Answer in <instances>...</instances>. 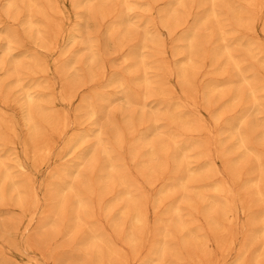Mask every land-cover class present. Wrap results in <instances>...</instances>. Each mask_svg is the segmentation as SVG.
<instances>
[{"label": "rangeland", "instance_id": "obj_1", "mask_svg": "<svg viewBox=\"0 0 264 264\" xmlns=\"http://www.w3.org/2000/svg\"><path fill=\"white\" fill-rule=\"evenodd\" d=\"M3 1V2H2ZM54 0H52V2H53ZM70 1L71 0H55V3L57 4V6L55 7L56 8V12H60L62 15H60V13H59V16H58V14H54V12L52 11V13L54 14V15H57V16H54L51 12H49L48 13V11H47V13H48V15L47 16H49L48 18H47V16L45 15V17H40V19H39V15H37V17H35V19H37L38 21L40 20V22H38V21H36V23H37V25L39 24L40 26H41V24H43V26H44V24H45V26L47 25V23H43V18H44V20H46V22H47V19H48V21L49 22H51V19L50 18H52L53 20L52 21H54V22H52V23H48V25L50 26H48L49 27V29H51L50 31H47L48 29V27L46 26V28L45 29H43L42 27H40V26H37L38 27V29H40V31H41V29H43V31H41L42 32V34H43V32H44V30H46L47 32H50V36H49V34H46V31H45V34H44V41H45V36L47 35V38H48V36H49V38L51 37V34L53 35L52 36V38L54 37V39L52 40H50V39H48L47 40V38H46V43H48V41L50 40V42H52L51 44L50 43H48V44H50L49 46V48H50V50H49V48L47 49L46 48V46H42L41 44H38L39 42H37L38 41V39H37V44L35 43V41L33 40L34 38H35V36L32 34V33H30V32H28V30L26 31L25 30V25L23 26L22 25V21H23V18L25 17V12H23V8H21L22 9V13H20V14H23L24 15V17L22 16V15H20L19 13H18V15H14L15 17H17L18 16V18H15V19H17V20H12L11 18V16H10V14L9 13H7V10H8V7H6L7 8V10L5 11L4 10V8H5V4H7L8 3V1L6 2V0H0V24L2 25H0V27L2 28V27H4V29H5V27H6V29L5 30H7V29H11V30H7L9 33H7L6 31H4V29L2 30L1 28H0V34H2L1 32H4L3 34H2V36H5V38H6V33L9 35V34H11V36H10V41L11 40H13V41H11L13 44H15V43H21V40H22V44L24 45V46H22L21 44L18 46L19 47V49H18V47L17 46H15L16 47V49H18L19 51H20V53L22 52V51H24V53L22 52L21 54L19 53V51L18 50H15L14 49V46H13V44L11 45V44H9L10 45V48H13V50L15 51L14 53H15V55H14V53H13V50L11 51V49H10V51L9 50H5V48H4V44H6V39H1L0 38V45H2V46H0L1 48L3 47V49H1L0 48V52H2V53H0V54H2L1 56H3V53H6V51H7V54H12V55H7L6 54V56H7V58H8V56H9V58H8V60L6 59V56L4 57L3 56V58H5L8 62H6V60H4L3 61V58H1L2 59V63H4V64H2V65H6V66H8V65H11V63H13L14 64V66H13V64H12V66L14 67V69H16L15 71H14V69H13V71L14 72H18V76L19 77H23V79H25L26 81H27V79L26 78H28V81H29V77H30V75H29V73L30 72H32L33 73V71H30V70H32V65L33 64H35V65H37L38 66V64L41 66H39L37 69H36V73L34 72L33 74H35V75H31V77L33 76H35L34 77V79H33V77H32V79L34 80H32L31 81V77H30V81L28 82L27 81V83H28V85H29V87H31V92H33L34 94H37V93H40L41 94V96L43 95V94H45V95H43L44 97H46L48 94L50 95V94H53V95H48L49 97H47L46 98V100L48 101H45V98H43V100L45 101V102H47V106H48V104H49V106H48V113L49 114H51L50 113V110L52 109V111L54 112V110L53 109H55V111H56V113H59L58 115H55L53 112V114L56 116V118L57 117H59V115H60V117H59V121H61V119H63V120H65V117L64 116H66V120L65 121H67V122H65V124L66 125H68L69 126V129L68 128H66V130H64L63 129V134L61 133V134H59L58 132L59 131H56L55 129V131H56V134H53V133H55L54 132V130H53V128H50L49 130H48V128H49V126H47L46 125V127L47 128H45L44 130H45V132H44V130H43V133H44V135L47 137V136H49V134L51 135H53V136H51V138H52V141L49 139V138H47V139H49V140H44V141H46V142H48V141H50V143L51 144H48L49 145V147H50V149L49 150H51V151H47V156H46V154H45V156H46V158H44V155L42 156V158H40V160H43V159H45V160H43L42 161V163L40 162V160H39V162H40V164H42L41 166H39L38 164V159H39V157L38 156H40L38 153H37V155H36V153H35V150H34V153L35 154H32V156H31V151L34 149V147L32 146V145H35V142L36 141H32V135L30 134V131H29V127H28V124H26V120H25V118H24V120H25V122H23L24 120H22L21 118H23L24 116V113L22 114V112H23V106L22 105H25V104H22V102H21V104L18 102L20 99H21V97L19 96V95H21L19 92H18V94H17V91H19L18 90V86H17V88L15 87V88H13L14 87V85H13V87L12 86H10V84L9 83H11V81L14 79H12V78H9L8 77V75L6 76V73L8 72L7 70H8V67H9V70H10V68H12L11 66H8L7 67V69L5 70L4 68H3V66H1V68L2 69H0V98L1 97H3V95L5 94V96L3 97V98H1V99H4V100H0V104L2 105H0V132H3V134H1L0 133V137H2L3 136V138L4 139H8V140H10V144L8 145L7 144V142H8V140H7V142H6V140H5V142H2V140H4V139H1L0 138V140H1V144L2 145H4V147L3 146H0V153L2 152V155H5V152H6V148H7V152H6V156L4 157V156H2L1 154V157L2 158H0V160H1V162L3 163H1L0 162V166L2 165L3 167H10L11 166V169H9L8 170V172H10V173H12V174H10L9 173V178H10V181L11 182H13V180L12 179H14V180H16L17 179V177H15L16 176V174H19L20 175V177H22V179L20 180V184H22L19 188H18V186L19 185H17V187H16V184H18L19 183V180L17 179V181H15V182H17L15 185H14V187H16V188H13V187H11V186H13V185H10L11 184V182H9L8 181V183H10V184H8V185H10L9 187H8V185H6L7 184V181H6V183H5V185H4V192H3V194H2V196H0V223H2L0 226V264H69V260H72V261H70V262H74V258H73V256L75 257V255L77 256L76 258H78V259H76L75 258V261L77 260L78 261V263H77V261L76 262H74L73 264H80V263H84L85 261H86V263L88 262V261H90L89 260V258H91V254H89V250H85V249H80V247L79 248H77L78 246H75V244L77 245V243H75V242H77L78 241V239H79V235L77 234L78 233V231H83V232H86V231H84V230H86L87 229V226L89 227L90 225V221L92 220H94L93 222H92V224H94V223H96L94 226L95 227H98L99 226V229L98 230H100V228L101 229H103V231L106 233V234H109L108 236L111 238V240L113 241V247L114 248H116V249H114L115 251H119V252H122L123 253V257H124V260L125 261H122V263L123 264H129V263H131L132 262V259H134L133 257L135 256V255H137L138 257H141V256H146L147 255V253L149 252V250H150V247H152V244L155 242V241H159V239H161V233H162V224H161V220H164V219H169V218H172V217H174L173 215H169L170 214V212H171V208L172 207H170V206H174V202H177L178 203V205H179V207L181 206V215H183L182 216V219H183V217H184V220H183V222L185 223V221H186V225L190 228L191 227V229H193L194 230V232H198L196 235H198V237H194V239L196 238L197 240L199 239V243L196 241V239H195V242H194V240H193V238H192V240H191V247H189V249H187V248H185L184 246H182V242H181V234L182 233H178L177 232V230L175 229V228H173L172 230L173 231H175V233L173 232L172 234L174 235V236H172L170 239H169V245H171V246H173V247H175L176 249H179V252H182V251H184V252H182V253H178V254H181L182 255V257H183V259L181 260L180 259V261H175L176 262V264H203V260H205V263L204 264H206V260L207 261H210V264H229V263H231L232 264V261H233V258L235 257V255H237L238 253H237V251H238V248L240 247H243V246H245L244 244H246V246L248 245L249 246V242H250V238L248 237V235H250V234H247V232L246 231H248V233H252V230L256 227V224H255V226H254V224H253V220L251 219L252 218V216H254L260 209H261V207H262V205H261V207L260 206H258L259 204H256V201H254V200H256V194H255V189L257 188V186H259V188L263 191V193H264V178H262V182H257V186L255 187L254 186V182H250V180H251V178L252 177H254L253 179H255V177L257 178V176H258V173L256 172V171H258V170H256L255 169V163H254V155H252V153H254L253 151L258 147L259 149H260V151L259 152H261V151H264V148L262 147V148H260V145L259 144H261L262 142H264V128H262L261 126L264 124H262V122L261 121H263L264 119V115L262 116V115H260V113L261 114H263V111L264 110H262V108L264 109V104H261L262 106H260V111L258 110V112H256V114H258L259 112V115L260 116H262V118L259 116V115H256L257 117H254L255 115V113L252 111V109H250V113H248V109H249V106H247L246 105V107H248V108H246L244 105L245 104H247L246 103V95L248 94V93H250V90H249V92L247 93L246 91H248V89H245L244 87V85L246 84L245 82V84L244 83H242V84H244V85H242L241 86V82L239 81V82H236V79H233V81H235V84H234V82H233V84H231V85H233V87L235 86L236 87V89H238L240 86L241 87H243V89H241V93L240 94H242V90H244V94H246L244 97H243V95L244 94H242L241 95V99H242V97L245 99H242V103H243V106H241L242 104H238V105H235V106H229V104L227 103L228 102V99H225L226 97H228V96H225V95H223V96H225L222 100H220V96H219V90L220 89H216L217 91L215 92H212L211 94H209V92H207V89H208V86L211 84V82H212V78L214 79L215 78V75L216 76H218L220 73L221 74H225L226 73V75L228 76V74L230 75V73H228V71L230 72H232L233 73V69H232V67H230L231 65H226V66H228V71H227V69H226V66L225 65H223V63L221 64V62H219L220 61V59H221V57L218 55V58H219V60H218V58H216L215 57V55H216V53H214V46H213V44H215V43H217V41L218 40H216V38L215 39H212V36H213V34H215L216 35V31H214L213 29H217V27L216 26H212V27H210L211 25L210 24H212L210 21H211V19H210V21L209 20H207V21H209L210 22V24H209V22H207V21H205L206 23H207V25H206V23L204 22V24H201V25H198V24H196L197 23V20L195 21V19L196 18H199L200 17V14H201V11L202 10H200V11H198V10H196V8L198 7L199 8V6L197 5L198 3H199V5H201L200 4V1L199 0H197L198 1V3H197V1L196 0H186V2H183V1H185V0H180L181 2H183V6H184V8H182V6L181 5H179V4H177L179 1L177 0V2H175V0H173L174 2H175V4L173 3V1L172 0H142L143 1V3H145V6L142 4V2H141V0H139V2H138V0H137V2H136V0H133L132 2H136V3H132L131 2V0H130V2L133 4L132 6H134L133 8H132V12H131V14L132 13H134V11H136L137 10V12H140V10H138L139 9V7L140 8H142L143 6L145 7V9H147L148 8V11L146 10H143V8H142V13L144 14V18H143V15L141 16V15H136L135 13V15L134 14H132V18H131V20L130 21H132V22H134V23H136L134 20H133V18L134 17H136V18H134L135 20H137V19H139V16H140V19L139 20H137V23L138 22H142L143 23V19H144V23L143 24H133V23H131V30L129 31V34L128 35H130L129 36V39H131V38H133L134 36L137 38H133V40L132 41H130V43H129V41L127 42V43H123V50L120 48L119 49V47H116V44H117V41L116 40H118V39H115V37L113 36L111 39H113V40H115V42L113 41V40H111L112 42L110 43V38H109V36H107L108 34H107V31H108V28H106V27H109V25H108V23L110 22L111 23V21H112V18H110V16L109 15H111V17L112 16H114L115 14H109V15H107V17L105 18L106 20H104V18H102L101 16H96V17H93V18H90L91 20V22L90 21H86L85 22V19H86V16H85V10H83V8L86 6L85 5V3L87 4V1H88V4L89 5H92V6H97V5H100L102 2H104L103 0H94V2L91 0V2H89V0H87V1H85V3H83V2H81L82 0H80V2H77V4H79L80 6H84V7H82V9L81 8H77L78 7V5H74V4H76V3H72V1H71V3H70ZM96 1V2H95ZM107 1V0H106ZM109 1H111V3H112V1L113 0H109ZM109 1H108V3L105 5V3H104V5H105V7L106 8H108V9H110L111 10V7L114 9L115 8V11L113 10V13L114 12H117V9L119 10V7H120V5H119V7L118 8H116L117 7V5L119 4V3H117V4H115V7H113V6H111V4L109 3ZM118 0H116V2H117ZM120 1V0H119ZM118 1V2H119ZM122 1V0H121ZM129 1V0H128ZM149 1V2H148ZM188 1L190 2L189 4H188ZM224 1V0H223ZM222 0H221V2H223ZM232 2H229L228 0L226 1L225 0V5L224 4H222L220 7H222L223 8V5H224V7H225V11H226V13H228L227 14V16L225 17V14L223 13L220 17H219V14H221V12H225L224 10L223 11H221V12H219L218 10H220V8L217 10V12L219 13H217V18H220L218 21H220V23H222V24H224L225 25V23L224 22H226V24H227V27H229V26H231L232 27V25H234L235 26V24H234V21H236L235 19H237V18H235V17H233V16H231L232 15V13H230V11H228V9L226 8V2L228 3H231V5H235V4H232L233 2L234 3H236V2H238L239 0H231ZM236 1V2H235ZM252 1H254L255 3H259L260 4V9H259V4L257 5V4H255L254 2H253V4H251L250 2H252ZM2 2V3H1ZM92 2H93V4H92ZM115 2V0L113 1V5H114V3H116ZM151 2V3H150ZM155 4H154V3ZM171 2H172V4H171ZM181 2H180V4H181ZM217 2H220L219 0L218 1H215V3H217ZM239 2H241V1H239ZM238 2V3H239ZM244 3H245V0L243 1ZM54 3V2H53ZM192 3V4H191ZM194 3H197L196 5H194L193 7H189V5H193ZM236 3V7H238V5L240 6V4H241V11H244V8L242 9V7H246L245 5L247 4H251V5H253L254 6V4L255 5H257V6H255V7H257L258 8V10L259 11H257V8H253V7H251L250 8V4L247 6V7H249V10H248V8L246 7L245 9L246 10H248V11H246L247 12V15L248 16H250V17H246V18H249V19H251V23L249 24V29H248V27L246 28L245 26H241V30L238 28V26L236 25V27H234L233 26V28H231V27H229V29L231 28V30L233 29V30H235L236 29V31H237V29L239 30V31H237V33H235L233 30V32L234 33H231L230 34V32L231 31H229V32H227V33H229L228 35L229 36H231L232 34V36H231V38L230 37H228L227 36V38L228 39H231L230 40V43H231V41H232V46H231V49L233 48H235L236 49V47L239 45L240 47H242L241 46V44H243V42H244V44H246V45H248V46H244V44H243V47L242 48H246V49H240V47H237V49L239 48L240 49V51H241V55L243 54V55H245V54H249L246 58H248L247 60H248V62H250V64L247 62V60H245V59H243L244 58V56H239L240 55V53L238 54V52H240L239 50H238V52H237V54H238V56H237V58H241V59H243V60H245L246 61V63H245V65H247V64H249V65H247V66H245V65H243V67H246V68H248L249 69V71H248V73H250V74H248L247 76L249 77L248 79V82H247V84L249 85H247L248 86V88L250 87V84L251 85H253V84H255V86H260L259 84H263L262 83V81H263V77H262V74H263V76H264V67L260 64L261 62H263V60H264V31H263V24H264V0H260V1H257V0H250V1H248V3H245V5L244 4H242V3ZM71 4H72V6H71ZM82 4V5H81ZM103 4V3H102ZM111 6L110 8L109 7H107V6H109V5ZM121 4V3H120ZM135 4H136V6H137V4H138V9H136V6H135ZM164 6H163V5ZM166 4V5H165ZM170 4H171V6H173L174 7V5L177 7V6H179L183 11H181L180 10V8L179 9H177L178 11L176 12L175 11V13L176 14H179L180 15V13L179 12H181L182 14V17L184 16V15H186V19H185V25H184V23H183V25H181V26H177V28H176V26L175 25H172V27L175 29H173L172 27V29L173 30H170L171 28H169L171 25L169 24L168 25V23L166 24L165 22L163 23V22H161V24L163 23V26L166 24L167 25V28H166V26H165V29H163V26L162 25H160V24H158V23H160V21H161V19H163V21L165 20V17L168 19V17H167V15L169 14V13H171L170 12V10L172 9V7L170 6ZM238 4V5H237ZM62 5V6H61ZM103 5V6H104ZM169 5V6H168ZM188 5V7L190 8H188V7H186ZM6 6H8V5H6ZM75 6V7H74ZM79 6V7H80ZM142 6V7H141ZM203 6V5H202ZM202 6L200 7V8H202ZM205 7H207L206 5H204ZM204 6H203V9L205 10V8H204ZM4 7V8H3ZM104 7V8H105ZM167 7H170V8H167ZM215 7H216V9H217V7H219V3L218 4H216L215 5ZM262 7V8H261ZM5 8V9H6ZM54 8V9H55ZM74 8H77V10L76 9H74ZM105 8V9H106ZM136 10H135V9ZM158 8V9H157ZM160 8V9H159ZM166 8V11H167V9H168V11L167 12H169L168 14H167V12H165L167 15H165V14H161V11L163 12V10ZM178 8V7H177ZM221 8V9H222ZM53 9V10H54ZM170 9V10H169ZM173 9H176V8H173ZM239 9V8H238ZM79 10H81V11H79ZM107 10V9H106ZM112 10H111V12H112ZM160 10V11H159ZM185 10H187L188 12L186 13V14H184L183 12L185 11ZM3 11H5L6 13H7V16H8V14H9V16L8 17H6V14H5V16H4V14L2 15V12ZM21 11V10H20ZM19 11V12H20ZM82 11H84V12H82ZM151 11V13H149ZM244 11V12H245ZM252 12L253 11V15L254 16H252L251 14H250V12ZM257 11V12H256ZM75 12V13H74ZM136 12V13H137ZM148 12V13H147ZM200 12V13H199ZM203 12L204 11H202V14H203ZM245 12V13H246ZM248 12H249V14H248ZM260 12V13H259ZM47 13H45V14H47ZM79 13H83V17L85 18V19H81V17H82V15H79L78 16V14ZM141 13V12H140ZM164 13V12H163ZM231 15H230V14ZM245 13H243V14H245ZM148 14V15H147ZM156 14V15H155ZM163 15L164 17H162L161 15ZM187 14H188V16H187ZM196 14V15H195ZM197 14H198V16L199 17H197ZM259 14V15H258ZM19 15H20V17H19ZM76 15H77V20H79V19H81L80 21H77V20H74V19H76L75 17H76ZM228 15L231 17H228ZM246 15V14H245ZM244 15V16H245ZM246 15V16H247ZM109 16V17H108ZM134 16V17H133ZM148 16V17H147ZM160 16L162 17L161 19H160ZM195 16H196V18H195ZM224 17L223 19L225 20V21H223L222 20V18L221 17ZM252 16V17H251ZM11 17V18H10ZM56 17V18H55ZM80 17V18H79ZM82 17V18H83ZM99 17H101L100 18V20L102 19V23L100 24V20H99ZM105 17V16H104ZM138 17V18H137ZM159 17V18H158ZM189 17V18H188ZM234 19H233V18ZM5 18H6V20H5ZM47 18V19H46ZM79 18V19H78ZM142 18V19H141ZM149 19L150 20V18L152 19V20H150L154 25H151L152 23H150V22H148L147 20H145V19ZM158 18V19H157ZM242 18L244 19V17H243V15H242ZM242 18H240V19H242ZM245 18V19H246ZM252 18H253V20H252ZM19 19H20V21H19ZM21 19H22V21H21ZM34 19V20H35ZM166 19V22H168V20ZM227 19H230V20H234L233 22H232V24L230 23V24H228L229 22H231V21H229V22H227L226 20ZM244 19V20H245ZM11 20L14 22H12V24H11ZM84 20V21H83ZM111 20V21H110ZM160 20V21H159ZM214 20V19H213ZM213 20H212V22H213ZM238 21H239V19H237ZM1 21H2V23H1ZM17 21V22H16ZM72 21H75L74 22V24H73V22ZM145 21H147V22H145ZM192 21L194 22L193 24L194 25H196V27L193 25V24H191L192 23ZM222 21V22H221ZM238 21H236L237 23H244V21L242 22L241 20L238 22ZM16 22V23H15ZM20 22H21V25H20ZM45 22V21H44ZM77 22V23H76ZM82 23L83 25L82 26H80L79 25V23ZM89 22V23H88ZM196 22V23H195ZM235 22V23H236ZM56 24L58 27L60 26V31H58L59 30V28H57V26L55 27L56 28V30L58 31V32H60V35H58L59 33L58 32H56V30H55V32L56 33H54L53 34V29H52V27H51V25L50 24ZM61 23V24H60ZM86 23V24H85ZM147 23H150V24H147ZM214 23H215V25H216V21L215 22H213V24L212 25H214ZM5 24H7L8 26H9V28H8V26L7 25H5ZM75 24H78V26H80V27H76V25ZM156 24V25H155ZM87 27V29H88V31H85V29H84V27L85 26ZM134 25H136L137 26V28L135 29V31L136 32H134L133 30V26ZM140 25H142V26H140ZM143 25H144V27L146 28L148 25V27L150 28V29H152L153 31H157V34H159V35H157V34H155L156 32H152V30H150V29H147V31H149V33H150V35H149V33L148 32H146V31H144V30H146V29H144V30H142L143 28ZM146 25V26H145ZM150 25H151V27H155L154 29L153 28H151L150 27ZM190 26V28L191 27H193V28H196L197 30H199V32L200 33H198V31H196L195 30V33H196V35H195V40H194V42H195V44H194V47L193 48H195V49H192V51L193 50H197L198 51V55H200L201 53H203V56H199V57H195L196 55H197V51H196V55H195V52L193 51L192 53L194 54L193 56H192V58H193V62L195 63V65H194V70H193V73L192 74H195V72L194 71H196V76L194 75V79L191 77V71L189 72V68L191 67L190 66V62L189 61H186V57H185V55H187V54H185V53H187V52H185V48L188 46L187 45V43H184L183 41H182V45H183V43H184V47L180 44V42L181 41H179L178 39H176V37L178 38L179 36H180V33L182 32L181 30H185V28L187 27V26ZM192 25V26H191ZM254 25V26H253ZM261 25H262V28H261ZM21 26V27H20ZM52 26H54V25H52ZM71 26H73V27H71ZM84 26V27H83ZM93 26H94V28H93ZM105 26V27H104ZM169 26V27H168ZM207 26H209V27H207ZM239 26V27H240ZM15 30H13V32H12V28ZM14 27H16V28H14ZM20 27V28H19ZM24 27V28H23ZM74 27H76V28H80V30H82L81 32H77L80 36L81 35H86V34H88V37H87V35H86V37H87V39L89 40H86V37L84 38V36H82V38H84L86 41L85 42H88V44H89V46H90V51H89V53L90 54H94L95 56H94V58H95V60H96V64H95V62H94V60L92 61V62H90L91 63V65H89V61H90V59L88 60V61H86V59H88L89 57H90V55L87 57V53H85V54H83V55H86V57H84L83 56V58H82V56H81V54L85 51V52H87L86 50V48H85V50H84V48H82V46H84L85 44V47L88 45L87 43H84V39H83V42L81 41V45L82 46H80V44H79V46L80 47H78L79 49L81 48V52H80V50H77L78 48H74L75 47V45H76V43H78L79 41H78V38H80L79 37V35L77 36L76 35V33H75V30L76 31H79L78 29H75V30H73L72 31V29L74 28ZM82 27V28H81ZM123 26H121L120 28H121V34H119V35H121L122 36V32L125 30L124 29V27L122 28ZM135 27V26H134ZM162 27V28H161ZM216 27V28H215ZM246 29H244V28ZM120 28H119V30H120ZM205 28H206V30H205ZM209 28V29H208ZM254 28V29H253ZM20 29L22 30V32L20 31ZM86 29V30H87ZM94 29V30H93ZM99 29H100V31H99ZM106 29V34L104 33V30ZM133 29V30H132ZM138 29V30H137ZM167 29H169L170 30V33L171 32H173V35H171L170 33H168V31L169 30H167ZM225 29L227 30L228 28H226V26H225ZM25 30V31H24ZM71 30V31H70ZM95 30H98L97 31V33L95 32ZM183 30V31H184ZM88 32V33H86L85 34V32ZM103 31V32H102ZM144 31L145 33H148L147 35H149V36H146L145 35V37L147 38V40L148 41H146V38H145V46H150V44L152 43V42H154V40H156V42H154L152 45H156L157 44V41L159 40V38H158V36L160 37V41H159V43H158V46L160 47V50H159V48L157 49L156 48V46H150L149 48H151L152 50H153V47H154V49H155V51L153 50V52H155V56H152V57H155V59L153 58L152 59V61L153 62H155L156 61V65L153 63V62H151V57H150V49L147 47H144V51H146L147 49H148V51H146V53L143 51V53L144 54H147V55H144L143 57H144V61L146 62V64H147V67H146V69L148 70V72H149V70H151L150 72H149V77L152 75V77H162V80L160 81V83L162 82V86H164L163 84H165L166 83V85L164 86L165 87V89L163 88V89H161V85H160V83L157 85L155 82H158V81H153V79H152V84H153V82H154V85L156 86H151V89H155L156 90V88L157 89H161L160 91H162L161 93L163 94V96H162V94H161V96H159V93H158V91H156L158 94H156L157 96L155 97L156 99V102H154V101H152L153 100V95L155 94V90H152L153 92V95L151 94H149L150 96H149V99H151L152 98V100H148L149 102H147V100L145 99V102L146 103H144L145 104V106H144V104L141 102V101H138L137 99H133V97H132V102H131V104L132 105H127L128 106V108L126 107V109H125V107L124 106H126L125 105V102H126V100L124 99V94H122V93H124L127 89H130L131 88V86L130 85H132V86H134V88H132L131 90H129V91H131L129 94H130V96L133 94V93H138V92H141V91H138L137 92V90L138 89H140L141 87H139L137 84L139 83V76H138V72L136 73H134V72H131L133 75H134V77L136 78H134L133 77V75L132 74H129V73H127V69H125L126 68V66H125V64H123V62H125V63H127V61H125V54L124 53H126V55H128V51H129V48L131 47V45L134 43H137V42H139V41H141V38L144 36V32H143V35H142V32ZM176 31V32H175ZM15 32H18V33H15ZM26 32H28V33H26ZM71 32V33H70ZM73 32H74V34L75 35H70V34H73ZM83 32V33H82ZM101 32H102V34H101ZM116 32V31H115ZM115 32H114V35H115ZM215 32V33H214ZM239 32H240V35H239ZM244 32H248L247 34H248V36L246 37L245 36V34L246 33H244ZM12 33H14V34H12ZM30 33V34H29ZM58 33V34H57ZM70 33V34H69ZM80 33H82V34H80ZM98 33L100 34V35H103V36H105L104 38H103V36H101V38H98V37H100V35L98 36ZM117 34L116 35H118V32H116ZM133 34V36H132V34ZM138 33V34H137ZM22 34V35H21ZM28 34V35H27ZM55 34H57V35H55ZM97 34V35H96ZM113 34V33H112ZM140 34H141V36H140ZM154 34V35H153ZM198 34H199V36H198ZM202 34H209L208 36L209 37H206L207 38V40H209V41H211V40H213L212 41V46H211V43L209 42L208 44H210V46L211 47H213V49H211L210 50V46L208 45V47H207V42H206V44H203L204 42H205V40L204 39H206L204 36V39L202 38V40L204 41H201V40H199V39H201V36L200 35H202ZM240 36V38H242L241 39V41H242V43H241V41L239 42V43H237V41L239 40V38H238V36ZM14 37H16L15 39H13V36ZM23 35L24 36H26V37H23ZM31 35V39H30V36ZM32 35H33V38H32ZM115 35V36H116ZM214 35V36H215ZM237 37H236V36ZM242 35H244L245 37H242ZM43 36V35H42ZM69 36H74V37H72L73 38V41H72V39L70 38V40H69ZM92 36L94 37L93 39H92ZM137 36H140V37H137ZM153 36L154 37H156V39L154 38L153 39ZM205 36H207V35H205ZM233 36H235L234 38H233V40H232V37ZM118 36H116V38H117ZM131 37V38H130ZM174 37V38H173ZM196 37H199L198 39H196ZM216 37V36H215ZM251 37V41H252V39H254L255 40V38H257L256 40L257 41H259V44L258 45H260V42H261V46H259V49H257L256 50V47H257V45H255V43H254V41H252V42H250L249 41V39L248 38H250ZM4 38V37H3ZM25 38V39H24ZM56 38V39H55ZM74 38H75V40H74ZM77 38V39H76ZM106 38H108L109 39V41H107L108 42V44H106L107 42H106ZM144 38V37H143ZM149 38V39H148ZM151 38L153 39V41L151 40ZM163 38V39H162ZM238 38V39H237ZM245 38H247L248 40H246ZM17 39V41H15ZM28 39H29V41H28ZM96 39L98 40V41H96ZM104 39V41H102ZM138 39H140L139 41H137ZM211 39V40H210ZM236 39V40H235ZM246 41V43H245V41ZM2 40H4V42L2 41ZM19 40V41H18ZM80 40V39H79ZM135 40V41H134ZM149 40H151V41H149ZM176 40H178V41H176ZM215 40H216V42H215ZM32 41H34V43L32 42ZM74 41H78V42H75V44L73 43ZM100 41H102V42H100ZM123 41V40H122ZM142 41H144L143 39H142ZM256 41V44L258 43ZM11 42H9V43H11ZM31 44H30V43ZM73 44H72V43ZM99 42V43H98ZM103 42H104V44H103ZM148 42V43H147ZM151 42V43H150ZM165 42V43H164ZM215 42V43H214ZM234 42H236L237 43V46H236V44L234 45V46H236V47H234L233 46V44H234ZM3 43V44H2ZM46 43H45V45H46ZM54 43H55V45H54ZM70 43V44H69ZM83 43V44H82ZM100 43H102V44H100ZM113 43V44H112ZM116 43V44H115ZM156 43V44H155ZM178 43H179V45H181V47L179 48L180 50H182L183 49V51L185 52V53H183V52H180L179 50H178ZM251 45H250V44ZM48 44H47V46H48ZM66 44V45H65ZM91 44V45H90ZM111 44H112V46H113V50L111 49L112 48V46H111ZM127 44V45H126ZM161 44V45H160ZM219 44V41H218V43L217 44H215V46L216 45H218ZM263 44V45H262ZM16 45H18V44H16ZM40 45V46H39ZM103 45H110V48L108 49V47L109 46H105L106 47V49L104 48V46ZM220 45V44H219ZM250 45V46H249ZM21 46H22V48H21ZM38 46L39 47H41L40 49L42 50H40L39 48H38ZM66 46V47H65ZM114 46L116 47V50L114 49ZM157 46V47H158ZM176 46H177V49H176ZM198 46H200L201 48H199ZM206 46V47H205ZM255 46V47H254ZM36 47V48H35ZM43 47H45L44 49L46 50V51H44L42 48ZM253 47L255 48V50H256V54H259V53H257L258 51L260 52V55L259 56H262L263 55V59H261V58H258L259 56L258 55H255V54H252L251 52H253L252 50H253ZM263 47V48H262ZM20 48H21V50H20ZM65 48V49H64ZM87 48H88V46H87ZM258 48V47H257ZM260 48H261V50H260ZM189 48H187V50H188ZM200 49H201V51H200ZM232 49V51H234ZM236 49V50H237ZM248 49V50H247ZM250 49V50H249ZM1 50H4V51H1ZM53 50V51H52ZM61 50V51H60ZM84 50V51H83ZM92 50V51H91ZM98 50V51H97ZM116 52H115V51ZM157 50V51H156ZM191 50V49H190ZM236 50H235V52H232L233 54H234V56H236L235 55V53H236ZM242 50H244V51H242ZM246 50V51H245ZM254 50V51H255ZM9 51V52H8ZM18 51V52H17ZM25 51H26V54H25ZM28 51V52H27ZM64 51V52H63ZM75 51H77L78 52V54H79V56H75V57H77V58H79L80 57V59H82V60H84V61H82L81 60V64H83V65H81L80 64V61H79V66H80V68L81 69H79V66H76L77 68H75V67H73V66H75V65H72V64H74V61H75V63H76V61L77 60H75V59H73L71 56H74L75 55V53H77V52H75ZM99 51H101V52H99ZM177 51H178V55L177 54H175V53H177ZM204 51V52H203ZM208 51V53H210L209 55L211 56V54L212 53H214V54H212V56L210 57V59L208 58V56L206 55V57L209 59V60H211V61H208V62H211V63H213V64H215L214 62L216 61V65L218 64V67L221 65L223 68H221V70H219V71H223V69L226 71V72H224L223 71V73L222 72H219V74L218 73H216V74H214V72H216V71H218L217 69H219V68H215V67H217V66H215L214 68L215 69H213L212 70V64L209 66L208 65V62L206 61V60H208L207 58L205 59V54H207L206 52ZM213 51V52H212ZM248 51V52H247ZM251 51V52H250ZM12 52V53H11ZM35 52V53H34ZM75 52V53H74ZM80 52V53H79ZM98 52V53H97ZM161 52V53H160ZM180 52V53H179ZM243 52V53H242ZM16 53H17V55H16ZM28 53V54H27ZM32 53V54H31ZM100 53H103L104 55H102L101 54V56H100V58L98 59V57H99V55L98 54H100ZM152 53V52H151ZM245 53V54H244ZM254 53V52H253ZM262 53V54H261ZM35 54V56L36 57H38V58H40V59H38V58H34L35 56H33ZM61 54V55H60ZM69 54H70V59H72L73 60V62H72V60L71 61H67L66 59H69L67 56H69ZM71 54H74V55H71ZM77 54V55H78ZM108 54V55H107ZM157 54H159V56H157ZM181 56H180V55ZM14 55V56H13ZM21 55V56H20ZM43 55V56H42ZM60 55V56H59ZM123 55V56H122ZM153 55V54H152ZM164 55H166V56H164ZM177 55V56H176ZM202 55V54H201ZM214 55V56H213ZM251 55V56H250ZM257 58V59H254L255 57ZM55 56H56V59H55ZM64 56V57H63ZM184 56V57H183ZM252 57V58H250V57ZM14 58V60H16V58H18V60H19V58H20V61H18V60H16V61H14L12 58ZM23 59H22V58ZM103 57V58H102ZM105 57V58H104ZM123 57V60L121 59ZM156 57H157V59H156ZM161 57V58H160ZM179 57V58H178ZM183 57V58H182ZM203 58V61H202V58ZM213 57H215V58H213ZM254 57V58H253ZM28 58H30V59H28ZM65 58V59H64ZM84 58H86V59H84ZM110 58V59H109ZM119 58V59H118ZM182 58V59H181ZM184 58H185V61H183L184 60ZM214 59V61H213V59ZM13 60V62H12V60ZM27 59H28V61H29V63L27 62V64L26 65H28V64H30V69H28L29 67H25L26 69H28V70H26L25 68H24V61H27ZM31 59H33V60H31ZM42 60V62L41 63H39L40 61H38V60ZM55 59V60H54ZM103 59V60H102ZM168 61H167V60ZM171 59V60H170ZM174 59V60H173ZM181 59V60H180ZM215 59H217L218 60V63H217V60H215ZM260 59V60H259ZM37 60V61H36ZM65 60H66V64L65 63H63V62H65ZM99 60H102V64H101V71L99 70V62L101 63V61H99ZM108 60H109V62H108ZM158 60V61H157ZM254 60H258V62H255ZM1 61V60H0ZM23 61V62H22ZM34 63H33V62ZM55 61V62H54ZM156 67L155 69H153L152 68V66H151V63ZM163 61V62H162ZM174 61V62H173ZM181 61H183V62H180ZM204 61H205V63H204ZM221 61L222 62H224V60H222L221 59ZM242 61V60H241ZM245 61H242L241 63H243L244 64V62ZM252 61V62H251ZM19 62H20V64H19ZM21 62H22V64H21ZM31 62H32V65H31ZM72 62V63H71ZM82 62H84V63H82ZM94 62V63H93ZM113 62V63H112ZM116 62V63H115ZM198 62H199V64H202V66H203V68H202V66L201 65H198V66H201V67H199V70H198V67H197V65H196V63L198 64ZM254 62L257 64H255V66H254ZM7 63V64H6ZM9 63V64H8ZM36 63H38V64H36ZM64 65H63V64ZM87 63H88V65L90 66H88L87 65ZM109 63V64H108ZM117 63H118V65H117ZM122 63V64H121ZM157 63H158V68H157ZM177 63H179L178 65H179V67H181V68H184L185 70H183V69H177V68H175V67H178V65H177ZM204 63V64H203ZM253 63V64H252ZM18 64L20 65V67L18 66ZM42 64V65H41ZM77 64H78V62H77ZM87 65V67H86V65ZM95 64V66L93 67V65ZM145 64V65H146ZM182 64V65H181ZM22 65V66H21ZM34 65V66H35ZM67 65V66H66ZM70 65H72L71 67H70ZM112 65V66H111ZM127 65V64H126ZM159 65H163L162 67H164L165 66V68H163V70H162V72L160 71L161 69H162V67L161 66H159ZM181 65V66H180ZM209 66V68H206V67H208ZM15 66H17V67H15ZM64 66V67H63ZM65 66H66V68H65ZM98 66V70L101 72L100 74H99V71L96 69V67ZM119 66V67H118ZM214 66V65H213ZM21 67H22V72L20 71V69H21ZM43 67H44V69H43ZM72 69L71 71L70 70H68V71H70V74H72L73 75V72L72 71H74V73H75V70L76 69H79V71H78V74H80V73H82L80 70H83L84 68L86 69L85 71H87V72H85V73H88L87 74V76L89 77H91V71L93 70L94 71V74H93V77H92V79H93V81H92V79L90 78V83H88L87 81H86V79H88L86 76V78L83 76V77H81L80 78V76H82L83 74H85L84 73V71H83V73L82 74H80V75H78V74H76V75H70L69 74V72H67V70L66 69ZM82 67H84V68H82ZM91 67H93L92 68V70L90 69L89 71L87 70L88 68H91ZM107 67V68H106ZM125 67V68H124ZM225 67V68H224ZM231 68V70H229L230 68ZM254 67H256V69L254 68ZM258 67V68H257ZM17 68H19V69H17ZM40 68H42L41 70H42V72H41V74L42 75H40L38 72V70L40 69ZM56 68H58V69H56ZM74 68H75V70H74ZM94 68H95V70H96V72H98V74L97 73H95V70H94ZM124 68V69H123ZM139 68V67H138ZM161 68V69H160ZM210 68H211V71H210ZM252 68V69H251ZM261 70H260V69ZM23 69H25V70H23ZM35 69V68H34ZM55 69V70H54ZM60 69V70H59ZM118 69V70H117ZM141 69V68H140ZM156 69H158V70H156ZM176 69H177V71H176ZM209 70V71H207V70ZM253 69H254V71H253ZM4 70V71H3ZM18 70V71H17ZM40 70V71H41ZM45 70V71H44ZM56 70H58V71H56ZM66 70V71H65ZM103 70H104V72H103ZM110 70H112V71H110ZM137 70H139V69H137ZM186 70H188L187 72H189V84L188 85H186V83L183 81V79H182V77L180 78V80L178 79V77H180V74H179V72H181V71H186ZM215 70V71H214ZM250 70H252V72L250 71ZM258 70H259V72H258ZM263 70V71H262ZM3 71V72H2ZM7 71V72H6ZM11 71V70H10ZM26 71H28V72H26ZM30 71V72H29ZM35 71V70H34ZM63 71V72H62ZM157 71H160L161 72V76H159L160 74H158L159 72H157ZM203 71L205 72V73H203ZM6 72V73H5ZM44 72H45V75H43L44 74ZM58 72V73H57ZM115 75H113L112 73ZM118 72V73H117ZM120 72H122V75L123 76H121L120 74ZM129 72H130V70H129ZM177 72V73H176ZM208 72V73H207ZM210 72V73H209ZM254 72V73H253ZM262 72V73H261ZM5 73V74H4ZM25 75V77L24 76H22L23 74ZM28 73V74H27ZM31 73V74H32ZM55 73V74H54ZM76 73H77V70H76ZM90 73V74H89ZM117 73V74H116ZM150 73H151V75H150ZM175 73H176V75H175ZM231 73V74H232ZM247 73V72H246ZM251 73H253V74H251ZM4 74V75H3ZM10 74H12V76H10ZM10 74H9V76L10 77H15V76H13L14 74H13V72L11 73L10 72ZM22 74V75H21ZM40 76H39V75ZM59 74V75H58ZM66 74V75H65ZM102 74H103V76H102ZM179 74V75H178ZM257 74L259 75V77L257 78V79H259V80H255V78L257 77ZM16 75V74H15ZM86 75V74H85ZM99 75V76H98ZM101 75V76H100ZM112 76V77H109V76ZM119 75V76H118ZM128 75V76H127ZM3 76H5V77H3ZM45 76V77H44ZM57 76H58V79H57ZM62 76V77H61ZM74 76H79L78 77V80H80V83H78L77 82V79L74 77ZM119 77V78H117V77ZM131 76H132V78H131ZM178 76V77H177ZM193 76V75H192ZM221 76V75H220ZM220 76H219V79H220ZM260 76H261V78H260ZM8 77V78H7ZM44 79H43V78ZM60 77V78H59ZM152 77H150V79L152 78ZM229 77H232V76H229ZM4 78H7V81H9V83L6 81V79L4 80ZM42 78V79H41ZM47 78V79H46ZM80 78V79H79ZM108 78H110V81H109V79ZM119 79V81H120V79H121V81H120V84L121 85H118V83L116 84L114 81H113V79ZM136 80V84H132L131 82H132V80L133 81H135L134 79ZM157 78V79H158ZM191 78H192V80H191ZM204 78V79H203ZM210 78V79H209ZM221 78H222V80H224V81H228V79L227 78H225L224 77V75L223 76H221ZM234 78V77H233ZM251 78H252V80H251ZM8 79H10V80H8ZM12 79V80H11ZM38 79V80H37ZM101 79H103V80H101ZM106 79V80H105ZM132 79V80H131ZM138 79V80H137ZM217 80H218V82H222V80H219L218 79V77L216 78ZM216 79H214V81L216 82L217 80ZM36 80L37 81H40V83H39V85L40 86H38V87H40L38 90L40 91V89H41V87H42V92H44V93H42L41 91L40 92H38V90L37 91H35L36 90V88H37V86H35L36 85ZM42 80V81H41ZM156 80V79H155ZM160 80V79H159ZM202 80V81H201ZM206 80V81H205ZM6 81V82H5ZM26 81H24V82H26ZM82 81H83V83H82ZM107 81H109V83L110 84H108V85H106L108 82ZM112 81V82H111ZM237 81H238V79H237ZM257 81V82H256ZM93 82H94V84H93ZM124 82H128L127 84H125ZM150 82V83H151ZM208 83V84H205V83ZM261 82V83H260ZM264 82V81H263ZM4 83L5 84H9V86H10V88H8L7 86H5L4 85ZM30 83H32L33 85H31ZM212 83H214V82H212ZM229 83V82H228ZM237 83H238V85H239V83H240V86H238L237 85ZM250 83V84H249ZM259 83V84H258ZM2 84V85H1ZM12 84V83H11ZM47 85V86H49L50 88H49V90H48V94H47V90H45L47 87H45V86H43V85ZM60 84V85H59ZM70 84V85H69ZM72 84V85H71ZM85 84H86V86H85ZM92 84V85H91ZM96 84V85H95ZM113 84H115L114 86H118V89H116V91H115V88H114V86L113 87H111ZM122 84L124 85V87H126L125 89L123 88L122 89ZM205 84V85H204ZM63 85V86H62ZM65 85H67V86H65ZM106 85V86H105ZM110 85V86H109ZM127 85V86H126ZM150 85V84H149ZM160 85V86H159ZM208 85V86H207ZM231 85H229V86H231ZM85 88V89H83V87ZM108 86V87H107ZM135 86H138L139 88L138 89H136V87ZM157 86H159V87H157ZM188 86V87H187ZM205 86V87H204ZM33 87V88H32ZM36 87V88H35ZM43 87H45V89L43 88ZM79 87V88H78ZM110 87V88H109ZM129 87V88H128ZM196 89H195V88ZM227 87V86H226ZM226 87L225 88H223L222 90L224 91V90H226ZM235 87H234V89H232V91L233 90H236L235 89ZM240 87V88H241ZM7 88V89H6ZM112 88V90H110ZM117 88V87H116ZM231 88H232V86H231ZM239 88V89H240ZM6 89V90H5ZM35 89V90H34ZM48 89V88H47ZM51 89V90H50ZM65 91H67L66 93L67 94H69L70 95V97H71V99H70V97H68V95L67 94H65V93H63L64 92V90ZM107 89V90H106ZM121 89V90H120ZM134 89V90H133ZM136 89V90H135ZM149 89V88H148ZM168 89V90H167ZM205 89V90H204ZM228 89L231 91V89H230V87H228ZM239 89L237 90V91H239ZM7 90H9V92L7 91ZM17 90V91H16ZM72 90H74V91H72ZM102 90L104 91V92H106V94L108 93V95H105V96H108V97H106L107 99H109V101L113 98V100H115L113 103H112V101L113 100H111V102H109L108 100V103L109 104H111L112 103V105H108L107 103H105V105L103 106V103L104 102H102V105H101V103H100V100H102V96H103V98H105L104 97V94L105 93H103L102 92ZM114 90V92H113V94H112V92L111 91H113ZM122 90H123V92H122ZM181 90V91H180ZM206 91L208 94H203V91ZM3 91V92H2ZM11 91V92H10ZM49 91H51V92H49ZM72 91V92H71ZM93 91V92H92ZM95 91H100V92H102V93H94ZM120 91H121V93H120ZM151 91V90H150ZM164 91H166L165 92V94L167 95V96H165V94H164ZM259 93L257 92L256 94H258V95H256V96H258V98L259 99H261L262 98V101L260 102V103H263V94H264V92L262 91V90H260V88H259ZM262 92V94H261V92ZM6 92H8V94L6 95ZM15 92V95L13 94ZM37 92V93H36ZM56 92V93H55ZM118 92H119V94H121V96L120 95H115V94H118ZM127 93H128V90L126 91ZM125 92V93H126ZM205 92V93H206ZM225 92H228V90L227 91H225ZM223 93V92H221V93H223V94H226V93ZM246 92V93H245ZM4 93V94H3ZM62 93H63V95H62ZM87 93V94H86ZM92 93V94H91ZM96 95H99V97L96 95H94V94ZM148 93H149V91H148ZM151 93V92H150ZM195 93V94H194ZM10 94V95H9ZM47 94V95H46ZM140 94V93H139ZM228 94V93H227ZM226 94V95H227ZM261 94V95H260ZM17 95V96H16ZM67 95V96H66ZM75 95V96H74ZM94 95V96H93ZM111 95H114L113 97H110ZM134 95V94H133ZM132 95V96H133ZM203 95V96H202ZM204 95H205V97H204ZM207 95H210V98L209 97H207ZM249 95V94H248ZM247 95V96H248ZM7 96H8V98H7ZM10 96H14V97H10ZM18 96L20 97V99L18 98ZM42 96V97H43ZM51 96H53V99H52V97ZM64 96H66V98L68 97L69 98V104L65 101V100H67L66 98L65 99H63V97ZM73 96V97H72ZM92 96L93 97H97V98H94V104L92 103V102H89V104L90 103H92V105H94V109L95 110H97V111H99L101 108H102V106L103 107H106V108H108V110H109V108H110V110L112 111H110L109 110V112H111V115H110V117L111 118H107V117H109V115L107 114L108 112H107V109L106 108H102L101 110L102 111H104V110H106L105 111V113L104 112H101V114H106V117H104V115H101L102 117H100V115H99V112L97 113V111H95V114H94V116L93 115H88L87 114V116H86V111H83L84 109H86V107H87V110L89 109L88 107L90 106L89 104V106L88 105H86L87 103H88V100H90V101H93V98H92ZM116 96V97H115ZM123 96V97H122ZM139 96V95H138ZM184 96V97H183ZM222 95H221V97H223ZM6 97V98H5ZM90 97V98H89ZM121 97V98H120ZM147 98H148V94H147V96H146ZM157 97H159V99H160V102H161V99H163L162 101H163V104H165L166 102V104L168 105V107L167 108H169V109H172V107H173V109L177 106V105H175V107L174 106H171V105H174L175 103L177 104L178 103V105H180V107L179 106H177L176 108H178V110H176L175 109V112H177V113H182V114H180L181 116H182V118H183V116H184V122L185 123H187V122H189V123H187L186 125H185V123H184V125L187 127V125H189L187 128V130H186V128H185V130H184V125L182 126V124L181 123H179V122H175V123H170L169 122V124H167L168 123V120L167 119H164L163 118V121L165 120L166 121V123H164V125H165V129H164V131H165V133L163 134H161L158 138H154V137H152L151 138V141H153L154 139H155V142H160V144L161 143H163V142H165V145L167 144L168 145V143H169V137L168 136H166V133L169 131H171V129L173 128H176V132H178V134L180 133V130H184L183 131V134H181L182 133V131H181V136L183 135V136H186V137H188L189 138V141H197V142H195V143H197V145H200V143L202 144L203 142H206V141H208V143H210L209 145L210 146H212V147H210L209 149H207L206 150V148L208 147L207 146V143H203V144H206V148H205V151H204V148H203V150H200V149H202L201 148V145H200V148H199V150H197V147H199V146H197V147H195L194 149H196V150H193V149H191L192 151H193V153H194V155H192L191 154V150L189 149L188 150V152H187V155H189V154H191L190 156H188L187 158V162H188V160H189V164H190V162L192 161L193 163L195 162V163H197V161H198V165H199V167H197V165L195 166L192 162V164H190V165H194V169H196L197 170V172H196V174L198 173L199 174V172L200 171H198V169L197 168H199V170L201 169V168H203L201 171H204L203 173L202 172H200L201 173V175L203 174H205L204 175V179L203 178H200V180L202 179L203 180V182L204 183H206V185L202 182V180H201V185L199 184V182H198V179H199V177H200V174H199V177L197 176L196 178H195V180L194 181H192L190 184H189V186L187 187V189L188 190H186L185 192H184V194H183V191L182 190H179V189H175V190H170V193H169V191H166L165 192V194H166V197H163V199H159V194L161 193L160 192V190H163V186L165 185V184H170L172 181L171 180H173L172 179V177H175L176 175L175 174H178V173H176L175 171L176 170H174V169H176L175 167H174V162H173V160H172V157H170L171 155H170V153L171 152H168L169 151V149H168V151L166 150V151H164L163 153H164V157H165V159L163 158V157H160L161 159H162V161H164V162H162L163 164H164V168L162 167V169H160V171L158 172V174H157V172L154 174V175H152L151 176V174L147 171H145V172H143V170H141L140 169V171H138V169L139 168H142L141 167V165H140V163L137 161V160H139L138 159V154H136V153H142V152H140L142 149L144 150L147 146L146 145H143V147H142V145H141V142H139L140 140V138H142V136L144 135V130H143V128H145V124H147L146 122H145V120L144 119H149V117L151 116V115H148L147 116V118H144V116H146V114H148V110H149V112H151V108H152V110L154 109V108H156V110H153V111H158L157 113L160 115V113L162 114V117H165V114H164V112L166 113V106L165 105H163V107L165 108V110H162V102L160 103L159 102V100H157ZM186 97V98H185ZM206 97H207V99H206ZM249 97V96H248ZM23 98V97H22ZM92 98V99H91ZM111 98V99H110ZM115 98H120V99H122V100H124V101H122V100H120L119 99V101H120V103L122 102V105L119 103V101H116V99ZM164 98H165V100H164ZM189 98V99H188ZM212 98V99H211ZM95 99H97L99 102L98 103H100V104H98V103H96V104H98V105H100L101 106V108L99 109V107H98V105H96L95 104V101L97 102V100H95ZM169 99V100H168ZM195 99V100H194ZM204 99H205V101H204ZM224 99H225V101H224ZM6 100H8L7 102H6ZM11 100V103L9 102ZM49 100H50V102L51 103H49ZM106 100V99H105ZM118 100V99H117ZM176 100H177V102H176ZM209 100H210V102H209ZM243 100L245 101V102H243ZM248 100V99H247ZM22 101V100H21ZM53 101V102H52ZM64 101V102H63ZM103 101H104V99H103ZM106 101V102H107ZM135 101V102H134ZM136 101L137 102H140V104L142 103V105L144 106V107H142L141 109H139L140 108V106H142V105H140V104H138V103H136ZM166 101V102H165ZM208 101V102H207ZM260 101V100H259ZM3 102V103H2ZM6 102V103H5ZM13 102H15V103H13ZM17 102V103H16ZM24 102V101H23ZM84 102V103H83ZM116 102V103H115ZM150 102H151V104H150ZM152 102H154V104L152 105ZM158 102H159V104H161V105H159L158 104ZM165 102V103H164ZM175 102V103H174ZM180 102V103H179ZM221 102H222V105L224 106H221L220 104H221ZM11 104V106H10V104ZM13 103V104H12ZM18 103L22 106H20V105H18ZM53 103V104H52ZM123 103H124V106H123ZM136 103V104H135ZM149 103V104H148ZM172 103H174V104H172ZM226 103H227V105H228V110H230V108L232 107V109H234L233 111H229V112H225V105H226ZM241 103V102H240ZM245 103V104H244ZM7 104V105H6ZM17 104V105H16ZM77 104V105H76ZM106 104L108 105V106H106ZM127 104H128V102H127ZM139 106H138V105ZM220 106H219V105ZM4 105V106H3ZM84 105V106H83ZM91 105V106H92ZM95 105H96V107H95ZM137 105V107H131V106H136ZM146 105H149L150 106V108L149 107H146ZM20 106V107H19ZM54 107V108H51V107ZM73 106V107H72ZM123 106V107H122ZM217 106H219V109H220V111L218 110V107ZM82 107V108H81ZM98 107V108H97ZM117 107L118 108H120V109H117ZM124 108V111H127V109H128V111H130L129 109H130V107H131V109H134V111H135V113H137V114H135L134 113V111L133 110H131L130 112H127V114L128 113H130L131 115H128L129 116V119L131 120V118L132 119H136V117H137V115H138V112H139V110H142V111H140L141 112V114L143 115H141L140 114V112H139V114H140V116H142V117H137V119L135 120V124L136 125H134V124H132V122H130L129 121V119L126 117V116H124L125 114H126V112H125V114H124V112H123V110H122V108ZM139 107V108H138ZM160 107V108H159ZM162 107V108H161ZM204 107V108H203ZM220 107H223V109L222 108H220ZM242 107H243V109H245L247 112H245V110H243V112L242 111H239V109L240 110H242ZM245 107V108H244ZM262 107V108H261ZM24 108H26V105H25V107ZM58 108V109H57ZM97 108V109H96ZM144 108H146V109H144ZM163 108V109H164ZM203 108V109H202ZM207 108V109H206ZM208 108H209V110H208ZM212 108V109H211ZM19 109V110H18ZM104 109V110H103ZM117 109V110H116ZM148 109V110H147ZM226 109H227V107H226ZM115 110V111H114ZM146 110V111H145ZM237 110V111H236ZM118 111V112H117ZM144 111L145 112H147V113H144ZM152 111V112H153ZM163 111V112H162ZM181 111V112H180ZM205 111V112H204ZM221 112V111H223L222 113H220V118L218 117V115H219V112ZM79 112V113H78ZM90 111H87V113H89ZM107 112V113H106ZM115 112V113H114ZM120 112H121V115H122V112H123V115L121 116L120 115ZM143 112V113H142ZM155 112V113H156ZM187 112V113H186ZM207 112V113H206ZM209 112V113H208ZM218 112V113H217ZM253 112V113H252ZM6 115H5V114ZM96 113H97V117H95L96 116ZM156 113V114H157ZM236 113H238V115L236 114ZM241 113H248V115L250 114L251 116H252V119H253V117L254 118H256L257 119V121L259 122L260 121V123H257V121H256V123L258 124V126H257V129H255L256 128V125H250L249 124V126H250V128H248L247 129V127H249V126H245L246 128H244L246 131H248L247 133H249V129L251 130V129H253L254 128V131H255V133L256 132H258V134L256 133L255 135H257L256 137H257V140H254V141H257V143H255L254 141H252L253 139H255L256 137H255V135L253 134V136L255 137V138H252L251 136L249 137V139H247L248 141H247V143H246V145L248 144L249 145V142H253V143H255L254 145H253V143H252V145L253 146H255L256 144L258 145V146H255L256 148L255 149H253L252 151H251V149L252 148H254L253 146H251L250 147V145H249V147H250V150L246 153V155H248V156H246V155H243V154H241V153H239L240 151H238V150H240L238 147H237V149L236 148H234V151L235 152H232V150H233V147L237 144V139H234L235 138V134L233 133V130H232V133L234 134H232L231 133V135H233L232 137H231V135H229V132L230 131H227V130H229V129H227L230 125H228V124H231V123H233L234 124V126L233 127H235V125H236V121H237V116L239 117V116H241L242 114ZM53 114H51L52 116H53ZM83 114H85V115H83ZM117 114V115H116ZM134 116H133V115ZM149 114H151V113H149ZM214 114V115H213ZM217 114V115H216ZM235 114V115H234ZM5 115V116H4ZM50 115V116H51ZM61 115L63 116V118L61 117ZM114 115V116H113ZM154 115V113L152 114V116ZM193 115V116H192ZM249 115V117H251ZM11 116H12V118H11ZM54 116V117H55ZM86 116V118H89V122L87 121L88 119H84V117ZM132 116V117H131ZM136 116V117H135ZM161 116V115H160ZM2 117V118H1ZM6 117V118H5ZM10 117V118H9ZM21 117V118H20ZM54 117H52L53 118V120H55L54 119ZM95 118V120H94V118ZM113 117H115L114 119H113ZM125 117L128 119H126L127 121H129V122H127V124H126V120H125ZM223 117V118H222ZM230 117H231V119H233V120H235V122H232L231 121V119H230ZM77 118V119H76ZM90 118H93V120H94V123L97 125V123H98V121L100 122V125L98 124V126L100 127V129L98 130V129H96V128H99L98 126H96V125H94L93 124V122H92V120L90 119ZM101 118V119H100ZM106 118H107V121H112V122H110V123H113V124H116L115 125V128H113L114 127V125L113 124H111V125H109L110 123L108 122V124H107V121H106ZM118 118V119H117ZM121 118H123V120L121 119ZM222 118V119H221ZM258 118H259V120H258ZM5 119V120H4ZM109 119H111V120H109ZM120 119V120H119ZM187 119H189L188 121H187ZM217 119V120H216ZM225 119H226V121H227V123H226V125H225ZM262 119V120H261ZM7 120H9V121H11L10 123H9V121L8 122H5V121H7ZM80 121V122H78V121ZM101 120V121H100ZM119 120V121H118ZM137 120L139 121L140 120V122H137ZM142 120V121H141ZM144 120V121H143ZM211 120V121H210ZM4 122V123H7L6 125H8V127H10V124H11V128L10 129H13V130H10L6 125H5V127H3V125L1 126V122ZM56 122L58 121V119H56L55 120ZM76 121V122H75ZM87 121V122H86ZM97 121V122H96ZM116 121V122H115ZM122 121V122H121ZM133 121V123H134V120H132ZM162 120H161V122H163ZM164 121V122H165ZM192 121V122H191ZM202 121V122H201ZM222 121H225V122H222ZM231 121V122H230ZM75 122V123H74ZM92 122V123H91ZM103 122H106V124L105 123H103ZM137 122V123H136ZM142 122H144V123H142ZM191 122V123H190ZM198 123V125H199V123H201L202 124V128L200 129L199 128V126L196 124V126H198V128L197 129H200V130H197L196 129V127L195 126H193V124L192 123ZM217 122H218V124H217ZM228 122H230V123H228ZM68 123V124H67ZM79 125H78V124ZM101 123H103V124H101ZM117 123H118V125H119V127H122V126H124V129L122 128V132H123V130L125 131V134H124V136L123 135H121V136H123L125 139H123V140H125V141H123V143H122V137H121V139H119V137L117 138L118 140H116V137L117 136H120L119 134H122V132H120L119 134H118V125H117ZM124 123V124H123ZM128 123L129 124H131L130 126L128 125ZM212 123V124H211ZM222 123V124H221ZM76 124V125H75ZM121 124V125H120ZM123 124V125H122ZM143 124V125H142ZM172 124H173V126H172ZM180 126H182V127H180ZM190 124L192 125V129H190L191 128V126H190ZM200 124V125H201ZM211 124V125H210ZM223 124H224V128L225 129H227V130H225V131H223L222 130V126H223ZM233 124H231V125H233ZM27 125V126H26ZM88 125H90V126H94V127H92L93 128V130H91L92 128L90 127V126H88ZM103 125V126H102ZM128 125V126H127ZM132 125H134V128H132L133 126ZM145 125V126H144ZM167 125H171L172 126V128H170L169 126V130L168 129H166L167 127ZM195 125V124H194ZM259 125H261L260 127L263 129V131H261V130H259L258 131V128H259ZM67 126V127H68ZM106 126H108L107 128H106ZM109 126H110V128H109ZM117 126V127H116ZM128 127V128H125V127ZM139 126H141V127H139ZM142 126H144L143 128H142ZM205 126V127H204ZM228 126V127H227ZM237 126H238V124H237ZM236 126V127H237ZM254 126V127H253ZM7 127V128H6ZM28 128V130L26 129V128ZM88 127H90V128H88ZM96 127V128H95ZM101 127H103V128H101ZM113 129H112V128ZM129 127L131 128V130L129 129ZM181 128V129H179V128ZM190 127V128H189ZM201 127V126H200ZM204 127V128H203ZM243 125L241 126V132L243 133V135H247V133H244L245 131H244V129H243ZM264 127V126H263ZM59 128V127H58ZM88 128V129H87ZM105 128H106V131H105ZM109 128V129H108ZM117 128V131H115V129ZM140 128H142V129H140ZM178 128V129H177ZM193 128H195L194 130H193ZM223 128V129H224ZM5 129H9V131H7V130H5ZM52 129V130H51ZM103 131H102V130ZM110 129H112V130H114L116 133H113V132H111V130ZM121 128H119V130H120ZM128 129V130H127ZM172 129V130H173ZM204 129V130H203ZM206 129V130H205ZM221 129V130H220ZM5 130V131H4ZM25 130H27V132L25 131ZM85 130H86V134L84 133L85 132ZM89 130V131H88ZM95 130V131H94ZM166 130H168L167 132H166ZM179 130V131H178ZM188 130H189V132H188ZM191 130L193 131V132H191ZM217 130V131H216ZM93 131V132H92ZM98 132V133H100V135L98 134V133H96V135L94 134L95 132ZM134 131V132H133ZM174 131V130H173ZM173 131H171L172 133H176V132H173ZM203 131V132H202ZM220 131H222L223 133L222 134H225V135H220L221 134V132ZM228 132V135L231 137V139H233V140H229L228 139V137H226V136H228L227 135V132ZM254 131L252 130V131H250V133L251 132H253L254 133ZM7 132H8V134H7ZM9 132H10V134L11 135H14V136H10V134H9ZM12 132V133H11ZM14 132V133H13ZM103 132H105V133H103ZM107 132V133H106ZM138 132H140V133H138ZM170 132V133H171ZM219 132V133H218ZM225 132V133H224ZM261 134H260V133ZM5 133V134H4ZM28 133V134H27ZM45 133H47V134H45ZM49 133V134H48ZM58 133V134H57ZM78 133V135L79 136H77L76 137V135L75 134H77ZM90 135L89 136V138H88V134ZM101 133H102V135H101ZM112 133H113V135H117L116 137H113L112 136ZM124 133V132H123ZM131 134V135H129V134ZM132 133H133V135H132ZM139 135H138V134ZM170 133H167V134H170ZM188 133V134H187ZM201 133V134H200ZM98 134V135H97ZM106 135V136H104L105 138L104 139H106L104 142L106 143H104L102 140H100L101 139V137L103 136V135ZM4 135H6V137L4 136ZM23 135V136H22ZM26 135H28V136H26ZM60 135V136H59ZM81 135H87V136H84L85 137V140H88L89 141V139H92L91 140V142H92V147H90V150H91V148L92 149H97V148H99V149H97V151H98V154L95 152L96 150H94V152L96 153V154H94L92 151L90 152V154H88L89 155V158H87L88 157V155L87 154H85L86 152H85V150H87V152H89L90 150H89V146L90 145H86L88 142L87 141H83L84 139H83V137L81 136ZM167 138L168 137V141H166V139H165V141H163V137L164 136ZM176 135H177V133H176ZM198 135V136H197ZM214 135V136H213ZM220 135V136H219ZM245 135V136H246ZM249 135H252V134H249ZM248 135V136H249ZM259 135V136H258ZM260 135H261V137L263 138L262 140L263 141H261L260 142V140H261V138H259L260 137ZM42 136V135H41ZM45 136H42V138H45ZM57 136V137H56ZM65 136V137H64ZM66 136H67V138H66ZM97 136V137H96ZM131 136H132V138H133V144H134V139H136V141H137V143H136V145L134 146V147H136V146H138L137 147V149H141V150H138L137 152L136 151H132V150H134V149H132L133 147V144L132 145H126V143H129V141H130V139L132 140V138H131ZM178 136H180V135H178ZM177 136V137H178ZM180 136V137H181ZM182 136V140L184 139V137ZM224 136H225V138H224ZM248 136L246 137V138H248ZM50 137V136H49ZM72 137H74V138H72ZM137 137V138H136ZM185 137V140H188V138H186ZM198 137V138H197ZM212 137V138H211ZM222 137L224 138V140H222ZM41 138V137H40ZM66 138V139H65ZM71 138L74 140V139H78V140H76V141H74V142H70L72 145H70V144H68L69 143V141L71 140ZM79 138H82L83 140L81 141V142H83V143H78V141H80V139ZM97 138V139H96ZM99 138V139H98ZM194 138V139H193ZM196 138H197V140H196ZM210 138V139H209ZM228 140H227V139ZM237 138V137H236ZM260 140H259V139ZM28 139V140H27ZM29 139H30V142L31 143H29ZM46 139V138H45ZM58 139H59V141H58ZM68 139V140H67ZM116 140L115 142H114V140ZM181 139V138H180ZM204 139V140H203ZM205 139H207V140H205ZM214 139V140H213ZM218 139H220V140H218ZM252 139V140H251ZM12 140V141H11ZM27 140V141H26ZM33 140H35V138H33ZM36 140H38V138L36 139ZM42 139H39L38 140V142H36L37 144L36 145H40L41 144V142L43 141ZM97 140V141H96ZM108 140H110V141H112V143H109L108 142ZM161 140L163 141V142H161ZM178 140H179V137H178ZM212 140V141H211ZM235 140V141H234ZM251 140V141H250ZM63 141H65V143H63ZM100 141V142H99ZM135 141V142H136ZM180 141V140H179ZM198 141H200V143H198ZM228 141V142H227ZM259 141V142H258ZM85 142V143H84ZM100 144H99V143ZM106 145H104L103 143ZM167 142V143H166ZM236 142V143H235ZM9 143V142H8ZM32 143H34V144H32ZM49 143V142H48ZM90 143V142H89ZM97 143V145H99V147L97 146V148H96V144ZM117 143V144H116ZM138 143H140V144H138ZM154 143V142H153ZM212 143L214 144V145H212ZM229 143H232V145H233V143L235 144L233 147H232V150L230 149L231 148V146L229 145ZM259 143V144H258ZM5 144L8 146H5ZM26 144H28V145H26ZM62 144H64V145H66V146H62ZM76 144V145H75ZM77 144H79V145H81L83 148H85V150L82 148V147H79V145L77 146ZM86 145L87 146V148L84 146V145ZM203 144H202V146H203ZM225 144V145H224ZM229 146H228V145ZM31 145V146H30ZM51 145V146H50ZM54 145V146H53ZM68 145H70L69 146V148H68ZM74 145L75 146H77V148L78 149H76V147H74ZM95 145V146H94ZM108 145H111V148H112V152H111V155H112V157H113V159L115 160V162H117V163H119L118 164V166L117 167H119V165L121 164L122 166V168L123 169H121L120 167V169H121V171H120V169L119 168H117L116 167V169L114 170V171H118V169H119V173H121V174H124V175H126V177H128V178H130V179H132V183H136V185L137 186H139V188H138V192H139V194H138V192L136 193H134V188L132 189V187H131V189L129 188V190H132L131 192L132 193H134L136 196H137V198H138V195H140L141 194V202L139 201L138 202V204L140 205V208H141V206H142V210L141 211H143L142 213H143V215L144 216H146V219H145V217H144V219L146 220L143 224V226L145 227H143L144 229H142L143 231H142V233H141V240H140V242L139 243H137L134 247H136V248H134V250H133V247H132V249L130 248L131 246H129L127 243H126V241H125V229H126V231H127V229H128V231L130 230L129 228H128V226H130V228H133V226H132V223L130 222L131 220L127 217V218H122L123 220H125L126 222H124L123 223V221H122V219H119V221L121 222L122 221V223H120L119 225H118V220H117V222H115V224H117L118 226H115L114 227V225L115 224H113L112 222H111V220L109 219L110 218V216L109 215H107V213L105 212L106 211V206H109V203H112L111 205H113V202L111 201V196L113 197L114 195L113 194H115V193H119L120 191H124L123 189V187L121 186L120 187V185L118 186V185H116V179L114 180V178H113V186H111L112 188H113V191H112V188L110 187V191L108 190L109 189V187H108V189H100V187H98L97 185L94 187V184H93V182L94 183H96L98 180H99V176L101 175L100 174V172H99V170L98 169H101L102 170V165L104 164V160H105V158H103L102 157V159H104L103 161H101L102 159H100V156L103 154V147L105 148H107L108 147ZM113 145V146H112ZM115 145V146H114ZM161 145H164V144H161ZM163 146L164 148H166L167 146ZM222 145H224V147L222 146ZM247 145V146H248ZM263 144H261V146H262ZM9 146L11 147L10 149H9ZM27 146V147H26ZM62 146V147H61ZM101 146H103V147H101ZM120 146V147H119ZM142 148H141V147ZM203 146V147H204ZM236 146H239V145H236ZM235 146V147H236ZM29 147V149H27ZM33 147V148H32ZM59 147V148H58ZM64 147V148H63ZM65 147L67 148V151H66V149H65ZM71 147V148H70ZM72 147H73V149H72ZM95 147V148H94ZM132 147V148H131ZM227 147H229L228 148V150L230 151H228L227 150V152H229L228 154H225L223 151H225L226 152V149H227ZM75 148V149H74ZM82 148V149H81ZM110 150H111V148L110 147H108ZM148 148V147H147ZM224 148H226V149H224ZM2 149H3V151H2ZM5 149V150H4ZM13 151H12V150ZM23 149V150H22ZM32 149V150H31ZM69 149H71L72 150V152H71V150H69ZM79 149H81V150H79ZM127 149V150H126ZM8 150H10L9 152H11L12 151V153H13V156H12V153H9L8 152ZM31 150V151H30ZM84 152H83V151ZM89 150V151H88ZM129 150V151H128ZM142 150V151H143ZM209 150V152L211 151L212 152V154H209L207 157H209V158H207V159H210V156H211V159L207 162L206 161V158H205V160L202 162V163H200L199 164V161L201 160H203L204 158L203 157H205L209 152H206V151H208ZM257 151H258V149H256ZM5 151V152H4ZM75 151H79V152H75ZM81 151V152H80ZM116 151H118V154H116ZM146 151V154H147V149L145 150ZM190 151V152H189ZM199 151H200V154H198L199 153ZM236 151H238L237 153H238V155H237V153H236ZM4 152V153H3ZM16 152V153H15ZM60 152H62V153H60ZM68 152H70L69 154H67ZM83 152V153H82ZM210 152V153H211ZM219 152V153H218ZM226 152V153H227ZM231 152H232V154H231ZM46 153V152H45ZM81 153V156L79 155ZM93 153V154H92ZM131 153V154H130ZM162 153V154H163ZM189 153V154H188ZM203 153H205V156H204V154ZM213 153H215L214 155H213ZM236 153V154H235ZM255 153H256V151H255ZM258 153V152H257ZM263 153L264 152H261L260 154L261 155H263ZM8 154H10L9 156H8ZM92 154V155H91ZM143 154H145V152L144 153H142V154H140L141 156H139L140 158H142V155ZM162 154H161V156H162ZM202 154V156L203 157H201L200 155ZM225 154V155H224ZM244 158H246V157H248L247 159H244L243 161L242 160H236V157L234 158V159H232L231 157L233 156L234 157V155L235 156H237V158L240 156V155ZM33 155H34V157H36L35 159H37V161H36V163H35V160H33ZM74 155V156H73ZM79 155V156H78ZM82 155H85L86 156V159L88 160V159H90V156H91V158L93 157V155L95 156V157H97L98 159L96 160V158H95V160H93V159H91V162L90 163H85V162H87V160L85 159V156H83L82 157ZM98 155V156H97ZM127 155V156H126ZM129 155V156H128ZM136 155V156H135ZM198 155V156H197ZM77 158H76V157ZM102 156H104V154L102 155ZM135 156V157H134ZM145 158H146V156L145 155H143ZM191 156H193V160L192 159H190L191 158ZM201 157L202 159H198V157ZM239 157V159L240 158H242V157ZM80 157H82V158H84L85 159V161L84 160H82L81 158H80V160H78ZM118 157L119 158H121V159H118ZM134 157V158H133ZM190 157V158H189ZM195 157H197L196 159H197V161H194V158ZM226 157V158H225ZM249 157H252V158H250L251 160H252V163L253 164H250V159H249ZM262 157H264V156H262ZM14 158V159H13ZM49 158V159H48ZM128 158H129V160H128ZM228 158V159H227ZM242 158V159H243ZM5 159V160H4ZM74 159H75V162H74ZM143 159V158H142ZM160 159V160H161ZM164 159V160H163ZM170 159V161H169V163H168V160ZM195 159V160H196ZM213 159V161H214V163H213V161H212V165H214L215 167H217L221 172H222V176H220V175H217V176H214V173H212V171H214V167H212V166H210L211 164H210V161ZM230 159H232V160H230ZM249 159V160H248ZM12 160H15V163H14V161H12ZM33 160V161H32ZM79 162H77V161ZM82 160V161H81ZM117 160V161H116ZM121 160V161H120ZM172 160V161H171ZM191 160V161H190ZM218 160V161H217ZM219 160H220V162H219ZM228 160V161H227ZM237 163V166H236V163L234 164V161ZM32 161V162H31ZM45 161V162H44ZM47 161V162H46ZM81 161V162H80ZM84 161V164H82V162ZM89 161V160H88ZM95 161V162H94ZM140 161V160H139ZM185 161V162H186ZM200 161V162H201ZM241 161V162H240ZM247 161H249V162H247ZM5 162V163H4ZM20 163V164H22L23 165V167H24V172H21V171H19V170H17V167H16V164L17 163ZM44 162V163H43ZM60 162V163H59ZM64 162V163H63ZM74 162V163H73ZM102 163L103 162V164L101 165H99V167L97 166L99 163ZM124 162V163H123ZM170 162H173V166H172V164L170 163ZM207 162V163H206ZM248 164H247V163ZM15 164V166H13L12 164ZM62 163V164H61ZM117 163H115V164H117ZM168 163V164H167ZM204 163H205V165H204ZM222 163H223V165H222ZM229 163V164H228ZM242 163H246V166H245V164H243L242 165ZM9 164V166H4V165H8ZM11 164V165H10ZM77 164V165H76ZM78 164H79V166H78ZM86 164H87V167L88 166H90L88 169H87V171H86ZM93 164V165H92ZM238 164H239V166H238ZM72 165V166H71ZM74 165H75V167H74ZM106 165V164H105ZM104 165V166H105ZM166 165V166H165ZM200 165H201V167H200ZM202 165L204 166V167H206V168H208V169H205L204 167H202ZM207 165H208V167H207ZM1 166V167H2ZM70 166H71V169H70ZM77 166H78V168H79V174L81 173V174H83V175H79L78 173H76V168H77ZM97 166V167H96ZM163 166V165H162ZM225 166V167H224ZM228 166V167H227ZM38 167V168H37ZM84 167H86V168H84ZM93 167H95V168H93ZM102 167V168H101ZM196 167V168H195ZM211 167V168H210ZM16 168V169H15ZM37 168V169H36ZM55 168V169H54ZM66 168V169H65ZM78 168H77V170H78ZM125 168V169H124ZM134 168V169H133ZM211 169V171L209 172L208 170H210ZM226 168H227V170H226ZM3 169V168H2ZM2 169H0V170H2ZM72 169H75V170H73L72 171ZM143 169V168H142ZM170 169V170H169ZM222 169V170H221ZM67 170H69L70 172H72V173H70L69 171H67ZM100 170V171H101ZM125 170V171H124ZM256 170V171H255ZM19 173H18V172ZM50 171V172H49ZM80 171H82V172H80ZM98 171V172H97ZM102 171H104V170H102ZM101 171V172H102ZM113 171V172H114ZM117 171L116 172H114L113 173V175L112 176H116V177H118V175H116V173H117ZM122 171H123V173H122ZM128 171V172H127ZM135 171V172H134ZM171 173H170V172ZM206 171V172H205ZM255 171V172H254ZM53 172V173H52ZM55 172V173H54ZM70 174H69V173ZM84 172L86 173L85 175H84ZM96 172H97V174H99V175H96ZM168 172V173H167ZM178 172V171H177ZM21 173V174H20ZM25 173V174H24ZM73 173H75V174H73ZM126 173V174H125ZM146 173L148 174L147 176H146ZM253 173H256L255 175H253ZM15 174V175H14ZM22 174H24L25 175V178L23 177L24 175H22ZM62 174V175H64V176H62V178L60 179V175ZM76 174H78V175H76ZM103 174H104V172H103ZM115 174V175H114ZM197 174V175H198ZM227 174H228V177H227ZM241 174V175H240ZM14 175V176H13ZM66 175V176H65ZM72 177H71V176ZM87 175V176H86ZM136 175V176H135ZM161 175V176H160ZM174 175V176H173ZM203 175L201 176V177H203ZM207 175V176H206ZM231 175V176H230ZM57 176H59V178H57ZM69 176H70V178H73V176L75 177L76 176V181H75V179L73 178L72 180L73 181H70V182H68V183H70V184H72L73 182H74V184L76 185V186H72L71 187V189L73 188H77V187H79L78 189H77V191H79V193L81 194L82 193V191L84 190L83 189V187L81 188L80 186H82L83 185V183L86 181V183H84V185L83 186H85L84 188H85V190H84V192H83V195H88L89 194V192H90V196H91V194H92V192L94 193V191H96V193L95 194H93L90 198L92 199V203H89V202H87L86 200H85V198H86V196H85V198L84 197H82V198H84V200L86 201V203H88L89 204V206H90V204H92L93 206V208H89L90 210H88V213H89V222H88V219L87 220H85V218L83 219L84 221V223L85 224H83L84 226L86 225V227L84 228V230L83 229H81L82 228V226L83 225H81V228L77 231V233L75 232L74 233V231H72V230H66V229H68V227H67V225H65V224H67L66 223V221L64 222V221H57L58 222V224H57V222L54 224V226H57V228H55L54 226H52L53 228H51V227H49V225L47 226V225H45L44 224V226H43V222H42V225H41V222L40 221H42L43 219H44V217L43 216H45V215H49L48 213H50V216L53 214V211L55 212V208L54 207H57L56 205H57V202H59L60 201V193L62 194V192H64L65 194V196L64 197H68L67 199H69V201L66 199V198H62L63 199V201H67L66 202V205H64V208L66 209V206H67V208H69V206H70V208H72V206L73 207H75V206H77L76 204H77V202L76 201H74V203H70V197H69V195L70 196H72L73 197V195L75 194V193H77V191H75V189H74V191H71V189H70V192H68V194H67V192H65L66 191V189L64 188V190L62 191V190H60L58 187H57V183H55L54 181H56L57 179H59V181L60 180H62L63 178V180H66V178L65 177H68L69 178ZM84 176H86V178L84 177ZM149 176H151L150 178V182H147V180L146 179H143V178H147V177H149ZM163 176H166V177H163ZM170 176V177H169ZM218 176H220V177H218ZM243 176V177H242ZM250 176H251V178H250ZM27 177H28V180H29V178H30V183L28 182L27 183ZM81 177H83V178H85V181L83 180V178H81ZM92 177V178H91ZM161 177V178H160ZM207 177H209V178H211L210 180H207ZM213 177V178H212ZM215 177H217V178H215ZM225 177V179L223 180V178ZM240 177H241V179H240ZM263 177H264V175H263ZM18 178H19V176H18ZM206 178V179H205ZM229 178V179H228ZM231 178H233V179H231ZM77 179H81V180H79V182L80 183H82L80 186H78V184H80L79 182H78V180ZM94 179H96V180H94ZM149 179V178H148ZM220 179H222L221 180V184H219V183H217V181L219 180L220 181ZM49 180V181H48ZM84 182H83V181ZM89 180H91L90 182H89ZM165 180V181H164ZM205 180V181H204ZM217 180V181H216ZM226 180H228V181H226ZM232 180V181H231ZM234 180V181H233ZM241 180V181H240ZM53 182V184L55 185V188H58V189H56V192L58 193H56L55 194V191H54V189H53V193L51 192V188H52V186L54 187V185H52L51 186V188H50V185H51V183ZM58 180H57V182H59ZM67 181H69V179H67ZM67 181H65V182H67ZM115 181V182H114ZM137 181V182H136ZM209 181V182H208ZM213 182V181H216V183L214 182V187H215V184H218V185H220L218 188L219 189H221L220 191H218L219 192V197L220 196H222L223 195V193H224V195H226V198H224L223 196L221 197V200L219 199H217V197L215 198V196H216V194L218 193L217 191H216V189L214 188V192L216 193V194H213L212 196H214L213 198L215 199V200H213V198H211L212 199V201H215L216 202V204L217 203H221L222 202V204H224L223 202H227V204L225 203L224 205H225V207L222 205V204H220V205H222L221 207L219 206V204L218 205H216L219 209H222L223 208V210H225V209H227V211L228 212H222V211H217V209H216V206H215V208L214 207H212L213 208V210L211 209V208H209L210 207V204H209V202H211L210 200V195L212 194V192H213V189H211L212 187H213V183H211V182ZM223 181H224V186L222 185L223 184ZM45 182H47V183H45ZM51 182V183H50ZM77 182V183H76ZM208 182V183H207ZM88 183V184H87ZM212 184V186H210L211 184ZM230 183V184H229ZM73 184V185H74ZM91 184V185H90ZM111 184V185H112ZM229 184V186H226V185H228ZM239 184V185H238ZM48 185V186H47ZM86 185H88L87 186V190H89V191H87L88 192V194H87V192H86ZM160 185H161V187H160ZM204 185L206 186V189H204L203 187H204ZM208 185L211 187V188H209L208 187ZM23 186V189L21 188ZM24 186L26 187V188H24ZM29 188H28V187ZM91 186H92V188H91ZM110 186V185H109ZM152 186V187H151ZM201 186H203V187H200ZM7 187L8 188H12V190H10V192L12 191V193L14 192L15 193V190H16V195L15 194H12V193H10L11 195H8V193H9V191H8V189H7ZM33 187V188H32ZM46 187V188H45ZM135 187V188H136ZM224 187V188H223ZM230 187H231V190H230ZM21 188V189H20ZM28 188V189H27ZM89 188V189H88ZM91 188V189H90ZM93 188L95 189V190H93ZM114 188L116 189V191L114 190ZM123 188V189H122ZM208 188V189H207ZM229 188V189H228ZM17 189H18V191H21L22 193H20L19 194V192L17 193ZM51 189V190H50ZM198 189V190H197ZM200 189V190H199ZM212 190V191H210V190ZM23 190V191H22ZM26 190H28V191H26ZM33 190V192H34V194H36V199H34L33 197H31L30 196V192ZM82 190V191H81ZM118 190V191H117ZM137 190V189H136ZM142 190V191H141ZM191 190L192 191H194L195 192V194H193L194 192H191ZM202 190V191H201ZM206 192H205V191ZM223 190V191H222ZM226 190H228V191H230V192H228V191H226ZM8 191V192H7ZM48 191V192H47ZM104 191V192H103ZM156 191V192H155ZM173 191H175V192H173ZM204 191V192H203ZM209 191V192H208ZM221 191H222V193H221ZM232 191V192H231ZM28 192V193H27ZM33 192H31L32 194H33ZM51 192V193H50ZM111 194H109V193ZM113 192V193H112ZM115 192V193H114ZM158 192H159V194H158ZM199 192V193H198ZM208 192V193H207ZM229 194H231L230 195V197H228L227 195H228V193ZM74 193V194H73ZM78 193V194H79ZM104 193V194H103ZM144 193V194H143ZM152 193H154V194H152ZM193 194L192 196H191V194ZM203 193H207V195L209 194V193H211V194H209L208 196H209V200H206V198L208 197H206V194L205 195H202ZM221 193V194H220ZM26 195L27 197L28 196H30L31 198H33V200H30V198H27L26 196H24L23 197V195ZM31 194V195H32ZM48 194V195H47ZM50 194V195H49ZM102 194V195H101ZM138 194V195H137ZM146 194V195H145ZM199 194V195H198ZM200 194L202 195V196H204L203 198L202 197H198V196H200ZM55 195H57V197L55 196ZM58 195H59V198L60 199H58ZM98 195V196H97ZM118 195V194H117ZM133 195V194H132ZM135 195H134V197H135ZM143 195H145V196H143ZM169 195V196H168ZM184 195L187 197V199H188V201L187 200H185L184 198H186V197H184ZM246 195V196H245ZM9 197L10 199H11V201H10V199L9 198H7L6 200H5V198L4 197ZM47 196V197H46ZM75 196V195H74ZM80 196H82V194L80 195ZM87 196V197H88ZM107 196V197H106ZM109 196V197H108ZM115 196H116V194H115ZM147 196V197H146ZM152 196V197H151ZM183 196V199H181L180 197H182ZM189 196V197H188ZM195 196H196V198H195ZM211 196V197H212ZM241 196H244V197H241ZM71 197V199L73 200V199H75V197H73L72 198ZM97 197V198H96ZM102 197V198H101ZM105 197V198H104ZM193 197V198H192ZM228 197V198H227ZM232 197V198H231ZM236 199H235V198ZM20 198H22L21 199V202H20ZM23 198H25L26 200H24ZM53 198V199H52ZM58 199V201H52L53 203H54V207H53V203L51 204L49 201H51V200H54V199ZM95 198H96V200L97 201H95ZM107 198H109L108 200H107ZM126 198V197H125ZM124 198V199H125ZM139 198V199H140ZM192 200H191V199ZM202 198V199H201ZM224 200H223V199ZM242 198H247V200H249V201H251V202H249V201H247L246 200V202H244L245 200L244 199H242ZM3 199V200H2ZM51 199V200H50ZM55 199V200H56ZM86 199H89V198H86ZM123 199V200H124ZM127 199V198H126ZM148 199V200H147ZM202 201L201 203H205V205L207 206L208 205V207L207 208H209V209H211L212 211H208V209L205 207V205L203 204V211H202V209H200V207L202 206L201 205V203L199 204V202H200V200ZM204 199V200H203ZM208 199V198H207ZM216 199L218 200V201H216ZM227 199V200H226ZM243 200L242 202H240V200ZM13 200V201H12ZM14 200H16V203L14 202ZM24 200V201H23ZM48 200V201H47ZM102 200V201H101ZM122 200V201H123ZM198 200V201H197ZM226 200V201H225ZM230 200H232V203L235 205L234 206V208H233V206L231 207L232 208V210L234 209V211H232L231 210V208H229V206H230V204L232 205V203H231V201ZM26 201V203L24 204V202ZM27 201H28V203L30 202V201H36V203L34 204L33 202V204L35 205V208H33L32 206H34L33 204H31V203H29V205H27ZM88 201H90V199L88 200ZM101 201V202H100ZM119 202V203H122L123 204V202ZM169 201H171V202H169ZM197 201V202H196ZM204 201H206V202H204ZM228 201H230V203L228 202ZM20 202V203H19ZM72 202V201H71ZM75 202H76V204H75ZM150 202V203H149ZM161 202V203H160ZM196 202V203H195ZM250 203L249 205L251 206V208L249 209V207L250 206H248V210H247V206H246V203ZM11 203V204H10ZM14 203V204H13ZM23 203V204H22ZM56 203V204H55ZM65 203V202H64ZM69 205H68V204ZM149 203V204H148ZM168 203V204H167ZM172 203V204H171ZM177 203H175V204H177ZM197 203L199 204V209L196 207V211H195V209L193 210V208L195 207V206H197ZM208 203V204H207ZM228 203H229V206L226 208V206L228 205ZM241 203H243L244 204V206H246V208L244 209V213L242 214L241 213V211L243 210H241L240 211V209H241ZM247 203V204H248ZM253 203V204H252ZM255 203V204H254ZM19 204H21V206L19 205ZM50 204H51V206H50ZM72 206H71V205ZM115 204H116V206H115ZM242 204V205H243ZM46 205V206H45ZM117 205H118V202L116 201V202H114V206H115V208H114V210L112 211V212H114V213H111L112 215H114V214H116V212H118V210L119 209H117V208H119V207H117ZM120 205V204H119ZM129 205H132V203L130 204L129 203ZM163 205H165L164 207H163ZM177 205V206H178ZM6 206V207H5ZM19 208H18V207ZM23 206V207H22ZM26 206H27V208H26ZM30 206L32 207V208H30ZM88 206V205H87ZM104 206V207H103ZM122 206V205H121ZM244 206H243V208H244ZM10 207V208H9ZM98 207V208H97ZM130 207V206H129ZM3 208V209H2ZM15 208V209H14ZM76 208V207H75ZM75 208H73L70 212H69V210H64L63 212H65V211H67V212H65L66 214V216H67V213H72V212H74L75 210ZM97 208V209H96ZM101 210H100V209ZM130 208H132V206L130 207ZM169 208H170V210H169ZM183 208V209H182ZM202 208V207H201ZM46 209V210H45ZM55 209V210H54ZM94 209V210H93ZM117 209V210H116ZM204 209H207V211H206V213H204L205 211H204ZM259 209V210H258ZM24 210V212H22ZM50 210H52L51 212H49ZM74 210V211H73ZM92 210V211H91ZM162 210V211H161ZM168 210V211H167ZM197 210L199 211H202V213L201 212H197ZM258 210V211H257ZM33 211H35V214H34V217L32 218V220H31V218H30V216H31V213L33 212ZM155 211V212H154ZM160 211V212H159ZM219 212V213H223L221 216L222 217H220V215H219V213H217V212ZM246 211V212H245ZM4 212V213H3ZM26 212V213H25ZM45 212H48L47 214L45 213ZM169 212V213H168ZM192 212V213H191ZM232 212V213H231ZM52 213V214H51ZM90 213H93V214H91L90 215ZM104 213V214H103ZM105 213H106V215H107V217L105 216ZM155 213H157V214H155ZM168 213V214H167ZM212 213H214V214H212ZM227 213V214H226ZM246 213V214H245ZM7 214V215H6ZM9 214H10V216H9ZM102 214V215H101ZM172 214V213H171ZM192 214H194V216L192 215ZM205 214H207V216H209V218H208V220H211L212 218H213V216L214 215H217L218 217H216L217 219H218V222L220 223H218L219 224V226H218V224H216V226L214 225V227L211 225H209V223H212L213 221V219L211 220L212 222H208V220H207V216L205 215ZM228 215L227 217H225V215ZM229 214H230V216L231 217H229ZM39 215V216H38ZM92 215H93V217H92ZM98 215H99V217H98ZM167 215H169V216H167ZM213 215V216H212ZM223 215H224V217H223ZM248 217H247V216ZM94 216H95V218H94ZM169 217V218H167V217ZM191 216L192 217H194V218H191ZM102 217V218H101ZM105 217V218H104ZM222 219L223 218V220H220V218ZM229 217V218H228ZM94 218V219H93ZM160 218V219H159ZM10 219V220H9ZM28 219H29V222H28ZM38 219V220H37ZM41 219V220H40ZM192 219V220H191ZM194 219H195V221H194ZM230 219V220H229ZM12 220H13V222H12ZM106 220V221H105ZM110 220V221H109ZM130 220V221H129ZM232 220V221H231ZM235 220V221H234ZM44 221V220H43ZM96 221V222H95ZM104 221V222H103ZM130 223H129V222ZM10 222V223H9ZM109 222V223H108ZM153 222V223H152ZM194 222H196V224L198 225H195V226H197L196 228L198 229V227H199V230L200 231H202L201 233H199L200 231L198 230V231H196L197 229H195V226L194 225H192V223L193 224H195ZM4 223V224H3ZM6 223H8V224H6ZM12 223V224H11ZM36 223V224H35ZM89 223V224H88ZM104 223H106V224H104ZM127 225H126V224ZM160 223V224H159ZM18 224V225H17ZM38 224V225H37ZM61 224V225H60ZM64 224V225H63ZM146 224V225H145ZM3 225H5L6 227H4ZM10 225H12L13 227H14V229H13V231H11L12 230V228L13 227H9ZM98 225V226H97ZM101 225L103 226V227H101ZM109 225V226H108ZM113 225V226H112ZM148 225V226H147ZM238 225V226H237ZM240 225H241V227H240ZM2 226H3V228H2ZM45 226H47V227H45ZM66 226V227H65ZM158 226V227H157ZM253 226V227H252ZM7 227H9L8 229H7ZM27 227V228H26ZM110 227V228H109ZM126 227V228H125ZM152 227V228H151ZM207 227V228H206ZM226 227H227V229L228 230H226ZM46 230H45V229ZM62 229V231H61V229ZM125 228V229H124ZM142 228V227H141ZM154 228V229H153ZM201 228V229H200ZM247 228V229H246ZM2 229H4L5 230V232L2 230ZM44 229V230H43ZM113 229V230H112ZM149 229H150V231H149ZM252 229V230H251ZM67 232V233H69V234H64V232L65 231ZM109 230V231H108ZM151 230H152V232H151ZM204 230L206 231V232H204ZM222 230H224V232L222 231ZM226 230V231H225ZM239 230V231H238ZM26 231V232H25ZM35 231V232H34ZM50 231V232H49ZM75 234V235H73L72 234V232ZM114 231V232H113ZM146 231V232H145ZM211 231V232H210ZM229 231V232H228ZM244 233H243V232ZM2 232V233H1ZM15 232V233H14ZM24 232V233H23ZM43 232V233H42ZM60 232V233H59ZM62 232V233H61ZM65 232V233H66ZM79 232V233H80ZM124 232V233H123ZM150 232V233H149ZM160 232V233H159ZM208 232V233H207ZM223 232V233H222ZM227 232H228V234H227ZM34 233V234H33ZM48 233V234H47ZM55 233V234H54ZM57 233V234H56ZM110 233H112V234H110ZM153 233H155V234H153ZM247 235H246V234ZM38 234V235H37ZM45 234H46V236H45ZM59 234V235H58ZM71 234H72V240H70V236H71ZM77 234V235H76ZM148 234V235H147ZM153 234V235H152ZM200 234H202V235H204V234H207L206 235V240H205V238H204V236H200ZM37 235V236H36ZM57 235V236H56ZM69 235V236H68ZM80 235H81V237L83 236V234L82 233H80ZM113 235V236H112ZM145 235V236H144ZM151 235H152V237L154 238H151ZM211 235V236H210ZM33 236H36L38 239L40 238V242H38V241H36V237H33ZM61 236H62V238H61ZM74 236L76 237V238H74ZM203 239L204 238V240L202 241V242H204V243H202L201 244V241H200V237ZM231 236V237H230ZM245 236H247V238L245 237ZM50 237V238H49ZM53 237H55V238H53ZM64 237V238H63ZM66 237V238H65ZM115 239H113V238ZM117 237V238H116ZM208 237H209V239H208ZM42 238H43V240H42ZM68 238H69V240L70 241H75L76 239H77V241H75V242H69V240H68ZM215 238H216V241H215ZM231 238V239H230ZM249 238V239H248ZM50 239V240H49ZM153 239V240H152ZM210 240V241H208V240ZM247 239V240H246ZM42 240V241H41ZM61 242H60V241ZM224 242H223V241ZM225 240H226V242H225ZM235 240V241H234ZM242 240V241H241ZM248 240H249V242H248ZM33 241V242H32ZM44 241V242H43ZM67 241H68V243H67ZM117 241V242H116ZM206 241H207V243H206ZM47 242V243H46ZM153 242V243H152ZM232 242V243H231ZM29 243V244H28ZM57 243H58V245H57ZM65 243V244H64ZM71 243V244H70ZM116 243H118V244H116ZM197 243V244H196ZM215 243H217L216 245H218V247L215 245ZM223 243H225V244H223ZM34 244L36 245V247H34ZM42 244V245H41ZM47 244V245H46ZM62 244V245H61ZM254 244H258V243H253V244H251L250 245V249L245 253L246 255H244L243 256V259H245L247 262L246 263H250V264H252V260H253V258L252 257H254V255H255V253L257 252L255 249L258 247V245L256 246V245H254ZM64 245V246H63ZM74 245V246H73ZM139 245V246H138ZM199 245V249H198V246ZM201 245V246H200ZM222 245V246H221ZM227 245H229L228 246V248H226L227 249V252L225 251L226 249L223 247V246H227ZM242 245V246H241ZM43 246V247H42ZM58 246V247H57ZM66 246V247H65ZM119 246V247H118ZM138 246V247H137ZM221 246V247H220ZM253 246V247H252ZM13 247V248H12ZM34 247V248H33ZM39 247V248H38ZM63 247V248H62ZM75 247H76V249H78V251L77 250H74L73 251V249H75ZM185 249H184V248ZM201 247H203V248H201ZM222 247H223V251H222ZM255 247V248H254ZM28 248H33L32 250L31 249H29V251H28ZM49 248V249H48ZM181 248H183V249H181ZM206 249V252H207V254H206V252H204V250H202V249ZM1 249H2V252H1ZM45 249H47V250H45ZM58 249H60V250H58ZM70 249H71V251H70ZM127 249V250H126ZM200 250L201 251V253H202V255H200L201 253H200V251L198 252V254L200 255V256H197V252H196V254H195V252H194V250ZM252 249H253V251H252ZM35 250H39V251H35ZM45 250V251H44ZM80 250H82V251H80ZM123 250V251H122ZM148 250V251H147ZM47 251V252H46ZM51 251V252H50ZM77 251V252H76ZM85 252V255L83 256V254L81 255V252ZM134 251H135V253H134ZM178 251V250H177ZM225 251V252H224ZM43 252H45V253H43ZM56 254H55V253ZM66 252V253H65ZM70 254H72V255H69V253ZM137 252V253H136ZM187 252V253H186ZM223 252V253H222ZM250 252H251V254H250ZM253 252V253H252ZM19 253V254H18ZM52 253V254H51ZM64 253V254H63ZM68 253V254H67ZM74 253H77V254H74ZM125 253V254H124ZM146 253V254H145ZM184 253V254H183ZM211 253V254H210ZM237 253V254H236ZM47 256H46V255ZM59 254V255H58ZM68 255V257H69V259H68V261H66L67 260V258H63V256H66L67 257V255ZM140 256H139V255ZM230 254V255H229ZM235 254V255H234ZM247 254H249L248 256H247ZM44 255V256H43ZM82 257H81V256ZM126 255V256H125ZM181 255H180V257H181ZM207 255H212L211 257L214 259H209L208 260V258L209 257H207ZM251 255V256H250ZM49 256V257H48ZM70 256H71V259H70ZM132 256V257H131ZM197 256V257H196ZM204 256H206V258L204 257ZM234 256V257H233ZM7 257V258H6ZM51 257V258H50ZM60 257V258H59ZM79 257H81V259L79 258ZM126 257V258H125ZM187 257H189V258H187ZM205 259H204V258ZM210 257V258H211ZM245 257V258H244ZM34 260H33V259ZM56 258V259H55ZM85 258V259H84ZM132 258V259H131ZM4 259V260H3ZM45 259V260H44ZM61 259L63 260V261H61ZM82 259L84 260V262L82 261ZM131 259V260H130ZM32 260V261H31ZM55 260V261H54ZM65 260V261H64ZM129 260V261H128ZM217 260V261H216ZM236 259H234V261H235ZM7 261V262H6ZM9 261V262H8ZM50 261H52V262H50ZM79 261H81L80 263H79ZM131 261V262H130ZM195 261H197L196 263H194ZM211 261H213V262H211ZM216 261V262H215ZM11 262V263H10ZM16 262V263H15ZM43 262V263H42ZM60 262V263H59ZM61 262H64V263H61ZM127 262V263H126ZM263 263H264V260L262 261ZM209 263V262H208ZM245 263V261H244V264H246ZM88 264H90V263H88ZM234 264V263H233Z\"/></svg>", "mask_w": 264, "mask_h": 264}, {"label": "bare ground", "instance_id": "obj_2", "mask_svg": "<svg viewBox=\"0 0 264 264\" xmlns=\"http://www.w3.org/2000/svg\"><path fill=\"white\" fill-rule=\"evenodd\" d=\"M7 1H8V3L5 4V8L8 7V10H7V8H6V9H5L4 7H3V8H4L5 11L7 10V13L10 14V16L12 17V18H11V17H10V18H11L12 20H17V19H15V18H18V16H17V17H15V16L18 15V13H19V14L22 13V9H21V8H23V12H25V14H24L25 17H24L23 14H20V15H22V16L24 17V18H23V21H22V19H21V21L23 22L22 25H23V26L25 25V30L27 29L28 32H30V33H32V34L34 33V34H33L34 36L36 35L35 38L33 39V40L35 41L36 44H37V42H39V41L41 40L40 42H41L43 45H42L40 42H39L38 44H41L42 46H46V48H47V47L49 48V47H50L49 45L52 43V42H50V40H51V39L53 40L54 37L52 38L53 35L51 34V37L49 38V36H50V32H47V31H50L51 29H49L50 26L48 25V23H52V22H54V21H52L53 19L50 18V19H51V22H49L50 20L48 21V19H47L49 16H47V15H48L49 12L52 13V11L54 12V14H58V16H59V13H60V12L58 13V12L55 11V10H56L55 7L57 6V4L55 3V0L53 1L54 3L52 2V0H6V2H7ZM71 1H72V3H76V4H74L75 6L78 5L77 8H81V9H82V7H84V6L86 5V6L83 8V10H85V16H86V19L83 17V13H82V14H81V13L78 14V16H79V15H82L83 18L81 17V19H85V22H86V21H90V20H91L90 18H93V17H96V16H101L102 18H104V20H106L105 18L107 17V15H109L110 13H111L112 15L116 13V14H115L114 16H112V17H111V15H109L110 18H112V21L110 20L111 23H110V22L108 23V25L110 24L109 27H106V28H108V31H107V34H108V35H107L106 32H105L106 29L104 30V33H105L107 36H109V38H110V37L112 38V37L114 36L115 39H118V40H116V41H117V44L115 43V44H116V47H119V49L121 48L122 50H123V48L125 47V46L123 47V43H124L125 41H126L125 43H127L129 40L132 41L133 38L135 37V36H134L133 38L130 37L131 39H129V36H130V35H128V34H129V31H130L131 28H132V27H131V23L136 24V23H137V20L140 19V16H139V19H137V20H135L134 18H136V17L133 16V17H134L133 20L136 22V23H134V22L130 21L131 18H132V14L135 13V14L137 15V14L139 13L138 15H141V16L143 15V18H144V14L142 13V11H143V10H145V11L147 10V11H148V8L145 9V7H144V6H145V3H143L142 0H141V2H142V4L144 5V6H143L144 8H143L142 6H141V7L143 8V10H142V8H140V7H139V9H138V8H137V7H138V4H137V6H136V4H135L136 9L140 10L141 13H140V12H137V10L134 8L136 11H134V13H132V14H131V12H132V8L134 7V6H132V5H133L132 3H136L137 0H136V2H132L133 0H131L132 3L130 2V0H129V1H128V0H122V1H121V0H120V1L118 0L119 2H118V1L116 2V0H115L116 3H114V5H113V1H114V0L112 1V3H111V1H109V0H107V1H106V0H103V1H104V2H102L103 4L101 3L100 5H97V6H96V5H95V6L89 5L90 3L88 4V1H87V0H85V1H87V4L85 3L84 0L81 1V2L84 1V2H83V3H85L84 6H80L79 4H77V2H80V0H71ZM71 1H70V3H71ZM92 1L94 2V0H92ZM108 1H109V3L111 4V6H113V7H115V4L119 3V4L117 5V7H116V8H118L119 5H120L119 10L117 9V12H114V13H113V10L115 11V8L113 9L109 4H108L109 6H107V7H109V8L111 7V10L113 9L112 12H111L110 9L106 8L105 5L108 3ZM156 1H157V0H156ZM161 1H162V0H161ZM168 1H169V0H168ZM172 1H173V0H172ZM178 1H179V2H178L177 4L181 5L182 8H184V6H183V2H186V0L183 1V2H181L180 0H178ZM189 1H190V0H189ZM189 1H188V4L190 3ZM192 1H193V0H192ZM196 1H197V0H196ZM199 1H200V0H199ZM215 1H218V0H201V1H200V4H201V5H199L198 1H197L198 4H197V3H194L192 6L189 5V7H193L194 5L197 4V5L199 6V8L197 7L196 10H198V11L202 10V11H204L203 14H202V11H201L200 17H199L198 14H197V17H199V18H196V16H195V18H196L195 21L198 19V20H197V23L195 22L196 24H198V25L204 24L205 21H207V20L210 21V19H211L210 22H211L212 24H213V22L216 21V25H215V23H214V25H212V24H210L209 21H207V22H209V24L211 25L210 27H212V26H213V27H214V26L217 27V29H213L214 31H216V35L213 34L212 39H215V38H216V40H218V41H219V44H220V45L218 44V45L215 46V44L218 43V41H217V43H215V42H216V40H215V42H214L215 44H213V46H214V53H216V55H215L214 53H212V54H214L215 57L217 56L216 58H218V55H219V56L221 57V59L224 60V62H222L221 59H220L219 62H221V64L223 63V65H225V66H226V65H228V66L231 65L230 67H232V69H233V73H232L231 71L229 72V71H228V66H226V69H227L228 73H230V75L228 74V76L226 75V73H225V74L223 73V71L226 72L224 69H223V71H219V70H221V68H223L221 65L219 66L220 68L218 67V64H219V63H218V60H219L220 57L218 58V60L215 59V60H217V63H218L217 65H216V61L214 62L215 64H213V63H211V62H208V61H211V60H209V59H210V57L212 56V54H211V56H210V55H209L210 53H208V51H207V52H206L207 54H205L204 57H205V59H206V58H207L206 55L208 56L209 59L207 58L208 60H206V61L208 62V65H209V64H210V65L212 64V67H211L212 70L215 69V68H219V69H217L218 71L214 72V74H216V73L219 74V72H222V73H223V74L220 73L218 76H216V75H217V74H216L214 79H216L217 77H218V79H219V76H220V75H221V76L224 75V77L228 79V81L226 82V81H224L225 79L222 80V78H221V76H220V79H219V80H222V82H221V81L218 82L217 79H216L217 81L215 82L214 79L212 78V82H214V83L211 82L210 85H209L207 82L205 83V84H208V85H209V86L207 85V86H208L207 92H209V94H211L212 92H214V91L216 92L218 89H220V90H219V93H218L219 96H220V97H219L220 100H222L225 96H228V97H226L225 99H228V102H227V103L229 104V106H230V105H231V106H235V105H238V104H239V105L242 104L241 106H243L242 99H244V98L246 97L248 100L246 99V103H247V104L244 103V104H245L244 106H245V107H246V105L249 106L248 113H250V109H252V111L255 113V114H254V115H255L254 117H257L256 115H259V113L261 112L259 108H260V106H262L261 104H264V100H263V103H260V102L262 101V98L259 99V98H258L259 95L256 94V93H257V92L259 93V91H258L259 88H260V90H262V91L264 92V82H263V81H264V76H263V74H262V77H263V81H262V83H263V84H259V83H258L260 86H255V84L251 85V84L249 83V84H250V87L248 88L249 85L247 84V82H248V80H249L248 78L250 77L248 74H250V73H248L249 69L246 68V67H243V65H245V63H246L245 60L248 59V58H246V57H247L249 54L247 55V54L244 53L245 55H243V54L241 55V51H240V49L243 47L244 42H243V44H241L242 47H240L239 45L237 46V43H239V42L241 41V39H242V38H240V36H241V35H240V32H239V35H240V36H238V35L236 34V35L238 36L239 40L237 41V43L234 42V44H233V46L236 44V46H237V47H240V49H239V48L237 49V47L234 46V47H236V49H237V50H236V49L234 48V49L236 50V53H235L236 56H234V54L232 53V52H235V50L232 48V49L234 50V51H232V49H231V46H232L231 43H232V41H231V43H230V40H231V39H228L227 36L231 38V36H232L233 34H232L231 36H229V35H228L229 33H227V32L231 31V32H230V34H231V33H234V32L237 33V31H239V30H238V29H237V31H236V29L233 30V29H234V28H233L234 25H232V27L229 26V27L233 28V29H232V30L234 31V32H233V31L231 30V28L229 29V27H227L226 22H224V23H225V25H224V24H222V23H223L222 21H221L222 23H220V21H218L220 18H217V17H218V16H217V13H218L217 10L220 8V10H218V11L221 12V11H223V10L225 9V7H224V5H225V4H224V3H225V0H224V1L222 0L223 2H221V0H219L220 2H217V3H215ZM226 1H227V0H226ZM228 1H229V2H232L231 0H228ZM239 1H241V2H239ZM239 1H238L239 3H242V4L245 5V3H248V1H250V0H245V3L243 2L244 0H239ZM257 1H260V0H257ZM2 2H3V1H2ZM2 2H1V3H2ZM89 2H91V0H89ZM93 2H92V4H93ZM95 2H96V1H95ZM138 2H139V0H138ZM138 2H137V3H138ZM148 2H149V1H148ZM175 2H177V0H175ZM175 2L173 1L174 4H175ZM180 2H181V4H180ZM229 2H228V3L226 2V8L228 9V11H230V13H232V15H231L230 13H229V14H230L231 16H233V17L239 19V21H240V20H241V21L243 20L244 23H240L237 19H235L236 21L239 22V23H237L236 21L233 20L234 18L232 17V18H233L232 20H230V19H227V20H226L227 22L231 21V22H229L228 24H230V23L232 24V22L234 21V24H235L234 27H236V25H237V26H238V25L240 26V25L242 24L241 26H245L246 28L248 27V29H249V28H250V27H249V24L251 23V19L246 18V17H250V16L247 15V12H246V11L249 10V7H247V6H248L250 3L253 4L254 1L250 2L248 5H247V4L245 5V6L248 8V10L245 9L246 7H242V9L244 8V11L246 10V11H245L246 13H245L244 11H241V10H240V9H241V4H240V6H239V5H238V4H239L238 2L235 1L236 3H238V4H237L238 7H236V3L233 2L232 4H235V5L233 6V5H231V3H229ZM104 3H105V5H104ZM120 3H121V4H120ZM150 3H151V2H150ZM153 3H154V2H153ZM218 3H219V7H217V9H216L215 5L218 4ZM221 3L224 4V5H223V8L220 7V6L222 5ZM254 3H255V2H254ZM154 4H155V3H154ZM171 4H172V2H171ZM171 4H170V6H171ZM191 4H192V3H191ZM251 4H250V8H251V7H253V8H257V7H258L257 5H258L259 3H255V4H257V5L254 4V6L251 5ZM6 5H8V6H6ZM55 5H56V6H55ZM81 5H82V4H81ZM103 5H104V6H103ZM162 5H163V4H162ZM165 5H166V4H165ZM202 5H203V6H204V5L207 6V7L204 6L205 10L203 9V6H202ZM61 6H62V5H61ZM71 6H72V4H71ZM75 6H74V7H75ZM79 6H80V7H79ZM163 6H164V5H163ZM168 6H169V5H168ZM201 6H202V8H200ZM255 6H257V7H255ZM104 7H105L107 10H106ZM171 7H172V9H171L170 7H167V8H170V9H171V10L169 9L171 13L167 12L168 9H167V11H166V8L163 10L164 13L161 11V14H165V15H167V14L169 13V14L167 15L168 19L165 17V20L163 21V19H161V18L164 17V16L160 14L162 17L160 16L161 21L159 20L160 23H158V24H160V25L163 26V23L165 22L166 24L168 23V25H169V24L171 25L170 27L168 26L169 28H171L172 25H175L176 28H177V26H181V25H183V23L185 22V19H186V15H184V16L182 17L183 14H182L181 12H179L180 15L175 13V11L177 12V11H178L177 9L180 8L179 6H177L178 8H177L175 5H174V7H173V6H171ZM186 7H188V5H187ZM189 7H188V8H189ZM194 7H195V6H194ZM54 8H55V9H54ZM77 8H74V9L77 10ZM173 8H176V9H173ZM221 8H222V9H221ZM238 8H239V9H238ZM261 8H262V7H261ZM53 9H54V10H53ZM157 9H158V8H157ZM159 9H160V8H159ZM184 9H185V8H184ZM189 9H190V8H189ZM199 9H200V10H199ZM259 9H260V4H259ZM20 10H21V11H20ZM180 10L183 11L181 8H180ZM263 10H264V9H263ZM5 11L2 12V15L4 14V16H5V14H6V17H8L9 14H8V16H7V13H6ZM19 11H20V12H19ZM47 11H48V13H47ZM79 11H81V10H79ZM159 11H160V10H159ZM224 11H225V10H224ZM257 11H259L258 8H257ZM257 11H256V12H257ZM82 12H84V11H82ZM136 12H137V13H136ZM165 12H167V14H166ZM185 12L187 13L188 11L185 10L183 13L186 14ZM249 12H250V11H249ZM249 12H248V14H249ZM0 13H1V12H0ZM45 13H47V14H45ZM74 13H75V12H74ZM147 13H148V12H147ZM149 13H151V11H150ZM199 13H200V12H199ZM223 13L225 14V17H226L227 14H228V13H226V11H225V12H221V14L218 13V14H219V17H220ZM243 13H245L247 16H246L245 14H243ZM252 13H253V11L250 12V14H251L252 16H254ZM259 13H260V12H259ZM49 14H50V13H49ZM52 14H53V13H52ZM54 14H53V15H54ZM135 14H134V15H135ZM181 14H182V15H181ZM14 15H15V16H14ZM20 15H19V17H20ZM35 15H36V16H35ZM37 15H39V19H40V17H42V16H43V17H45V15L47 16V18H46V19H47V22H46V20H44V18H43V23H47L46 26H47V27L49 26V27L47 28V29H48L47 31L44 30L43 34H42L41 31H43V29H45L46 26H45V24H44V26H43V24H41V26H40V25H39L40 23L37 25L36 21H38V20L35 19V17H37ZM60 15H62V14L60 13ZM147 15H148V14H147ZM155 15H156V14H155ZM195 15H196V14H195ZM242 15H243L244 19L246 18L245 20L242 18ZM244 15H245V16H244ZM258 15H259V14H258ZM34 16H35V17H34ZM54 16H57V15H54ZM104 16H105V17H104ZM109 16H108V17H109ZM187 16H188V14H187ZM252 16H251V17H252ZM14 17H15V18H14ZM101 17H99V20H100ZM147 17H148V16H147ZM228 17H230V16L228 15ZM55 18H56V17H55ZM75 18H76V19H74V20H77V15H76ZM79 18H80V17H79ZM79 18H78V19H79ZM137 18H138V17H137ZM158 18H159V17H158ZM158 18H157V19H158ZM188 18H189V17H188ZM221 18H222L223 21H225V20L223 19V18H224L223 16H222ZM230 18H231V17H230ZM240 18H242V19H240ZM34 19H35V20H34ZM41 19H42V18H41ZM41 19H40V20H41ZM81 19H79V20H77V21H80ZM141 19H142V18H141ZM166 19L168 20V22H166ZM213 19H214V20H213ZM0 20H1V19H0ZM5 20H6V18H5ZM12 20H11V24H12V22H13ZM40 20H39L38 22H40ZM145 20H147L148 22L152 23V22L150 21V20H152L151 18H150V20L147 19V18H146ZM212 20H213V22H212ZM220 20H221V19H220ZM252 20H253V18H252ZM254 20H255V19H254ZM254 20H253V21H254ZM19 21H20V19H19ZM44 21H45V22H44ZM83 21H84V20H83ZM101 21H102V19L100 20V24L103 22V21H102V22H101ZM147 21H145V22H147ZM243 21H242V22H243ZM16 22H17V21H16ZM16 22H15V23H16ZM72 22H73V24H74L75 21H72ZM90 22H91V21H90ZM161 22H163V23L161 24ZM235 22H236V23H235ZM263 22H264V21H263ZM1 23H2V21H1ZM13 23H14V22H13ZM76 23H77V22H76ZM82 23H83V22H82ZM82 23L80 22L79 25L82 26V25H83ZM86 23H87V22H86ZM86 23H85V24H86ZM88 23H89V22H88ZM140 23L143 24V23H144V19H143V23H142V22H138L137 24H140ZM150 23H147V24H150ZM185 23H186V22H185ZM185 23H184V25H185ZM193 23H194V22L192 21L191 24H193ZM205 23H206V22H205ZM56 24H57V23H56ZM56 24H55V23H54V24H50L51 27H52V29H53V31H54L53 34L61 30V29H60V26L58 27ZM60 24H61V23H60ZM166 24L163 26V29H165V26H166V28H167V25H166ZM0 25H1V24H0ZM2 25H3V24H2ZM2 25H1V26H2ZM5 25H7V24H5ZM20 25H21V22H20ZM52 25H54V26H52ZM55 25L57 26V28H59V30L57 29L58 31L56 30V28H55L56 26H55ZM75 25H76V27H80V26H78V24H75ZM151 25H154V24L152 23ZM151 25H150V27H151ZM155 25H156V24H155ZM193 25H194V24H193ZM206 25H207V23H206ZM3 26H4V25H3ZM7 26H8V25H7ZM9 26H10V25H9ZM9 26H8V28H9ZM37 26H40V27H42L43 29H41V31H40V29H38ZM84 26H85V25H84ZM84 26H83V27H84ZM86 26H87V25H86ZM86 26L84 27V29H85V28L87 29ZM121 26H123L124 29H125V30L122 32V33H123L122 36L119 35V34H121V31H122L121 28H120ZM132 26H133V25H132ZM134 26H135V27H134ZM134 26H133V29H134V28L136 29L137 26H136V25H134ZM140 26H142V25H140ZM145 26H146V25H145ZM148 26H149V25H148ZM148 26L145 28L144 25H143V27H142L143 29H142V30L146 29V30H144V31H146V32L149 33V31L152 30V29H150ZM186 26H187V25H186ZM191 26H192V25H191ZM194 26L196 27V25H194ZM225 26H226V28H228L227 30L225 29ZM239 26H238V28L241 30V26H240V27H239ZM253 26H254V25H253ZM263 26H264V24H263ZM20 27H21V26H20ZM20 27H19V28H20ZM44 27H45V28H44ZM71 27H73V26H71ZM76 27H74V28L72 29V31L75 30V29H78V28H76ZM104 27H105V26H104ZM123 27H122V28H123ZM207 27H209V26H207ZM210 27H209V28H210ZM216 27H215V28H216ZM0 28H1V27H0ZM11 28H12V27H11ZM14 28H16V27H14ZM23 28H24V27H23ZM81 28H82V27H81ZM93 28H94V26H93ZM119 28H120V30H119ZM151 28H153V27H151ZM154 28H155V27H154ZM154 28H153V29H154ZM161 28H162V27H161ZM172 28H173V27H172ZM172 28H171L170 30H173V29H174V28H173V29H172ZM209 28H208V29H209ZM243 28H244V27H243ZM261 28H262V25H261ZM263 28H264V27H263ZM1 29L3 30L4 27H2ZM5 29H6V27H5ZM5 29H4V31H6L7 33L10 32V31L8 32L7 30H11L10 28L7 29V30H5ZM54 29L56 30V32H55ZM86 29H85V31H88V29H87V30H86ZM133 29H132V30H133ZM135 29L133 30L134 32H136ZM147 29H150V30L147 31ZM244 29H245V28H244ZM253 29H254V28H253ZM13 30H14V29L12 28V32H13ZM25 30H24V31H25ZM27 30H26V31H27ZM78 30H79V31H76V30H75L76 35H77L79 32L82 31V30H80V28H79ZM93 30H94V29H93ZM137 30H138V29H137ZM167 30H169V29H167ZM170 30L168 31V33H170ZM174 30H175V29H174ZM183 30H184V29H183ZM183 30H181L182 32L180 33V36H179L178 38L176 37V39H178L179 41H181V42H180L181 45H182V41H183V42L185 41L184 43H187L188 46L185 48V49H186L185 52H187V51H188V52L185 53V52L183 51V49L180 50L179 48L181 47V45H179V43H178L177 46H178V50H179L180 52H183V53L187 54V55H185V57H186V61H189V62L191 63V64H190L191 67H190L188 70H189V72L191 71V77L194 79V75L196 76V74H197L199 71H198L197 73H196V71H194L195 74H192V73H193V70H194V65H195V63L193 62V58H192V56H193L194 54H193L192 52L194 51V52H195V55H196V51H197V50H196V51H195V50L192 51V49H195V48H193V47H194V44H195V42H196V41L194 42V40H195V35H196V33H197V32L195 33V30L198 31V33H200V32H199V30H197L196 28H193V27L190 28V26H187V27L185 28V30H184V31H183ZM205 30H206V28H205ZM245 30H246V29H245ZM14 31H15V30H14ZM20 31L22 32L21 29H20ZM45 31H46V34H49L48 38H47V35H46L45 37L47 38V40L50 39V40L48 41V43H50V44L46 43V42H47V41H46V38H45V41H44V34H45ZM70 31H71V30H70ZM85 31H84V32H85ZM97 31H98V30H95L96 33H97ZM99 31H100V29H99ZM99 31H98V32H99ZM115 31L118 32V35H116L117 33H116ZM144 31H143V32H144ZM263 31H264V29H263ZM28 32H26V33H28ZM77 32H78V33H77ZM102 32H103V31H102ZM102 32H101V34H102ZM114 32H115V35L118 36L117 38H116V36L114 35ZM141 32H142V31H141ZM143 32H142V35H143ZM152 32H153V33L156 32L155 34H157V31H153V30H152ZM175 32H176V31H175ZM1 33L3 34L4 32H1ZM7 33H6V38H7V39L5 38V36H2V34H0V36L2 37V38H1V37H0V38H1V39H6V40H5V41H6V44L3 45L4 48H5V50H9V51H10V49H11V51H12L13 48H10V45H9V44L12 45L13 43H12L11 41H13V40L10 41V39H11V38H10L11 34L8 35ZM10 33H11V32H10ZM15 33H18V32H15ZM30 33H29V34H30ZM58 33H59V34H58ZM58 33H57V34L60 35V32H58ZM70 33H71V32H70ZM70 33H69V34H70ZM82 33H83V32H82ZM82 33H80V34H82ZM86 33H88V32H85V34H86ZM112 33H113V34H112ZM144 33H145V32H144ZM148 33H145V34H144V36H143L144 38L142 37V38H141V41H139L140 39H138L137 41H139V42H137V43H135V44L133 43V44L131 45V47L129 48V51H128V55H126V53H124L125 56H126V57H125V61H127V63L123 62V64H125V66H126V68H125V67H124V68L127 69L126 71H127V73H129V74H132L131 72H134V73H135V72H136V73L138 72L137 74H138V76H139V77H138V78H139V83H138L137 85H138L139 87H141L140 89H138L139 87H138V86H135L136 89H138L137 92H138V91H141V92L133 93L134 95L132 94L133 96H132V95L130 96L129 93H130L131 91H129V90H131L132 88H134V86L130 85V84L127 82V83L131 86L130 89H127V88L124 87V85L122 84V89H123V88H124V89L126 88V89L128 90V93L126 92L127 90L125 91L126 93H125V92L122 93V94H124L123 96H124V99L126 100V102H125V105H126V106H124V103H123V106L125 107V109H126V107L128 108L127 105H129V106L132 105V104H131V102H132V97H133V99H137L138 101H141V102L144 104V103H146V102H145V99L147 100V102H149L148 100H152V98L149 99V96H150L151 94L153 95V93L155 92V94L153 95L154 98H153V100H152V101H154V100L156 99L155 97L157 96L156 94H158V93L160 92V93H159V96H161V94H162L163 92L160 91V90L163 89V88L165 89L164 86L166 85V83L163 84L164 86L161 85L162 82L160 83V81L162 80V77H159V78L157 77L158 79H157L156 77L154 78V77H152L151 73H150V75H151L150 77H152V78L150 79V77L148 76V75H149V72H150L151 70H149V72H148V70L146 69L147 64H146V62L144 61V57H145L144 55H147V54H144L143 51L145 50L144 47H146V48L148 47V48H149L154 42H156V40H154V42H152L154 38L156 39V37L153 36V39L151 38L152 41L149 40V41L152 42V43L150 42V43H151L150 46H148V45L145 46V45H146V44H145V38H146L145 35H146V36H149L150 33H149V35H147ZM171 33H172V34H171ZM171 33H170V34L173 35V32H171ZM214 33H215V32H214ZM244 33H246L245 36L247 37V36H248V34H247L248 32H244ZM4 34H5V33H4ZM4 34H3V35H4ZM12 34H14V33H12ZM57 34H55V35H57ZM131 34H132V33H131ZM133 34H134V33H133ZM133 34H132V36H133ZM137 34H138V33H137ZM21 35H22V34H21ZM27 35H28V34H27ZM33 35H32V38H33ZM42 35H43V36H42ZM70 35H75V34H74V32H73V34H70ZM78 35H79V34H78ZM78 35H77V36H78ZM86 35H87V37H88V34H86ZM86 35H84V34L81 35V36L79 35V37H80V38H78V41H79V42H78V41H74V42H73L74 44H75V42H78V43H76V45H75V47H74L75 49L78 48V47H80V46H82L80 43H81V41L83 42V39L86 37ZM96 35H97V34H96ZM99 35H100V34L98 33V36H99ZM103 35H104V34H103ZM103 35H100V37H98V38H101V36H103ZM153 35H154V34H153ZM157 35H159V34H157ZM205 35H207V36H205ZM205 35H204V34L200 35V36H201V39H199V40L203 41L202 38L204 39V37L206 38V37H209V36H210L209 34H205ZM208 35H209V36H208ZM214 35H215L216 37H215ZM236 35H235V36H236ZM12 36H13V35H12ZM82 36H84V38H82ZM140 36H141V34H140ZM140 36H137V37H140ZM198 36H199V34H198ZM203 36H204V37H203ZM235 36L232 37V40H233V38H234ZM237 36H236V37H237ZM245 36L242 35V37H245ZM3 37H4V38H3ZM16 37H17V36H16ZM16 37L13 36V39H15ZM23 37H26V36L23 35ZM29 37H30V39H31V35H30ZM72 37H74V36H72ZM72 37L69 36V40H70V38H71L72 41H73V38H72ZM87 37H86V40L89 39V38L87 39ZM104 37H105V36H103V38H104ZM149 37H150V36H149ZM17 38H18V37H17ZM38 38H39L40 40H39ZM93 38H94V37L92 36V39H93ZM111 38H110V43L112 42L111 40H113V39H111ZM135 38H136V37H135ZM135 38H134V39H135ZM158 38H159V40L157 41V44L155 43L157 46H158V43H159V41H160V37H159V36H158ZM173 38H174V37H173ZM198 38H199V37H196V39H198ZM238 38H237V39H238ZM18 39H19V38H18ZM24 39H25V38H24ZM37 39H38V41H37ZM55 39H56V38H55ZM76 39H77V38H76ZM79 39H80V40H79ZM136 39H137V38H136ZM142 39H143L144 41H142ZM148 39H149V38H148ZM162 39H163V38H162ZM245 39H246V40L249 39L250 42L254 41L255 45H257V47H258V48L256 47V50L259 49V46H261V42H260V45H258V44H259V41L256 40L257 38H255V40L252 39V41H251V37L248 38V39H247V38H245ZM31 40H32V39H31ZM74 40H75V38H74ZM86 40L84 39V43H87V44H88V42H85ZM122 40H123V41H122ZM127 40H128V41H127ZM178 40H176V41H178ZM204 40H205V42L203 41V42H204L203 44H206V42H207V47H208V45L210 46V44H208V43L210 42V43H211V46H212V41H213V40L210 39L211 41H209V40H207V38L204 39ZM235 40H236V39H235ZM243 40H244V39H243ZM2 41L4 42V40H2ZM15 41H17V39H16ZM18 41H19V40H18ZM28 41H29V39H28ZM34 41H32V42L34 43ZM36 41H37V42H36ZM70 41H71V40H70ZM88 41H89V40H88ZM96 41H98V40L96 39ZM102 41H104V39H103ZM102 41H100V42H102ZM107 41H109L108 38H106V42H107ZM113 41L115 42V40H113ZM130 41H129V43H130ZM134 41H135V40H134ZM146 41H148L147 38H146ZM244 41H245V40H244ZM256 41L258 42L257 44H256ZM9 42H11V43H9ZM13 42H14V41H13ZM29 43H30V42H29ZM35 43H34V44H35ZM45 43H46V45H45ZM71 43H72V42H71ZM73 43H72V44H73ZM98 43H99V42H98ZM147 43H148V42H147ZM164 43H165V42H164ZM184 43H183V45H184ZM241 43H242V41H241ZM245 43H246V41H245ZM2 44H3V43H2ZM16 44H18V45H16ZM20 44H21L22 46H24V45H23L24 43L22 44V40H21V43H20ZM20 44H19L18 42L15 43V44H13L14 49H15V50H18V49H19L18 46H19ZM30 44H31V43H30ZM47 44H48V46H47ZM69 44H70V43H69ZM79 44H80V46H79ZM82 44H83V43H82ZM100 44H102V43H100ZM103 44H104V42H103ZM106 44H108V42H107ZM112 44H113V43H112ZM112 44H111V46H112ZM127 44H128V43H127ZM127 44H126V45H127ZM130 44H131V43H130ZM239 44H240V43H239ZM249 44H250V43H249ZM54 45H55V43H54ZM65 45H66V44H65ZM85 45H86V44H85ZM85 45L82 46V48H84V50H85V48H86V49H87V50H86L87 52H85V51L83 50L84 52L82 53V52H81V51H82L81 48H80V49L78 48L77 50H80V52L82 53V54H81L82 58H83V56L86 57V55H83V54H85V53H87V57L90 55V57H89L88 59H86L87 57L84 58V59H86V61H88V60L90 59V61H89V65H91L90 62H92L93 60H94V62H95V64H96V60H95V58H94L95 55L89 53V51H90V49H89V48H90L89 44L87 45L88 48H87V46L85 47ZM90 45H91V44H90ZM156 45H152V46H156ZM160 45H161V44H160ZM183 45H182V46H183ZM245 45H246V44H244V46H245ZM250 45H251V44H250ZM250 45H249V46H250ZM262 45H263V44H262ZM0 46H2V45H0ZM15 46H17L18 49H16ZM22 46H21V48H22ZM39 46H40V45H39ZM39 46H38V48L40 49L42 46H41V47H39ZM103 46H104L105 49H106L107 46H109L108 49L110 48V45H103ZM105 46H106V47H105ZM157 46H156V48H157V49L159 48V50H160V47H159V46L157 47ZM177 46H176V49H177ZM179 46H180V47H179ZM211 46H210V47H211ZM246 46H248V45H246ZM246 46H245V47H246ZM65 47H66V46H65ZM116 47L114 46V49H115V50H116ZM183 47H184V46H183ZM198 47L201 48L200 46H198ZM205 47H206V46H205ZM254 47H255V46H254ZM254 47H253V50H252L254 53L251 52V51H250V52H251L252 54H255V55H258V56H259V55H260V52L258 51L257 53H259V54H256V53H255L256 50H255ZM0 48H1V47H0ZM21 48H20V50H21ZM35 48H36V47H35ZM44 48H45V47L42 48L44 51H46V50L48 49V48H47V49L45 48V49H46V50H45ZM151 48H152V47H151ZM151 48H149V49H150V57H151L150 59H151V62H153L152 59H153V58L155 59V57H152V56H155V52H153V50L155 51L156 48L154 49V47H153V50H152ZM181 48H182V47H181ZM187 48H189V49L187 50ZM262 48H263V47H262ZM1 49H3V47H2ZM22 49H23V48H22ZM64 49H65V48H64ZM111 49L113 50V46H112ZM190 49H191V50H190ZM211 49H213V47H211L210 50H211ZM242 49H246V48H242ZM263 49H264V48H263ZM263 49H262V50H263ZM40 50H41V49H40ZM49 50H50V48H49ZM88 50H89V51H88ZM115 50H114V51H115ZM238 50H239L240 52H238ZM247 50H248V49H247ZM249 50H250V49H249ZM254 50H255V51H254ZM260 50H261V48H260ZM262 50H261V51H262ZM1 51H4V50H1ZM9 51H8V52H9ZM18 51H19V50H18ZM18 51H17V52H18ZM41 51H42V50H41ZM47 51H48V50H47ZM52 51H53V50H52ZM60 51H61V50H60ZM91 51H92V50H91ZM97 51H98V50H97ZM146 51H148V49H147ZM146 51H144V52L146 53ZM156 51H157V50H156ZM200 51H201V49H200ZM242 51H244V50H242ZM245 51H246V50H245ZM4 52H5V51H4ZM14 52H15V51L13 50V53H14ZM22 52L24 53V51H22ZM22 52H21V53H22ZM27 52H28V51H27ZM63 52H64V51H63ZM75 52H77V51H75ZM75 52H74V53H75ZM80 52H79V53H80ZM99 52H101V51H99ZM115 52H116V51H115ZM151 52H152V53H151ZM180 52H179V53H180ZM201 52H202V51H201ZM203 52H204V51H203ZM212 52H213V51H212ZM237 52H238V54L240 53L239 56H244L243 59H245V58H246V59L243 60V59H241V58H237V56H238ZM247 52H248V51H247ZM0 53H2V52H0ZM11 53H12V52H11ZM13 53H12V54H13ZM19 53H20V51H19ZM21 53H20V54H21ZM34 53H35V52H34ZM97 53H98V52H97ZM160 53H161V52H160ZM242 53H243V52H242ZM6 54H7V51H6V53H3V56H4V55L6 56ZM12 54L9 53V54H7V55H12ZM25 54H26V51H25ZM27 54H28V53H27ZM31 54H32V53H31ZM77 54H78V52L75 53V55H74V54H71V55H74V56H71V57H72L73 59L76 58L75 60H77L76 63H75V61H74V64H72V65H75V66H73V67H75V68H77L76 66H79V61H80V64H81V60H82V59H80V57H79V58L75 57V56H79V54H78V55H77ZM101 54L104 55L103 53L98 54V55H99L98 59L100 58ZM143 54H144V55H143ZM152 54H153V55H152ZM175 54L178 55V51H177V53H175ZM198 54H199V53H198V51H197V55H196L195 57L203 56V53H201L202 55H201V54L198 55ZM261 54H262V53H261ZM1 55H2V54H0V60H1V61H0V65L3 66V68H4L6 65H5V66L2 65V64H4V63H2V59H1V58H3V56H1ZM14 55H15V53H14ZM14 55H13V56H14ZM16 55H17V53H16ZM21 55H22V54H21ZM21 55H20V56H21ZM60 55H61V54H60ZM60 55H59V56H60ZM107 55H108V54H107ZM177 55H176V56H177ZM179 55H180V54H179ZM181 55H182V54H181ZM181 55H180V56H181ZM214 55H213V56H214ZM263 55H264V54H263ZM263 55H262V56H259L258 58L263 59V58H262ZM5 56H4V57H5ZM33 56H35V54H34ZM42 56H43V55H42ZM122 56H123V55H122ZM143 56H144V57H143ZM157 56H159V54H157ZM164 56H166V55H164ZM245 56H246V57H245ZM250 56H251V55H250ZM250 56H249V57H250ZM253 56H254V55H253ZM63 57H64V56H63ZM67 57L69 58V57H70V54H69V56H67ZM71 57H70V58H71ZM183 57H184V56H183ZM183 57H182V58H183ZM193 57H194V56H193ZM215 57H213V58H215ZM254 57H255V56H254ZM254 57H253V58H254ZM8 58H9V56H8ZM8 58H7V56H6V59H7V60H8ZM11 58H12V57H11ZM21 58H22V57H21ZM34 58H38V57L35 56ZM70 58H69V59H66V60H67V61H71L72 59H70ZM102 58H103V57H102ZM104 58H105V57H104ZM160 58H161V57H160ZM178 58H179V57H178ZM182 58H181V59H182ZM201 58H202V57H201ZM213 58H212V59H213ZM250 58H252V57H250ZM6 59L3 58V61L6 60ZM12 59L14 60V58H12ZM12 59H11V60H12ZM22 59H23V58H22ZM28 59H30V58H28ZM28 59H27V61H24V62L22 61V62H23L24 65H25L24 68L27 66V67H29L28 69H30V67H31L30 64L26 65L27 62L29 63V61H30V60L28 61ZM38 59H40V58H38ZM38 59H37V60H38ZM55 59H56V56H55ZM55 59H54V60H55ZM64 59H65V58H64ZM109 59H110V58H109ZM118 59H119V58H118ZM121 59L123 60V57H122ZM156 59H157V57H156ZM181 59H180V60H181ZM254 59H257V58L255 57ZM7 60H6V62H8ZM13 60H12V62H13ZM16 60H18V58H16ZM16 60H14V61H16ZM31 60H33V59H31ZM37 60H36V61H37ZM66 60H65V62H63V63L66 64V63H67ZM78 60H79V61H78ZM102 60H103V59H102ZM102 60H99V61H101V63L99 62V64H100V65H99V70H100V71H101V69H100V68H101V64L103 63ZM166 60H167V59H166ZM170 60H171V59H170ZM173 60H174V59H173ZM241 60H242V61H245L244 64L241 63V62H242ZM259 60H260V59H259ZM18 61H20V58H19ZM38 61H40L39 63L42 62V60H38ZM82 61H84V60H82ZM123 61H124V60H123ZM157 61H158V60H157ZM167 61H168V60H167ZM183 61H185V58H184ZM183 61H181V62H183ZM202 61H203V58H202ZM213 61H214V59H213ZM254 61H255V62H258V60H257V61L254 60ZM22 62H21V64H22ZM32 62H33V61H32ZM32 62H31V65H32ZM54 62H55V61H54ZM72 62H73V60H72ZM72 62H71V63H72ZM77 62H78V64H77ZM94 62H93V63H94ZM108 62H109V60H108ZM149 62H150V61H149ZM151 62H150V63H151ZM162 62H163V61H162ZM173 62H174V61H173ZM179 62H180V61H179ZM181 62H180V63H181ZM247 62H248V60H247ZM251 62H252V61H251ZM255 62H254V66H255V64H256ZM25 63H26V64H25ZM33 63H34V62H33ZM42 63H43V62H42ZM63 63H62V64H63ZM82 63H84V62H82ZM112 63H113V62H112ZM115 63H116V62H115ZM153 63L155 64L156 61L153 62ZM204 63H205V61H204ZM204 63H203V64H204ZM248 63L250 64V62H248ZM258 63H259V62H258ZM6 64H7V63H6ZM8 64H9V63H8ZM12 64H13V63H11V65H8V66H11V67H12V68H10L11 71L9 70V67H8V66L5 67L6 69H7V67H8V70H7L8 72H7V71H6L7 73L5 72V73H6V76L8 75L9 78H12V79L14 78L13 80L11 79V80H12V81H11L12 84L9 83V81H7V78H8V77H7V78H4V80L6 79V81H7V82L10 84V86H12V87H13V85H14L13 88H15V87L17 88V86L19 87V88H18L19 91L16 90V91H17V94H18V92H19V93L21 94V95H19V96H20V97L22 96L23 98L21 97V99H20V97L18 96V98L20 99L18 102H19L20 104H21V102H22V104H25V105H26V108H24L25 105H22V104H21V105L23 106V112H22V114L24 113V115H23L24 117H23V118L20 117V118H21L22 120H24V118H25V120H26V124H28V127H29L30 134L32 135V141H36V142H38L39 139H42V140H43V139H44V140H49V139H50V140L52 141L51 136H53V135H52V134L50 135V134L48 133L50 137H49V136L46 137V136L44 135V133H43V130H44L45 128H47V127H46V125H47V126H49L48 130H49L50 128H53V130L55 129L56 131H59V132H58L59 134H61V133L63 132V129H64V130H66V128L69 129V126L65 124V122H67V121H65V120H66V116H64V117H65V120L61 119V121H59V120H60V119H59L60 115H59V117L56 118L55 115H58L59 113H56L55 109H53L54 112L52 111V109L50 110V113H51V114H53V113L55 114V113H56L55 115L53 114V116H52L51 114H49V113H48V106H49V104H48V106H47V102H48V101L46 100V98L49 97L50 95H53V94H50V95L48 94V90H49L50 87L47 86V85H43V84H42L43 86H45V87L48 88V89H47V88L45 89V87H43L45 90H47V94H48L49 96L46 94L47 96L44 97L43 95H45V94H43V95H42L43 97H42L41 94H40V93H37V92H36L37 94H34L33 92H31V90H30L31 87H29V85H28V83H27L28 78H26V79H27V81H26L25 79H23V77H22V78L19 77V76H18V75H19L18 72H14L16 69H14V67H13L14 64H13V66H12ZM19 64H20V62H19ZM19 64H18V66L20 67ZM36 64H38V63H36ZM95 64L93 65V67L95 66ZM108 64H109V63H108ZM121 64H122V63H121ZM126 64H127V65H126ZM145 64H146V65H145ZM178 64H179V63H177V65H178ZM249 64H247V65H249ZM252 64H253V63H252ZM260 64L264 67V60H263V62H261ZM34 65H35V64L32 65V70H30V71H33V73H34V72L36 73V69H37L40 65H39V64H38V66H37V65L34 66ZM41 65H42V64H41ZM63 65H64V64H63ZM72 65H70V67H71ZM81 65H83V64H81ZM85 65H86V64H85ZM87 65H88V63H87ZM87 65H86V67H87ZM89 65H88V66H89ZM117 65H118V63H117ZM155 65H156V64H155ZM181 65H182V64H181ZM181 65H180V66H181ZM196 65H197V67H198V70H199V67L202 66V64H199V62H198V64L196 63ZM198 65H201V66H198ZM208 65H207V66H208ZM210 65H209V66H210ZM213 65H214V66H213ZM247 65H245V66H247ZM256 65H257V64H256ZM1 66H0V69H2ZM21 66H22V65H21ZM66 66H67V65H66ZM66 66H65V68H66ZM83 66H84V65H83ZM111 66H112V65H111ZM151 66H152L153 69L156 68L152 63H151ZM159 66H161V65H159ZM162 66H163V65H162ZM162 66H161V67H162ZM209 66L206 67V68H209ZM215 66H217V67H215ZM15 67H17V66H15ZM27 67H26V68H27ZM40 67H41V66H40ZM63 67H64V66H63ZM70 67H69V68H70ZM89 67H90V66H89ZM93 67L88 68L87 70H88V71H89L90 69L92 70ZM118 67H119V66H118ZM138 67H139V68H138ZM214 67H215V68H214ZM230 67H229V68H230ZM5 68H4V69H5ZM26 68H25V69H26ZM34 68H35V69H34ZM67 68H68V67H67ZM69 68L66 69V70H67V72H69V74H70V71H71L73 68H72V69H69ZM75 68H74V70H75ZM82 68H84V67H82ZM106 68H107V67H106ZM124 68H123V69H124ZM140 68H141V69H140ZM157 68H158V63H157ZM163 68H165V66L162 67V69L160 68V69H161V70H160L161 72H162ZM175 68H177L178 70H179V69H183V70H185L184 68L179 67V65H178V67H175ZM202 68H203V66H202ZM211 68H210V71H211ZM224 68H225V67H224ZM254 68L256 69V67H254ZM257 68H258V67H257ZM6 69H5V70H6ZM13 69H14V71H13ZM17 69H19V68H17ZM25 69H23V70H25ZM28 69H26V70H28ZM41 69H42V68H40V69L38 70V71H39L38 73H39L40 75H42V74H41V72H42ZM43 69H44V67H43ZM56 69H58V68H56ZM79 69H81L80 66H79ZM79 69H76V70H77V73H76V70H75V73H74V71H72V72H73V75L78 74ZM96 69L98 70V66L96 67ZM137 69H139V70H137ZM177 69H176V71H177ZM251 69H252V68H251ZM259 69H260V68H259ZM21 70H22V67H21L20 71H21ZM34 70H35V71H34ZM40 70H41V71H40ZM54 70H55V69H54ZM59 70H60V69H59ZM66 70H65V71H66ZM68 70H70V71H68ZM85 70H86V69L84 68L83 70H80V71H81L82 73H83V71H84V73H85V72H87V71H85ZM94 70H95V68H94ZM99 70H98V71H99ZM117 70H118V69H117ZM129 70H130V72H129ZM156 70H158V69H156ZM188 70L179 72L180 77L177 76L179 80H180V78L182 77V79H183V81L186 83V85L189 84V72H187ZM206 70H207V69H206ZM229 70H231V68H230ZM260 70H261V69H260ZM3 71H4V70H3ZM3 71H2V72H3ZM17 71H18V70H17ZM30 71H29V72H30ZM44 71H45V70H44ZM56 71H58V70H56ZM100 71H99V74L101 73ZM110 71H112V70H110ZM160 71H157V72H159L158 74H160L159 76H161V72H160ZM163 71H164V70H163ZM207 71H209V70H207ZM214 71H215V70H214ZM250 71L252 72V70H250ZM253 71H254V69H253ZM262 71H263V70H262ZM10 72H11V73L13 72V74H14L13 76H15V77H10V76H12V74H10ZM21 72H22V71H21ZM26 72H28V71H26ZM62 72H63V71H62ZM103 72H104V70H103ZM246 72H247V73H246ZM254 72H255V71H254ZM254 72H253V73H254ZM258 72H259V70H258ZM263 72H264V71H263ZM5 73H4V74H5ZM31 73H32V72L29 73L30 77H31V75H35V74H33V73L31 74ZM57 73H58V72H57ZM82 73H80V74H82ZM95 73L98 74V72H96V70H95ZM111 73H112V72H111ZM117 73H118V72H117ZM117 73H116V74H117ZM120 73H121L120 75L123 76V75H122V72H120ZM176 73H177V72H176ZM176 73H175V75H176ZM203 73H205V72L203 71ZM207 73H208V72H207ZM209 73H210V72H209ZM231 73H232V74H231ZM253 73H251V74H253ZM261 73H262V72H261ZM4 74H3V75H4ZM9 74H10V76H9ZM15 74H16V75H15ZM22 74H23V73H22ZM22 74H21V75H22ZM27 74H28V73H27ZM39 74H38V75H39ZM54 74H55V73H54ZM80 74H78V75H80ZM85 74H86V75H85ZM85 74H83L82 76H80V78L83 77V76H84V77L86 76V77L88 78V79H86V81L88 80L87 82L90 83L89 80H90V78L92 79L93 74H94V71H93V70L91 71V77H90V76H89V77L87 76L88 73H85ZM89 74H90V73H89ZM112 74H113V73H112ZM179 74H178V75H179ZM40 75H39V76H40ZM43 75H45V72H44ZM58 75H59V74H58ZM65 75H66V74H65ZM70 75H72V74H70ZM73 75H72V76H73ZM113 75H114V74H113ZM132 75H133V74H132ZM192 75H193V76H192ZM247 75H248L249 77H248ZM22 76L25 77L24 74H23ZM98 76H99V75H98ZM100 76H101V75H100ZM102 76H103V74H102ZM114 76H115V75H114ZM118 76H119V75H118ZM127 76H128V75H127ZM229 76H232V77H229ZM3 77H5V76H3ZM30 77H29V81H30ZM32 77H33V76H32ZM32 77H31V81L34 79L35 76L33 77V79H32ZM44 77H45V76H44ZM61 77H62V76H61ZM74 77L77 79V82L79 81L78 83H80V80H78V77H79V76H77V77L74 76ZM86 77H85V78H86ZM109 77H112V76L110 75ZM116 77H117V76H116ZM133 77H134V75H133ZM233 77H234V78H233ZM258 77H259V75L257 74V77L255 78V80H256ZM42 78H43V77H42ZM42 78H41V79H42ZM59 78H60V77H59ZM80 78H79V79H80ZM112 78H113V77H112ZM117 78H119V77H117ZM131 78H132V76H131ZM134 78H135V77H134ZM134 78H133V79H134ZM192 78H191V80H192ZM260 78H261V76H260ZM43 79H44V78H43ZM46 79H47V78H46ZM57 79H58V76H57ZM93 79H94V78H93ZM93 79H92V81H93ZM108 79H109V81H110V78H108ZM135 79H136V78H135ZM135 79H134V80H135ZM152 79H153L154 82H155V81H158V82H155L157 85L160 83V85H161V89H160V90L157 89V88H156V90H155V89H151V86L154 85V82H153V84H152V82H151ZM155 79H156V80H155ZM159 79H160V80H159ZM203 79H204V78H203ZM209 79H210V78H209ZM233 79H236V82H239V81H240V82H241V86L244 85L245 83L248 85V86H247V85L245 84V85H244L245 87H244V86H243V87H244L245 89H248V91H246L247 93H248L249 90H250V93H248L249 95L247 94L249 97H248L246 94H244V90H245V89H244V90H242V94H244L243 97H244L245 95H246V96H245L244 98L242 97V99H241V95H242V94H240V93H241V89H243V87L240 86V83H239V85H238V83H237V85L241 87V88L239 87L240 89L238 88L239 91H237L238 89H236L235 86H234V87H235L236 90H233V91H232V89H234V87H233V85H231V84H233V82H234V84H235V81H233ZM237 79H238V81H237ZM8 80H10V79H8ZM37 80H38V79H37ZM37 80H36V82H35V83H36L35 86H37V85L40 86V85H39L40 81H37ZM101 80H103V79H101ZM105 80H106V79H105ZM114 80H115L116 82H115ZM131 80H132V79H131ZM137 80H138V79H137ZM150 80H151V81H150ZM251 80H252V78H251ZM257 80H259V79H257ZM6 81H5V82H6ZM24 81H26V82H24ZM29 81H28V82H29ZM31 81H30V82H31ZM33 81H34V80H33ZM33 81H32V82H33ZM41 81H42V80H41ZM109 81H107L108 83H107L106 85L110 84ZM113 81H114L116 84L118 83V85H121V84H120L121 79H120V81H119V79H115V78H114ZM162 81H163V80H162ZM201 81H202V80H201ZM205 81H206V80H205ZM0 82H1V81H0ZM38 82H39V83H38ZM111 82H112V81H111ZM135 82H136V80H135V81L132 80L131 83H132V84H133V83L136 84ZM150 82H151V83H150ZM228 82H229V83H228ZM244 82H245V83H244ZM256 82H257V81H256ZM82 83H83V81H82ZM124 83L127 84L126 82H124ZM242 83H244V84H242ZM260 83H261V82H260ZM9 84L7 85V84L4 83V85L7 86V87L9 86ZM30 84L33 85L32 83H30ZM40 84H41V83H40ZM93 84H94V82H93ZM134 84H133V85H134ZM149 84H150V85H149ZM190 84H191V83H190ZM190 84H189V85H190ZM205 84H204V85H205ZM1 85H2V84H1ZM59 85H60V84H59ZM69 85H70V84H69ZM71 85H72V84H71ZM91 85H92V84H91ZM95 85H96V84H95ZM106 85H105V86H106ZM111 85H112V84H111ZM114 85H115V84H113L111 87H113ZM160 85H159V86H160ZM229 85H231L232 88H231V86H229ZM10 86H9L8 88H10ZM38 86H37V88L35 87V88H36V90L34 89L35 91H37V90L40 88V87H38ZM62 86H63V85H62ZM65 86H67V85H65ZM85 86H86V84H85ZM109 86H110V85H109ZM126 86H127V85H126ZM154 86H155V85H154ZM154 86H153V87H154ZM159 86H157V87H159ZM226 86H227V87H226ZM82 87H83V86H82ZM107 87H108V86H107ZM116 87H117V88H116ZM155 87H156V86H155ZM155 87H154V88H155ZM162 87H163V88H162ZM187 87H188V86H187ZM204 87H205V86H204ZM225 87H226V90L223 91L222 89L225 88ZM228 87H230L231 91L228 89ZM0 88H1V87H0ZM32 88H33V87H32ZM78 88H79V87H78ZM109 88H110V87H109ZM114 88H115V91H116V89H118V86H114ZM128 88H129V87H128ZM148 88H149V89H148ZM159 88H160V87H159ZM194 88H195V87H194ZM6 89H7V88H6ZM6 89H5V90H6ZM83 89H85V88L83 87ZM136 89H135V90H136ZM195 89H196V88H195ZM216 89H217V90H216ZM0 90H1V89H0ZM41 90H42V87H41L40 91H41ZM50 90H51V89H50ZM63 90H64V89H63ZM106 90H107V89H106ZM110 90H112V88H111ZM120 90H121V89H120ZM133 90H134V89H133ZM150 90H151V91H150ZM152 90H155V91L153 92ZM158 90H159V91H158ZM167 90H168V89H167ZM204 90H205V89H204ZM227 90H228V92H225V91H227ZM7 91L9 92V90H7ZM40 91L38 90V92H40ZM72 91H74V90H72ZM72 91H71V92H72ZM148 91H149V93H148ZM156 91H158V93H157ZM180 91H181V90H180ZM202 91H203V90H202ZM2 92H3V91H2ZM8 92H6V95L8 94ZM10 92H11V91H10ZM41 92H42V91H41ZM49 92H51V91H49ZM66 92H67V91L64 90L63 93L67 94ZM92 92H93V91H92ZM96 92H97V93H98V92H99V93H102V92L105 93V94H104V97H105V98H103V96H102V100H100L101 105H102V102H104V103H103V106L105 105V103H107V104L110 106V105H112V103L115 101V100H113V98H112V99L110 98V99L113 100V101H112L111 104H109V103H108L109 99L106 98V97L109 96L108 93L106 94V92H104L103 90H102V92H100V91H95L94 93H96ZM111 92H112V94H113L114 90L111 91ZM122 92H123V90H122ZM150 92H151V93H150ZM152 92H153V93H152ZM161 92H162V93H161ZM165 92H166V91H164V94H165ZM205 92H206V91H203V94H208L207 92H206V93H205ZM221 92H223V93L225 92L226 94H227V93H228V94L226 95V94H223V93H221ZM246 92H245V93H246ZM260 92H261V91H260ZM42 93H44V92H42ZM55 93H56V92H55ZM63 93H62V95H63ZM94 93H93V94H94ZM99 93H98V94H99ZM114 93H115V92H114ZM120 93H121V91H120ZM139 93H140V94H139ZM3 94H4V93H3ZM13 94L15 95V92H14ZM86 94H87V93H86ZM91 94H92V93H91ZM147 94H148V98L146 97ZM149 94H150V95H149ZM194 94H195V93H194ZM261 94H262V92H261ZM261 94H260V95H261ZM9 95H10V94H9ZM67 95H68V97H70L69 94H67ZM67 95H66V96H67ZM94 95H95V94H94ZM94 95H93V96H94ZM96 95H97V94H96ZM96 95H95V96H96ZM99 95H100V94H99ZM99 95H97V96L99 97ZM105 95H108V96H105ZM115 95H120V96H121V94H119V92H118V94H115ZM138 95H139V96H138ZM221 95H222V96L225 95V96L221 97ZM256 95H258V96H256ZM4 96H5V94L3 95V97H4ZM16 96H17V95H16ZM66 96H64L63 99H65ZM74 96H75V95H74ZM93 96H92L93 101L88 100V103H87L86 105H88L89 102H92V103L94 104V98H97V97H93ZM113 96H114V95H111L110 97H113ZM123 96H122V97H123ZM162 96H163V94H162ZM162 96H161V97H162ZM165 96H167V95L165 94ZM202 96H203V95H202ZM3 97H1V98H3ZM10 97L12 98V97H14V96H10ZM51 97H52V99H53V96H51ZM68 97H67V98H68ZM72 97H73V96H72ZM100 97H101V96H100ZM100 97H99V98H100ZM115 97H116V96H115ZM183 97H184V96H183ZM204 97H205V95H204ZM207 97L210 98V95H207ZM207 97H206V99H207ZM1 98H0V100H4V99H1ZM5 98H6V97H5ZM7 98H8V96H7ZM43 98H45V101H47V102H45V101L43 100ZM49 98H50V97H49ZM67 98H66V99H67ZM89 98H90V97H89ZM92 98H91V99H92ZM108 98H109V97H108ZM120 98H121V97H120ZM120 98H115V99H116V101H119ZM185 98H186V97H185ZM209 98H208V99H209ZM221 98H222V99H221ZM50 99H51V98H50ZM70 99H71V97H70ZM103 99H104V101H103ZM105 99H106V100H105ZM117 99H118V100H117ZM188 99H189V98H188ZM208 99H207V100H208ZM211 99H212V98H211ZM225 99H224V101H225ZM263 99H264V94H263ZM21 100H22V101H21ZM71 100H72V99H71ZM95 100H97V99H95ZM107 100H108V101H107ZM111 100H110L109 102H111ZM120 100H122V99H120ZM157 100H159V102H160L159 97H157ZM162 100H163V99H161L162 107H163V105L166 106V113L164 112L165 117H162V114H161V113H160V115H161V116H160V115L157 113L158 111H157V112H156V111H153V110H156V108H154V109L152 110V108H153V107H152V108L150 109L151 112H149V110L147 109V110H148V111H147L148 114H146V116H144V118H147L148 115H151L150 117L148 116V117H149L148 120H147V119H144L145 122H146L147 124H145L144 122H142V123H144L146 126L144 125L145 128H143L144 126H142V128H143V130H144L145 132H144V135L142 136V138L139 139V140H140L139 142H141L142 147H143V145H146V146L148 145V146H147L148 148L146 147L144 150L142 149V150H143V151H142L140 148L137 149L138 146L134 147V146L136 145L137 141H136V139H134V144H135V145H134V144H133V138H132V136H131L132 140L130 139L129 143H126V145H127V144H128V145H132V144H133V146H132L133 148L131 147L132 149H134V150H132L133 152H134V151L137 152L138 150H141L140 152H142V153L145 152V154H143V155H145L146 158L142 155V158H143V159L139 157V156H141L140 154H142V153H136V154H138V159L140 160V161H139V160H137V161L140 163L141 167L143 168V169H142V168H139L138 171H140V169L143 170V172H145V171L147 172V171H148V172L151 174V176L154 175L158 170L160 171V169H162V167L164 168V164H165V163L163 164L162 162H164V161H162V159L160 158V157H163V158L165 159V157H164V153H163V152L166 151V150L168 151V149H169L168 152H171V153H170V155H171L170 157H172V160H173V162H174V167L176 168V169H174V170H176L175 172L178 173V174H175L176 176H175V177H172L173 180H171L172 182H171L170 184L167 183V184H165V185L163 186V190H160V192H161L160 194H159V192H158V194H159V199H163V197H166L165 192H166V191H169V193H170V190H171V189H172V190H175V189L182 190V191H183V194H184V192H185L186 190H188L187 187L189 186V184H190L192 181H194L195 178H196L197 176L199 177V174H200V177H199V179H198V182H199V184L201 185V180H202V179L200 180V178H203V179H204V175H205V174H204V175L202 174L203 177H201L202 175H201L200 172H202V173L204 172V171H201L203 168H201L200 170H199V168H197L198 171H200L199 174L197 173L198 175L196 174L197 170L193 168L195 164L197 165V167H199V165H198V161H197V159H196L197 157L194 158V161H197V163L194 162L195 164L190 160L194 165H190V164H192V163L190 162V164H189V160H188V162H187L186 160L188 159V158H187L188 156H190L191 154L194 155V153L196 152V151H195V152L193 153V151H192L191 149L196 150V149H194V148L197 147V146H199V147H197V150H199L200 145H201V148H202V149H200V150H203V148H204V151H205V148H206L205 146H206V144H203V143H207V146H208V147L206 148V150L209 149L210 147H212V146L209 145L210 143H208V141L202 143L203 146L205 145L204 147L202 146V144L200 143V141H198V143H200V145H197V143H195V142H197V141H195V140H194L195 142H194V141H189V138H188L189 136L186 137V136H183V135H182V136L184 137V139L182 140V136H181V134H183V131L185 130V128H186V130L188 129L187 127H188L189 125H187V127H186L185 125H186L187 123H189V122H187V123L184 122V119H183L184 116H183V118H182V116L180 115V114H182V113H177V112H175V109L178 110V108H176V107H177V106L180 107V105H178V103H177V104H176L175 102H174L175 104L172 103V104H174V105H171V106H174V107H175V105H177V106H176L174 109H173V107H172V109H169V108H167V107H168V105L166 104L167 102L165 101L166 103L164 102L165 104H163V101H162ZM164 100H165V98H164ZM168 100H169V99H168ZM194 100H195V99H194ZM244 100H245V99H244ZM244 100H243V102H245ZM259 100H260V101H259ZM4 101H5V100H4ZM7 101H8V100H6V102H7ZM23 101H24V102H23ZM65 101L69 104V102H68V101H69V98H68L67 100H65ZM106 101H107V102H106ZM122 101H124V100H122ZM204 101H205V99H204ZM6 102H5V103H6ZM9 102L11 103V100H10ZM52 102H53V101H52ZM63 102H64V101H63ZM98 102H99L98 100H97V102L95 101V104L98 103ZM127 102H128V104H127ZM134 102H135V101H134ZM154 102H156V100H155ZM154 102H152V105L154 104ZM159 102H158V104H159ZM161 102H160V103H161ZM176 102H177V100H176ZM207 102H208V101H207ZM209 102H210V100H209ZM225 102H226V101H225ZM240 102H241V103H240ZM2 103H3V102H2ZM10 103H9V104H10ZM13 103H15V102H13ZM13 103H12V104H13ZM16 103H17V102H16ZM19 103H18V105H20ZM49 103H51L50 100H49ZM83 103H84V102H83ZM92 103L89 104L90 106L88 105V106H89V107H88V108H89L88 110H87V107H86V109L83 110V111H86V116H87V114H88V115L91 114V115L94 116L95 111L98 110L97 108H98V107H99V109L101 108V106L98 105V104H100V103H98V104H96V105H98V107L96 108L97 110H95V109L93 108L94 105H92ZM115 103H116V102H115ZM119 103H120V101H119ZM136 103L140 104V102H137V101H136ZM136 103H135V104H136ZM142 103H141L140 105H142ZM156 103H157V102H156ZM179 103H180V102H179ZM227 103H226V105H225V112H226V111L229 112V111L232 109V107H231L230 110H228L229 108H228ZM52 104H53V103H52ZM107 104H106V106H108ZM120 104L122 105V102H121ZM138 104H137V105H138ZM148 104H149V103H148ZM150 104H151V102H150ZM0 105H1V104H0ZM6 105H7V104H6ZM16 105H17V104H16ZM21 105H20V106H21ZM76 105H77V104H76ZM91 105H92V106H91ZM96 105H95V107H96ZM137 105H136V106H131V107H137ZM159 105H161V104H159ZM218 105H219V104H218ZM220 105L223 106V105H222V102H221ZM220 105H219V106H220ZM1 106H2V105H1ZM3 106H4V105H3ZM10 106H11V104H10ZM20 106H19V107H20ZM22 106H21V107H22ZM83 106H84V105H83ZM103 106H102V108H106V107H103ZM123 106H122V107H123ZM138 106H139V105H138ZM144 106H145V104H144ZM144 106L142 105V106H140V108H139V107H138V108L141 109V108L144 107ZM219 106H217V107H218V110L220 111ZM263 106H264V105H263ZM72 107H73V106H72ZM110 107H111V106H110ZM122 107H121V108H122ZM131 107H130L129 110H130V111H131V110L134 111L135 108H134V109H131ZM146 107H149V108H150L149 105H146ZM162 107H161V108H162ZM223 107H224V106H223ZM223 107H220V108L223 109ZM226 107H227V109H226ZM245 107H244V108H245ZM51 108H54V107L52 106ZM81 108H82V107H81ZM102 108H101V109H102ZM159 108H160V107H159ZM163 108H164V107H163ZM163 108H162V110H165V108H164V109H163ZM203 108H204V107H203ZM203 108H202V109H203ZM246 108H248V107H246ZM261 108H262V107H261ZM57 109H58V108H57ZM101 109L99 110L100 112L97 111V113L99 112L100 117H102L101 115H104V114H101V112H104V113H105V111H106V110H104V109H103L104 111H102ZM106 109H107V112H108V113H107V112H106V113L109 115V117H107V118H111L110 115H111V112H112V111L110 110V108H109V110H110L111 112H109L108 108H106ZM117 109H120V108L117 107ZM117 109H116V110H117ZM142 109H143V108H142ZM144 109H146V108H144ZM206 109H207V108H206ZM211 109H212V108H211ZM240 109H241V108H240ZM240 109H239V111H242V112H243V110H245V109H243V107H242V110H240ZM0 110H1V109H0ZM18 110H19V109H18ZM122 110H123L124 114H125V112H126V114H125L124 116L127 117L128 115H131L130 113L127 114V112H130V111H128V109H127V111H124V108H122ZM208 110H209V108H208ZM233 110H234V109H232L231 111H233ZM258 110H259L260 112H259L258 114H256V112H258ZM262 110H264V109L262 108ZM87 111H90V112L87 113ZM114 111H115V110H114ZM140 111H142V110H139V112H140ZM145 111H146V110H145ZM145 111H144V113H147V112H145ZM152 111H153V112H152ZM219 111H218V112H219ZM236 111H237V110H236ZM0 112H1V111H0ZM52 112H53V113H52ZM117 112H118V111H117ZM123 112H122V115H123ZM139 112H138V115H137L138 118L143 116V115L141 114V112H140V114H141L142 116H140ZM155 112H156L157 114H156ZM162 112H163V111H162ZM180 112H181V111H180ZM204 112H205V111H204ZM218 112H217V113H218ZM222 112H223V111L219 112L218 117L220 116V113H222ZM245 112H247V111L245 110ZM253 112H252V113H253ZM78 113H79V112H78ZM97 113H96V116H95V117H97ZM114 113H115V112H114ZM134 113H135V111H134ZM142 113H143V112H142ZM149 113H151V114H149ZM153 113H154V115L152 116ZM186 113H187V112H186ZM206 113H207V112H206ZM208 113H209V112H208ZM248 113H241V114H242L241 116H239V117L237 116L238 119H237L236 122H235L236 119L233 120V119H231V117H230L231 121L233 120L232 122H235V123H236L235 127H233V126H234L233 123H231V124H233V125L228 124V125H230L229 127L227 126V127H228L227 129H229V130H227V129L224 128V124H223V126L221 127L223 131H225V130L230 131V132H229V135H231L232 130H233V133L235 134V135H234V134L232 133V134L235 136L234 139H237V140H236V141H237V144H236V145H239V146H236L234 143H233V145H232V143H229V145L231 146L230 149L232 150V147L235 145L236 147L234 146V147H233V150H232V152H235V151H234V148L237 149V147H238V148L240 147L241 149L239 148L240 150H238V149H237V150L240 151L239 153H241V154H243V155H246V153L250 150V147L253 146L255 143H257V141H254V140H257V137H256L257 135H255V134H256V133L258 134V132L255 133L254 128L251 129V130L249 129V133H247L248 131H246V130L244 129V128H246L245 126H249V124H250V125H256V128H255V129H257V126H258L257 123H260V121L258 122L256 118L253 117V119H252V116H253V115L251 116V115L249 114V115L251 116V117H249ZM0 114H1V113H0ZM4 114H5V113H4ZM135 114H137V113H135ZM236 114L238 115V113H236ZM5 115H6V114H5ZM5 115H4V116H5ZM50 115H51V116H50ZM83 115H85V114H83ZM91 115H90V116H91ZM116 115H117V114H116ZM120 115H121V112H120ZM122 115H121V116H122ZM132 115H133V114H132ZM213 115H214V114H213ZM216 115H217V114H216ZM234 115H235V114H234ZM260 115L263 116V115H264V111H263V114L260 113ZM260 115H259V116H260ZM54 116H55V117H54ZM86 116H85V117L83 116L84 119L86 118ZM111 116H112V115H111ZM113 116H114V115H113ZM133 116H134V115H133ZM192 116H193V115H192ZM262 116H260V117L262 118ZM52 117H54L55 120L58 119V121L56 122L55 120H53ZM61 117L63 118L62 115H61ZM104 117H106V114L104 115ZM126 117H125V120H126L127 118L129 119V116H128L127 118H126ZM131 117H132V116H131ZM135 117H136V116H135ZM137 117H136V119H137ZM1 118H2V117H1ZM5 118H6V117H5ZM9 118H10V117H9ZM11 118H12V116H11ZM93 118H94V117H93ZM93 118H90V119L92 120L93 124L96 125V124L94 123L95 118H94V120H93ZM107 118H106V121H107ZM114 118H115V117H113V119H114ZM142 118H143V117H142ZM163 118L168 120V123H167V124H169V122H170V123H175V122L177 123V122H179V123H181L182 126H183L184 123H185V125H184V126H185V127H184V130H180V133H181V131H182L181 134H180V133L178 134V132L175 131L176 128H174V129L172 128L173 124H172V126H171V125H167V126H166V127H167L166 129H168V130H169V127L171 126L170 128H172V129L174 130V131H173V130L171 129V131L177 133V135H176V133L174 134V133H172L171 131H170V132H171V133H170L168 130H166V132L168 131L167 133H170V134H167V133H166V136H168L169 139H170L168 145H167V144L165 145V142H163V141H165V139H166V141H168V137L166 138V137L163 135V136H164V137L162 138L163 141L161 140V142H163V143H161V144H164L165 146H167L166 148H164V147H163L164 145H161L160 142H155V139H156V138H158L163 132L165 133V131H164V129H165V125H164V123H166V121L164 120V121H165V122H164V121H163ZM219 118H220V117H219ZM222 118H223V117H222ZM222 118H221V119H222ZM76 119H77V118H76ZM86 119H88L87 121L89 122V118H86ZM100 119H101V118H100ZM117 119H118V118H117ZM121 119L123 120V118H121ZM128 119H127V120H128ZM136 119H132V118H131V120L129 119V121L132 122V124L136 125V124H135V120H136ZM263 119H264V118H263ZM1 120H2V119H1ZM1 120H0V121H1ZM4 120H5V119H4ZM25 120H24L23 122H25ZM109 120H111V119H109ZM114 120H115V119H114ZM119 120H120V119H119ZM119 120H118V121H119ZM127 120L125 121L126 124H127V122H129V121H127ZM132 120H134V123H133ZM144 120H143V121H144ZM161 120H162L163 122H161ZM188 120H189V119H187V121H188ZM216 120H217V119H216ZM258 120H259V118H258ZM261 120H262V119H261ZM8 121H9V120H7V121H5V122H8ZM64 121H65V122H64ZM77 121H78V120H77ZM87 121H86V122H87ZM100 121H101V120H100ZM141 121H142V120H141ZM189 121H190V120H189ZM210 121H211V120H210ZM225 121H226V119H225ZM225 121H222V122H225ZM227 121H228V120H227ZM227 121L225 122V125H226ZM231 121H230V122H231ZM256 121H257V123H256ZM10 122H11V121H9V123H10ZM75 122H76V121H75ZM75 122H74V123H75ZM78 122H80V121H78ZM92 122H91V123H92ZM96 122H97V121H96ZM108 122H109V121H107V124H108ZM110 122H112V121H110ZM110 122H109V123H110ZM115 122H116V121H115ZM121 122H122V121H121ZM130 122H129V123H130ZM137 122H140V120H139V121L137 120ZM137 122H136V123H137ZM191 122H192V121H191ZM191 122H190V123H191ZM201 122H202V121H201ZM230 122H228V123H230ZM261 122H262V124H263V123H264V120L261 121ZM1 123H2L1 126L4 124L3 127H5V125L7 124V123H4L3 121H2ZM103 123L106 124V122H103ZM103 123H101V124H103ZM113 123H114V122H113ZM113 123H110L109 125H111V124H113ZM129 123H128V125L130 126L131 124H129ZM140 123H141V122H140ZM67 124H68V123H67ZM77 124H78V123H77ZM98 124L100 125V122H99V121H98V123H97L96 126H98ZM107 124H106V125H107ZM123 124H124V123H123ZM123 124H122V125H123ZM181 124H180V125H181ZM192 124H193V126L196 127V129L198 128V126H199L200 129L202 128V124H201V123H199V125H198V123H194V122H193ZM194 124H195V125H194ZM196 124H197L198 126H196ZM200 124H201V125H200ZM211 124H212V123H211ZM211 124H210V125H211ZM217 124H218V122H217ZM221 124H222V123H221ZM237 124H238V126H237ZM260 124H261V123H260ZM8 125H9V124H8ZM8 125H6V126L8 127ZM75 125H76V124H75ZM78 125H79V124H78ZM113 125H114L113 128H115V125H116V124H113ZM117 125H118V123H117ZM120 125H121V124H120ZM128 125H127V126H128ZM134 125H132V126H133L132 128H134ZM142 125H143V124H142ZM178 125H179V124H178ZM180 125H179V126H180ZM242 125L244 126V127H243V129H244V131H245L244 133H247V135L245 134L246 136L243 135V133L241 132V131H242V130H241V129H242V128H241ZM26 126H27V125H26ZM67 126H68V127H67ZM88 126H90V125H88ZM102 126H103V125H102ZM124 126H125V125H124ZM124 126H122V127H119V125H118V127L116 126V127L118 128V131H119L118 134H119L120 132H122L121 130H122V128L124 129ZM127 126H126L125 128H128ZM168 126H169V127H168ZM182 126H180V127H182ZM190 126H191V128H190V127H189V128L192 129V125H191V124H190ZM200 126H201V127H200ZM236 126H237V127H236ZM260 126H261V125H259L258 131H259V130L263 131L262 128H264V127H263L264 124L261 126L262 128H261ZM7 127H6V128H7ZM58 127H59V128H58ZM90 127L92 128V127H94V126H90ZM90 127H88V128H90ZM98 127H99V126H98ZM107 127H108V126H106V128H107ZM139 127H141V126H139ZM204 127H205V126H204ZM204 127H203V128H204ZM253 127H254V126H253ZM8 128H9V129L11 128V124H10V127H8ZM25 128H26V127H25ZM88 128H87V129H88ZM95 128H96V127H95ZM101 128H103V127H101ZM106 128H105V131H106ZM109 128H110V126H109ZM109 128H108V129H109ZM111 128H112V127H111ZM113 128H112V129H113ZM117 128L115 129V131H117ZM119 128H121V129L119 130ZM142 128H140V129H142ZM178 128H179V127H178ZM178 128H177V129H178ZM182 128H183V127H182ZM223 128H224V129H223ZM248 128H250V126L247 127V129H248ZM9 129H8V130L5 129V130L9 131ZM26 129L28 130V128H26ZM96 129L99 130L100 127H99V128H96ZM112 129H110L111 132L114 131V130H112ZM129 129L131 130L130 127H129ZM179 129H181V128H179ZM194 129H195V128H193V130H194ZM196 129H195V130H196ZM200 129H197V130H200ZM5 130H4V131H5ZM10 130H13V129H10ZM27 130H25V131L27 132ZM51 130H52V129H51ZM55 130H54L55 133H53V134H56V131H55ZM91 130H93V128H92ZM101 130H102V129H101ZM127 130H128V129H127ZM197 130H196V131H197ZM203 130H204V129H203ZM205 130H206V129H205ZM220 130H221V129H220ZM252 130L254 131V133H253V132L250 133V131H252ZM13 131H14V130H13ZM88 131H89V130H88ZM94 131H95V130H94ZM102 131H103V130H102ZM115 131H114L113 133H116ZM125 131H126V130H125ZM125 131L123 130L124 133L122 132V134H119L120 136H117V135H116L117 133H116L115 135H113V133H112V136H113V137H116V136H117V137H116V140H118V139H117L118 137H119V139H121V137H122L121 140H122V143H123V141H125V140H123V139H125V138L123 137L124 134H125ZM178 131H179V130H178ZM216 131H217V130H216ZM227 131H226V132H227ZM44 132H45V130H44ZM92 132H93V131H92ZM98 132H99V131H98ZM98 132L96 131L94 134L96 135V133H98ZM133 132H134V131H133ZM188 132H189V130H188ZM191 132H193V131L191 130ZM202 132H203V131H202ZM220 132H221L220 135H222V136L226 134L225 132H224L225 134H222V133H223L222 131H220ZM0 133L3 134V132H0ZM11 133H12V132H11ZM13 133H14V132H13ZM58 133H57V134H58ZM63 133H64V132H63ZM63 133H62V134H63ZM84 133L86 134V130H85ZM103 133H105V132H103ZM106 133H107V132H106ZM138 133H140V132H138ZM138 133H137V134H138ZM164 133H163V134H164ZM218 133H219V132H218ZM259 133H260V132H259ZM261 133H262V132H261ZM261 133H260V134H261ZM4 134H5V133H4ZM7 134H8V132H7ZM9 134H10V132H9ZM27 134H28V133H27ZM45 134H47V133H45ZM87 134H88V133H87ZM98 134L100 135V133H98ZM98 134H97V135H98ZM128 134H129V133H128ZM187 134H188V133H187ZM200 134H201V133H200ZM249 134H252V135H249ZM253 134L255 135L256 138L253 136ZM41 135H42V136H45L46 139H45V138H42ZM75 135H76V137L79 136L78 133L75 134ZM101 135H102V133H101ZM106 135H107V134H106ZM106 135L104 134V135L101 137L100 140L103 139L102 141L104 142V141L106 140V139H104V138H105L104 136H106ZM121 135H123V136H121ZM129 135H131V134H129ZM132 135H133V133H132ZM138 135H139V134H138ZM178 135H180L181 137L178 136ZM220 135H219V136H220ZM227 135H228V132H227ZM229 135L226 136V137H228L229 140H233V139H231V137H232L233 135H231V137H230ZM248 135H249V136H248ZM4 136L6 137V135H4ZM10 136L12 137V136H14V135H11V134H10ZM22 136H23V135H22ZM26 136H28V135H26ZM59 136H60V135H59ZM81 136L83 137L84 140H83L82 138H79L80 141H78V143H80L82 140H83V141H87L88 143H87L86 145H87V146L90 145V146L88 147L89 150H90V147H92V145H91V144H92V142H91L92 139H89V141H88V140H85V137H84V136H87V135H84V136L81 135ZM89 136H90V135L88 134V138H89ZM177 136L179 137V140H180V141L178 140V137H177ZM197 136H198V135H197ZM213 136H214V135H213ZM247 136H248V138H246ZM250 136H251L252 138H255V139H253V140L251 139V140L254 141L255 143H253V142H249V145H250V147H249V145L247 144V145H248V146H247L246 143H247V141H248L247 139H249ZM258 136H259V135H258ZM40 137H41V138H40ZM56 137H57V136H56ZM64 137H65V136H64ZM96 137H97V136H96ZM152 137L155 138L153 141H151V138H152ZM185 137L188 138V140H185ZM236 137H237V138H236ZM0 138H1V139H4L3 136L0 137ZM6 138H7V137H6ZM33 138H35V140H33ZM37 138H38V140H36ZM47 138H49V139H47ZM66 138H67V136H66ZM66 138H65V139H66ZM72 138H74V137H72ZM72 138H71V140H70L69 143H68V144H70V145H72V144L70 143L71 141L74 142V141L78 140L77 138L74 139V140H73ZM136 138H137V137H136ZM180 138H181V139H180ZM197 138H198V137H197ZM197 138H196V140H197ZM211 138H212V137H211ZM224 138H225V136H224ZM224 138L222 137V140H224ZM259 138H261V140H260ZM259 138H258V139L260 140V142L263 141V140H262L263 138L261 137V135H260ZM96 139H97V138H96ZM98 139H99V138H98ZM193 139H194V138H193ZM209 139H210V138H209ZM226 139H227V138H226ZM228 139H227V140H228ZM5 140H6V142H7L8 139H4V140H2V142H5ZM27 140H28V139H27ZM27 140H26V141H27ZM44 140L41 142L40 145H36L37 143L35 142V145H32V146L34 147V149H33V150L31 149L32 151L30 150V151L32 152V153H31V156H32V154H35V153H36V155H37V153L40 155V156L37 155V156L39 157V159H38V163H39L38 165H39V166L42 165V164H40V162L42 163V161L45 160V159L40 160V158H42L43 155H44V158H46V156H47V154H48L47 151H51V150H49L50 147H49V145H48V144H51L50 141H48V142H49V143H48V142H46V141H44ZM67 140H68V139H67ZM113 140H114V139H113ZM116 140H114V142H115ZM203 140H204V139H203ZM205 140H207V139H205ZM213 140H214V139H213ZM218 140H220V139H218ZM251 140H250V141H251ZM11 141H12V140H11ZM58 141H59V139H58ZM96 141H97V140H96ZM131 141H132V142H131ZM135 141H136V142H135ZM211 141H212V140H211ZM234 141H235V140H234ZM0 142H1V140H0ZM8 142H9V143H8ZM8 142H7V144L9 145L11 142H10V140H8ZM89 142H90V143H89ZM99 142H100V141H99ZM99 142H98V143H99ZM103 142H102V143H103ZM105 142H106V141H105ZM105 142H104V143H105ZM108 142H109V143H112V141H110V140H108ZM116 142H117V141H116ZM130 142H131L132 144H131ZM153 142H154V143H153ZM227 142H228V141H227ZM258 142H259V141H258ZM29 143H31V142H30V139H29ZM38 143H39V142H38ZM63 143H65V141H63ZM81 143H83V142H81ZM81 143H80V144H81ZM84 143H85V142H84ZM104 143H103V144H104ZM166 143H167V142H166ZM235 143H236V142H235ZM252 143H253V145H252ZM32 144H34V143H32ZM99 144H100V143H99ZM105 144H106V143H105ZM105 144H104V145H105ZM116 144H117V143H116ZM138 144H140V143H138ZM258 144H259V143H258ZM261 144H263V145L261 146ZM261 144H259V145H260V148H262V147L264 148V142H262ZM26 145H28V144H26ZM70 145H68V148H69ZM75 145H76V144H75ZM75 145H74V147H76V149H78L79 147H82L81 145L77 144V146L79 145V147L77 148V146H75ZM83 145H84V144H83ZM86 145H84V146L87 148ZM95 145H96V148H97V146L99 147V145H97V143H96ZM95 145H94V146H95ZM128 145H127V146H128ZM212 145H214V144L212 143ZM224 145H225V144H224ZM224 145H222V146L224 147ZM227 145H228V144H227ZM229 145H228V146H229ZM0 146H3V147H4V145H2L1 143H0ZM5 146H7V145L5 144ZM30 146H31V145H30ZM50 146H51V145H50ZM53 146H54V145H53ZM62 146H66V145L62 144ZM62 146H61V147H62ZM72 146H73V145H72ZM105 146H106V145H105ZM112 146H113V145H112ZM114 146H115V145H114ZM255 146H258V145L256 144ZM255 146H253L254 148L251 147V148H252L251 151H252L253 149L256 148ZM7 147H8V146H7ZM26 147H27V146H26ZM33 147H32V148H33ZM101 147H103V146H101ZM108 147L111 148V145H108ZM108 147H107V148H106V147H105V148H104V147L102 148V149H103L102 151H103L104 156H102L103 154L100 156V159H102V157L105 158V160H104V159L101 160V161L104 160V164H103V162H102V163L100 162V163L97 165V166L99 167L100 164H101V165L103 164V165H102L103 168H102V167H101V168H102V170H104V171H102L101 169H98L101 175L99 176V177H100L99 180H98L96 183L93 182V184H94V187L97 185L98 187H100V189L102 188V189H104V190H105V189H108V187H109L108 190L110 191V187L113 186V184H112V183H113V182H112V181H113V178H114V180L117 178V179H116L117 181H116V182L114 181V182L116 183V185H118V186L120 185V187L122 186V187L124 188V189L122 188L124 191H120L119 193H118V192H117V193L114 192V193L116 194V196H115V194H113V195H114L113 197L111 196V198H112L111 201L113 202V205H111L112 203H109V206H106L107 208H106V211H105V212L107 213V215L110 216L109 219L111 220V222H112L113 224H115V222H117V220H118V222H119L118 225H119L120 223H122V221H123V223H124V222H126V221L123 220V219H124V218H127V217L131 220V221H130V220H129V221L132 223L133 228H130L131 225L128 226V228L130 229L129 231H128V229H127V231H126V229H125L126 227L124 228V229H125V233H126V234H125V237H126V238H125V241H126V243H127L129 246H131L130 248L132 249V247H133V250H134V248H136V247H134V246H135L137 243H139L140 240H141V233H142V231H143L142 229L145 228V227L143 226V225H144L143 223L146 221V220H145V219H146V216H144L143 213H142L144 210L141 211V210H142V209H141L142 206H141V208H140V205L138 204L139 201L141 202V198H142V197H141V194L138 195V194H139V192H138V191H139V190H138L139 186H137L136 183H135V184L132 183V182H133L132 179L126 177V175L119 173V172L121 171V169H123V168L121 167L122 165H121V164L119 165V167H120L121 169H120L119 167H117L119 163L115 162V160L113 159V157H112V155H111L112 148H111V150H110ZM119 147H120V146H119ZM140 147H141V146H140ZM142 147H141V148H142ZM10 148H11V147L9 146V149H10ZM58 148H59V147H58ZM63 148H64V147H63ZM70 148H71V147H70ZM82 148H83V147H82ZM82 148H81V149H82ZM94 148H95V147H94ZM228 148H229V147H227V149L224 148V149H226V152H227ZM27 149H29V147H28ZM65 149H66V151H67V148H66V147H65ZM72 149H73V147H72ZM74 149H75V148H74ZM81 149H79V150H81ZM83 149L85 150V148H83ZM97 149H99V148H97ZM97 149H92V148H91L90 151L88 150L89 152H87V150H85V152H86L85 154H87V153L90 154V152H91L92 150H93L92 152H93L94 154H96V153L98 154ZM146 149H147V154H146V151H145ZM189 149H190L192 152H191V154L188 153L189 155H187V152H188ZM230 149H229V150H230ZM256 149H258V151H257ZM256 149L253 151L254 153H252V155H254V159H253V160H254V163H255V169L258 170V171H256V170H255V171L258 173V176H257V178L255 177V179H253L254 177L251 178V176H250V178H251L250 182H254V186H255V187L258 185L257 182H262V178H264V177H263V175H264V157H262V156H264V153H263V155L260 154L261 152H264V151L259 152L260 149H259L258 147H257ZM0 150H1V149H0ZM4 150H5V149H4ZM11 150H12V149H11ZM22 150H23V149H22ZM34 150H35V153H34ZM69 150H71V149H69ZM94 150H96V151H95L96 153L94 152ZM126 150H127V149H126ZM229 150H228V151H229ZM231 150H230V151H231ZM2 151H3V149H2ZM9 151H10V150H8V152H9ZM12 151H13V150H12ZM12 151L9 152V153H12ZM82 151H83V150H82ZM128 151H129V150H128ZM230 151H229V152H230ZM238 151H236V153H237ZM255 151H256V153H255ZM4 152H5V151H4ZM4 152H3V153H4ZM6 152H7V148H6ZM6 152H5V155H2V152H1L0 154H1L2 156L5 157V156L7 155ZM45 152H46V153H45ZM71 152H72V150H71ZM75 152H79V151H75ZM80 152H81V151H80ZM83 152H84V151H83ZM83 152H82V153H83ZM189 152H190V151H189ZM206 152H209V150L206 151ZM210 152H211V151H210ZM210 152H209L206 156H205V153H203L205 157H203L202 154L200 155V156L203 157L204 159H203L202 161L200 160L201 162L199 161V164L202 163V162L205 160V158H206L209 154H212V152H211V153H210ZM223 152H224L225 154H228V153H229V152L226 153L225 151H223ZM232 152H231V154H232ZM257 152H258V153H257ZM15 153H16V152H15ZM60 153H62V152H60ZM69 153H70V152H68L67 154H69ZM72 153H73V152H72ZM93 153H92V154H93ZM162 153H163V154H162ZM196 153H197V152H196ZM218 153H219V152H218ZM236 153H235V154H236ZM45 154H46V156H45ZM88 154H87V155H88ZM92 154H91V155H92ZM116 154H118V151H116ZM130 154H131V153H130ZM161 154H162V156H161ZM198 154H200V151H199ZM214 154H215V153H213V155H214ZM225 154H224V155H225ZM229 154H230V153H229ZM229 154H228V155H229ZM1 155H0V158H2ZM9 155H10V154H8V156H9ZM41 155H42V156H41ZM79 155L81 156V153H80ZM79 155H78V156H79ZM232 155H233V154H232ZM237 155H238V153H237ZM239 155H240V154H239ZM243 155H242V156H243ZM12 156H13V153H12ZM37 156H36V157H37ZM73 156H74V155H73ZM83 156H85V155H82V157H83ZM97 156H98V155H97ZM126 156H127V155H126ZM128 156H129V155H128ZM135 156H136V155H135ZM135 156H134V157H135ZM194 156H195V155H194ZM197 156H198V155H197ZM200 156L198 157V159H199V158L202 159ZM240 156H241V155H240ZM240 156H239V157H240ZM242 156H241V157H242ZM246 156H248V155H246ZM36 157H34V155H33V160H35V163H36V161H37V159H35ZM75 157H76V156H75ZM82 157H80V158H81L82 160L85 161L86 156H85V159L82 158ZM134 157H133V158H134ZM235 157H236V160L238 159V160H242V161H243L244 159H247V158H248V157H246V158H245V157H244V158L242 157L243 159H242V158L239 159V157L237 158V156H235V155H234V157L232 156L231 158L234 159ZM76 158H77V157H76ZM78 158H79V157H78ZM80 158H79L78 160H80ZM87 158H89V155H88ZM93 158H94V159H93ZM95 158H96V160L98 159V158L95 157L94 155H93L92 158H91V156H90V159H88L89 161L86 159L87 162H85V163H90V162H91V159L95 160ZM189 158H190V157H189ZM207 158H209V157H207ZM207 158H206V161H207V160L209 161V160L211 159V156H210V159H207ZM225 158H226V157H225ZM250 158H252V157H249V159H250ZM13 159H14V158H13ZM48 159H49V158H48ZM118 159H121V158L118 157ZM160 159H161V160H160ZM164 159H163V160H164ZM190 159L193 160V156H191ZM195 159H196V160H195ZM227 159H228V158H227ZM232 159H230V160H232ZM249 159H248V160H249ZM1 160H2V159H1ZM1 160H0V162H1ZM4 160H5V159H4ZM33 160H32V161H33ZM39 160H40V162H39ZM82 160H81V161H82ZM98 160H99V159H98ZM121 160H122V159H121ZM121 160H120V161H121ZM128 160H129V158H128ZM172 160H171V161H172ZM238 160H237V161H238ZM12 161H14V163H15V160H12ZM32 161H31V162H32ZM76 161H77V160H76ZM81 161H80V162H81ZM84 161L82 162V164H84ZM116 161H117V160H116ZM161 161H162V162H161ZM169 161H170V159L168 160V163H169ZM185 161H186V162H185ZM208 161H207V162H208ZM212 161H213V159L210 161V164H211L210 166L214 167V168H213L214 171H212V173H214V176H217V175L222 176V172H221L217 167H215L214 165H212V164L214 163V161H213V163H212ZM217 161H218V160H217ZM227 161H228V160H227ZM233 161H234V160H233ZM44 162H45V161H44ZM44 162H43V163H44ZM46 162H47V161H46ZM74 162H75V159H74ZM74 162H73V163H74ZM77 162H78V161H77ZM94 162H95V161H94ZM173 162H170V163L172 164V166H173ZM207 162H206V163H207ZM219 162H220V160H219ZM240 162H241V161H240ZM247 162H249V161H247ZM247 162H246V163H247ZM1 163H2V162H1ZM4 163H5V162H4ZM14 163L12 164L13 166H15ZM59 163H60V162H59ZM63 163H64V162H63ZM78 163H79V162H78ZM115 163H117V164H115ZM123 163H124V162H123ZM168 163H167V164H168ZM208 163H209V162H208ZM235 163H236V162L234 161V164H235ZM246 163H242V165L245 164V166H246ZM2 164H3V163H2ZM36 164H37V163H36ZM61 164H62V163H61ZM105 164H106V165H105ZM202 164H203V163H202ZM214 164H215V163H214ZM228 164H229V163H228ZM247 164H248V163H247ZM250 164H253L251 159H250ZM10 165H11V164H10ZM76 165H77V164H76ZM92 165H93V164H92ZM104 165H105V166H104ZM116 165H117V166H116ZM162 165H163V166H162ZM196 165H195V166H196ZM204 165H205V163H204ZM222 165H223V163H222ZM1 166H2V165H1ZM1 166H0V169H2V168H3V169L0 170V196H2V194H3V192H4V185H5L6 181H7V184H6V185L10 184V183H8V181L11 182V181H10V178H9V173H10V172H8V170L11 169V166L8 167V168H7V167H3V166L1 167ZM4 166H9V164H8V165H4ZM71 166H72V165H71ZM71 166H70V169H71ZM78 166H79V164H78ZM78 166H77V168H78ZM90 166H91V165H90ZM90 166L87 167V164H86V167H87V168L84 167V168H86V171H87V169H88ZM97 166H96V167H97ZM165 166H166V165H165ZM205 166H206V165H205ZM236 166H237V163H236ZM238 166H239V164H238ZM16 167H17V170H19V171H21V172H24V171H23V170H24V167H23V165L20 164L19 162L16 164ZM74 167H75V165H74ZM79 167H80V166H79ZM91 167H92V166H91ZM116 167L120 169V171H119V169H118V171L116 170V171H117L116 175H118V177H116V176H112L113 173L116 172V171H114V170L116 169ZM200 167H201V165H200ZM202 167H204V166L202 165ZM207 167H208V165H207ZM224 167H225V166H224ZM227 167H228V166H227ZM37 168H38V167H37ZM37 168H36V169H37ZM77 168H76V170H75V169H72V171L75 170L76 173L79 174V168H78V170H77ZM93 168H95V167H93ZM195 168H196V167H195ZM204 168H205V169H208V168H206V167H204ZM210 168H211V167H210ZM210 168H209V169H210ZM15 169H16V168H15ZM54 169H55V168H54ZM65 169H66V168H65ZM124 169H125V168H124ZM133 169H134V168H133ZM100 170H101L102 172H101ZM144 170H145V171H144ZM169 170H170V169H169ZM221 170H222V169H221ZM226 170H227V168H226ZM67 171H69V170H67ZM113 171H114V172H113ZM124 171H125V170H124ZM159 171H158V172H159ZM177 171H178V172H177ZM208 171L210 172L211 169L208 170ZM255 171H254V172H255ZM17 172H18V171H17ZM49 172H50V171H49ZM69 172H70V171H69ZM69 172H68V173H69ZM80 172H82V171H80ZM97 172H98V171H97ZM97 172H96V175H99V174H97ZM103 172H104V174H103ZM127 172H128V171H127ZM134 172H135V171H134ZM158 172H157V174H158ZM169 172H170V171H169ZM205 172H206V171H205ZM18 173H19V172H18ZM52 173H53V172H52ZM54 173H55V172H54ZM70 173H72V172H70ZM70 173H69V174H70ZM122 173H123V171H122ZM167 173H168V172H167ZM170 173H171V172H170ZM10 174H12V173H10ZM20 174H21V173H20ZM24 174H25V173H24ZM24 174H22V175H24ZM73 174H75V173H73ZM78 174H76V175H78ZM80 174H81V173H80ZM80 174H79V175H80ZM85 174H86V173L84 172V175H85ZM125 174H126V173H125ZM216 174H217V175H216ZM255 174H256V173H253V175H255ZM14 175H15V174H14ZM14 175H13V176H14ZM59 175H60V174H59ZM61 175H62V174H61ZM61 175H60V176H61ZM79 175H78V176H79ZM81 175H83V174H81ZM114 175H115V174H114ZM147 175H148V174L146 173V176H147ZM240 175H241V174H240ZM18 176H19V178H18ZM62 176H64V175H62ZM62 176L60 177V179L62 178ZM65 176H66V175H65ZM70 176H71V175H70ZM70 176H69V178H68V177H65L66 180H63V179H64V178H63V179L60 180V181H59V179H57L59 182H57V180L54 181L55 183H57L56 185H57V187H58L60 190L63 191L64 188H65V189H66L65 192H67L68 190H69L68 192H70L71 187H72V186H76V185L74 184V182H73L72 184H70V183H71L70 181H73V180H72L73 178H74L75 181H76V176H75V177L73 176V178H70ZM86 176H87V175H86ZM86 176H84V177L86 178ZM135 176H136V175H135ZM151 176H149V177H147V178H143V179H146L147 182H150V179H151L150 177H151ZM160 176H161V175H160ZM173 176H174V175H173ZM206 176H207V175H206ZM220 176H218V177H220ZM230 176H231V175H230ZM255 176H256V175H255ZM15 177H17V179L19 180V183L16 184L17 182H15V181H17V179H16V180L12 179L13 182H11L10 185H13V186H11V187H13V188H16L17 185H19V186H18V188H19V187L22 185V184H20V183L22 182V181L20 182V180L22 179V177H20L19 174H16ZM23 177L25 178V175H24ZM71 177H72V176H71ZM163 177H166V176H163ZM169 177H170V176H169ZM227 177H228V174H227ZM242 177H243V176H242ZM57 178H59V176H57ZM81 178H83V177H81ZM85 178H83L84 181H85ZM91 178H92V177H91ZM148 178H149V179H148ZM160 178H161V177H160ZM212 178H213V177H212ZM215 178H217V177H215ZM220 178H221V177H220ZM67 179H69V181H67ZM129 179H130L132 182H131ZM205 179H206V178H205ZM210 179H211V178L207 177V180H210ZM217 179H218V178H217ZM224 179H225V177L223 178V180H224ZM228 179H229V178H228ZM231 179H233V178H231ZM240 179H241V177H240ZM77 180H78V182H79V180H81V179H77ZM83 180H82V181H83ZM94 180H96V179H94ZM221 180H222V179H220V181H219V180H218V181L216 180V181H217V183L221 184ZM29 181H30V178H29V180H28V177H27V183H28ZM48 181H49V180H48ZM65 181H67V182H65ZM84 181H83V182H84ZM86 181H87V180H86ZM86 181H85L84 183H86ZM90 181H91V180H89V182H90ZM164 181H165V180H164ZM204 181H205V180H204ZM216 181H213V182L210 181L211 183H213V187H212V188L210 187V186H212L211 183H210V184H211L210 186L208 185L209 188L213 189L212 194L209 193V194H211V195H210V199L213 198V197L215 196V195L212 196L213 194H216V193L214 192V188L216 189L217 192L221 190V189L218 188V187L220 186V185H218V184H215V187H214V182L216 183ZM226 181H228V180H226ZM231 181H232V180H231ZM233 181H234V180H233ZM240 181H241V180H240ZM263 181H264V180H263ZM51 182H52V181H51ZM51 182H50V183H51ZM68 182H70V183H68ZM136 182H137V181H136ZM202 182H203V180H202ZM208 182H209V181H208ZM208 182H207V183H208ZM29 183H30V182H29ZM45 183H47V182H45ZM76 183H77V182H76ZM79 183H80V182H79ZM84 183H83V185H84ZM203 183H204V182H203ZM15 184H16V187H14ZM73 184H74V185H73ZM81 184H82V183L78 184V186H80ZM87 184H88V183H87ZM111 184H112V185H111ZM204 184L206 185V183H204ZM224 184H225V183H224V181H223V184H222V185L224 186ZM229 184H230V183H229ZM229 184L226 185V186H229ZM10 185H8V187H9ZM52 185H54L53 182L51 183L50 188H51ZM71 185H72V186H71ZM83 185L80 186V187H81V188L83 187V189L85 190V188H84L85 186H83ZM90 185H91V184H90ZM109 185H110V186H109ZM205 185H204V187H203V186H201V187H203L204 189H206V186H207V185H206V186H205ZM238 185H239V184H238ZM47 186H48V185H47ZM87 186H88V185H86V192L89 191V190H87ZM136 186H137L138 188H137ZM8 187H7L8 191H9L8 195H11L10 193H12L13 190H12V188H8ZM27 187H28V186H27ZM88 187H89V186H88ZM131 187H132V189L134 188V189H133V190H134V193H135L136 191L138 192V194H137V195H138V198H137V196H136L134 193H132V192H133L132 190H129V188L131 189ZM135 187H136V188H135ZM151 187H152V186H151ZM160 187H161V185H160ZM199 187H200V186H199ZM201 187H200V188H201ZM21 188L23 189V186H22ZM21 188H20V189H21ZM24 188H26V187L24 186ZM28 188H29V187H28ZM28 188H27V189H28ZM32 188H33V187H32ZM45 188H46V187H45ZM54 188H55V185H54V187L52 186V188H51L52 190L50 189L52 193H53V189H54ZM58 188H55V189H54L55 194L57 193V192H56V189H58ZM78 188H79V187H77L76 189L74 188L75 191H77ZM91 188H92V186H91ZM91 188H90V189H91ZM111 188H112V187H111ZM223 188H224V187H223ZM74 189L72 188L71 191H74ZM88 189H89V188H88ZM136 189H137V190H136ZM207 189H208V188H207ZM228 189H229V188H228ZM10 190H12V191L10 192ZM84 190H83V191L81 190V191H82V193H81L82 196H80L81 194L79 193V191H77V193H75V194L73 193V194L75 195V196L73 195V197H75V199H73V200L71 199L72 196L69 195L70 200L72 201V202L70 201V203H74V201H76L77 204H76V202H75V204H76L77 206H75L76 208L72 206L73 204H72V205L70 204V205L72 206V208H70V206H69V208H67V206H66V209L69 210V212H70L73 208H75V209H74L75 211L73 210L74 212H72V213H67V216L65 215V214H66L65 212H67V211L63 212L64 210H66V209L64 208V205H66V202H67V201H63V199L66 198V197H64L66 194H65L64 192H62V194L60 193V198H61V199L59 198V195H58V199H60V201L57 202V205H56L57 207H54V203H53V202H54V201H55V202L58 201V199H56V198H55L56 200H55V199H54V200H51V199H50L51 201H49V202H50L51 204L53 203L52 205H53V207H54L56 210L54 209L55 212L53 211V214L51 213V214H52L51 216H50V213L45 212L46 214L48 213L49 215H45V216H43V217H44V219H43L44 221H43V220L40 221V222H41V225H42V222H43V226H44V224H45V225H47V226L49 225V227L53 228L52 226H54V224H55L58 220H59V221H64V220H65L66 223H67V224H65V225H67V227H68V229H66V230H72V231H74V233H75V232L77 233V231L81 228V225L85 224V223L83 222V221H84L83 219L86 217L85 220H87V219L90 217V216H89V213H88V210H90L89 208H90V207L93 208V207H92L93 205L90 204V206H89V204L86 203V201L89 202V203H92L91 201H92L93 198L91 199L90 197H91L93 194L96 193V191H94V193L92 192V194H91V196H90V195H89L90 192H89V194H88V192H87V194L90 196V197H89V196L86 195V194L83 195ZM93 190H95V189L93 188ZM114 190L116 191L115 188H114ZM197 190H198V189H197ZM199 190H200V189H199ZM209 190H210V189H209ZM230 190H231V187H230ZM8 191H7V192H8ZM22 191H23V190H22ZM26 191H28V190H26ZM30 191H31V190H30ZM105 191H106V190H105ZM112 191H113V188H112ZM117 191H118V190H117ZM131 191H132V192H131ZM141 191H142V190H141ZM201 191H202V190H201ZM204 191H205V190H204ZM204 191H203V192H204ZM210 191H212V190H210ZM222 191H223V190H222ZM222 191H221V193H222ZM226 191H228V190H226ZM18 192H19V194L22 193L21 191H18V189H17V193H18ZM31 192H33V190H32ZM31 192L29 193L30 196L33 197L34 199H36V194H34V192H33V194H32ZM47 192H48V191H47ZM51 192H50V193H51ZM68 192H67V194H68ZM103 192H104V191H103ZM137 192H136V193H137ZM155 192H156V191H155ZM173 192H175V191H173ZM191 192H194V191L191 190ZM205 192H206V191H205ZM208 192H209V191H208ZM208 192H207V193H208ZM228 192H230V191H228ZM228 192H227V193H228ZM231 192H232V191H231ZM15 193H16V190H15ZM15 193L13 192L12 194H15ZM27 193H28V192H27ZM58 193H59V192H58ZM58 193H57V194H58ZM78 193H79V194H78ZM108 193H109V192H108ZM112 193H113V192H112ZM198 193H199V192H198ZM207 193H203L202 195H205V194H206V197H207V196L209 195V194L207 195ZM221 193H220V194H221ZM224 193H225V192H224ZM224 193H223V195H224ZM31 194H32V195H31ZM64 194H65V195H64ZM103 194H104V193H103ZM109 194H110V193H109ZM117 194H118V195H117ZM132 194H133V195H132ZM143 194H144V193H143ZM152 194H154V193H152ZM190 194H191V193H190ZM193 194H195V192H194ZM193 194H191V196H192ZM231 194H232V193H231ZM231 194L228 193L227 196L230 197ZM255 194H256V200H254V201H256V204H259L258 206L261 207V205H262L261 209H260V210L258 209L259 211L257 210L258 212H257L254 216H252V218H251V219L253 220V224H254V226H255V224H256V227H255L253 230L251 229V230H252V233H248V231H246L247 234H250V235H248V237L250 238V239L248 238V239L250 240V242H249V240H248V242H249L250 244H249V246H248V245L246 246V244H244L245 246H243V247H241V248H240V247L238 248V251H237L238 254H237V253H236L237 255L234 254L235 257L233 256L234 258H233L232 264H233V263H234V264H244V261H245V263H246L247 261H246L245 259H243V256L246 255L245 253L250 249V245L253 244V243H255V242L258 243V244H257L258 247L255 249L257 252L255 253L254 257H252V258H253V260H252V264H264V263L262 262V261L264 260V193H263V191L259 188V186H257V188L255 189ZM15 195H16V194H15ZM20 195H21V194H20ZM47 195H48V194H47ZM49 195H50V194H49ZM101 195H102V194H101ZM110 195H111V194H110ZM134 195H135V197H134ZM145 195H146V194H145ZM145 195H143V196H145ZM198 195H199V194H198ZM202 195L200 194V196H198V197H202V198H203L204 196H202ZM218 195H219V192L216 194L215 198L217 197V199L219 198V199L221 200V197H222L223 195L220 196V197H219ZM24 196H26V195L24 194L23 197H24ZM30 196H28V197L26 196V197H27V198H30V200H33V198H31ZM55 196L57 197V195H55ZM85 196H86V198H89L90 201H88L89 199H86ZM87 196H88V197H87ZM97 196H98V195H97ZM168 196H169V195H168ZM211 196H212V197H211ZM245 196H246V195H245ZM3 197H4V196H3ZM6 197H7V196H6ZM6 197H4L5 200H6L7 198H9V197H7V198H6ZM46 197H47V196H46ZM63 197H64V198H63ZM73 197H72V198H73ZM82 197H84L86 201H85L84 198H82ZM106 197H107V196H106ZM108 197H109V196H108ZM125 197H126L127 199H126ZM140 197H141V198H140ZM146 197H147V196H146ZM151 197H152V196H151ZM184 197H186V196L184 195ZM188 197H189V196H188ZM223 197L226 198V195H224ZM228 197H227V198H228ZM241 197H244V196H241ZM62 198H63V199H62ZM67 198H68V197H67ZM67 198H66V199H67ZM96 198H97V197H96ZM96 198H95V201H97ZM101 198H102V197H101ZM104 198H105V197H104ZM124 198H125V199H124ZM139 198H140V199H139ZM180 198L183 199V196L180 197ZM192 198H193V197H192ZM195 198H196V196H195ZM202 198H201V199H202ZM207 198H208V199H207ZM207 198H206V200H209V196H208ZM231 198H232V197H231ZM234 198H235V197H234ZM9 199H10V198H9ZM21 199H22V198H20V202H21ZM23 199L26 200L25 198H23ZM52 199H53V198H52ZM108 199H109V198H107V200H108ZM123 199H124V200H123ZM184 199L188 201L187 197L184 198ZM190 199H191V198H190ZM217 199H216V201L219 200V199H218V200H217ZM222 199H223V198H222ZM235 199H236V198H235ZM242 199L245 200L244 202H246V200H247V198H242ZM2 200H3V199H2ZM24 200H23V201H24ZM67 200L69 201V199H67ZM109 200H110V199H109ZM122 200H123L124 202H123ZM147 200H148V199H147ZM191 200H192V199H191ZM199 200H200V199H199ZM203 200H204V199H203ZM213 200H215V199L213 198ZM223 200H224V199H223ZM226 200H227V199H226ZM226 200H225V201H226ZM239 200H240V199H239ZM10 201H11V199H10ZM12 201H13V200H12ZM47 201H48V200H47ZM52 201H53V202H52ZM101 201H102V200H101ZM101 201H100V202H101ZM116 201L118 202L117 207H119V206H120V207L117 208V209H119L118 212H116V214L112 215L111 213H114V212H115V211H114V212H112V211L114 210V208H115V206H116V204H115V206H114V202H116ZM121 201L123 202V204H122V203H119V202H121ZM197 201H198V200H197ZM197 201H196V202H197ZM210 201H211V202H209V204H210V207H209V208H211L212 210H213L212 207L215 208V206L218 205V204L220 203V202H219V203L216 204V202H215V201H212V199H211ZM230 201H231V203H232V200H230ZM230 201H228V202L230 203ZM242 201H243V200H240V202H242ZM247 201H249V200H247ZM14 202L16 203V200H14ZM20 202H19V203H20ZM32 202H33V201H30L29 203H31V204H33V203L35 204V203H36V201H34L33 203H32ZM64 202H65V203H64ZM169 202H171V201H169ZM196 202H195V203H196ZM201 202H202V201L200 200L199 204H200ZM204 202H206V201H204ZM249 202H251V201H249ZM25 203H26V201L24 202V204H25ZM29 203H28V201H27V205H29ZM129 203H130V204L132 203V205H129ZM149 203H150V202H149ZM149 203H148V204H149ZM160 203H161V202H160ZM175 203H177V202H174V203H173L174 206H173V205L170 206V207H172V208H171V212H170V214H169V215H173V216L175 215V216L172 217V218H169V217H167V216H169V215H167L166 217L169 218V219H167V220L164 219V220H161V221H160L161 224H162V233H161V235H160V236H161V239H159V241H158V240L155 241L154 243L152 242V243H153V244H152V247H150V250H149V252L147 253L146 256L138 257L137 255H135V256L133 257L134 259L131 258V259H132V262L130 261L131 263H129V264H176L175 261H180L181 258L183 259L182 255H181V254H178V253H182V252H184L185 250L182 251V252H179V249H180V248H179V249H176L175 247L169 245V243H168V242H169V239H170L172 236H174L172 233H173V232L175 233L176 230H177L178 233H179V232L182 233V234H181V242H182V246H184L185 248L189 249V247H191V240H192V238H193V240H194V242H195V239H196V238L194 239V237H198V235H196L198 232L196 233V232H194L193 229H191V227L189 228V227L186 225V221H185V223L183 222L184 217H183V219H182V216H183V215H181V206L179 207L180 204L178 205V203H177V204H175ZM223 203H224V204H225V203L227 204V202H223ZM229 203H228V205L226 206V208L229 206ZM247 203H248V202H247ZM247 203H246V206H247V205L250 206V205H249L250 203H248V204H247ZM10 204H11V203H10ZM13 204H14V203H13ZM22 204H23V203H22ZM34 204H33V205H34ZM51 204H50V206H51ZM55 204H56V203H55ZM67 204H68V203H67ZM119 204H120V205H119ZM167 204H168V203H167ZM171 204H172V203H171ZM199 204L197 203V206H195V207L193 208V210L195 209V211H196V207L199 209ZM203 204L205 205V203H201V205H202L201 207H202V208L200 207V209H202V211H203V207H204ZM207 204H208V203H207ZM215 204H216V205H215ZM220 204H222V202H221ZM220 204H219L220 207H221L222 205L225 207L224 204H222V205H220ZM242 204H243V203H241V209H240V211L243 209V210L241 211V213L243 214V213H244V209L246 208V206H244V204H243V205H242ZM252 204H253V203H252ZM254 204H255V203H254ZM260 204H261V205H260ZM19 205L21 206V204H19ZM68 205H69V204H68ZM87 205H88V206H87ZM121 205H122V206H121ZM177 205H178V206H177ZM45 206H46V205H45ZM129 206H130V207L132 206V208H130ZM164 206H165V205H163V207H164ZM223 206H222V207H223ZM232 206H233V208H234L235 205L232 203V205L230 204L229 208H231ZM243 206H244V208H243ZM248 206H247V210H248ZM5 207H6V206H5ZM17 207H18V206H17ZM22 207H23V206H22ZM32 207L35 208V205L32 206ZM32 207L30 206V208H32ZM103 207H104V206H103ZM205 207L207 208L208 205H207V206L205 205ZM9 208H10V207H9ZM18 208H19V207H18ZM26 208H27V206H26ZM97 208H98V207H97ZM97 208H96V209H97ZM209 208H207L208 211H209V212L212 211V210L209 209ZM250 208H251V206L249 207V209H250ZM2 209H3V208H2ZM14 209H15V208H14ZM70 209H71V210H70ZM99 209H100V208H99ZM112 209H113V210H112ZM117 209H116V210H117ZM182 209H183V208H182ZM207 209H204V211H205L204 213H206ZM216 209H217V211H219V212H220V211H222V212H224V211H225V212H228V211H227L228 208L225 209V210H223V208H222V209H219V208L216 206ZM45 210H46V209H45ZM93 210H94V209H93ZM100 210H101V209H100ZM169 210H170V208H169ZM228 210H229V209H228ZM231 210H232V208H231ZM51 211H52V210H50L49 212H51ZM91 211H92V210H91ZM161 211H162V210H161ZM167 211H168V210H167ZM202 211H200V210L198 211V210H197V212H201V213H202ZM217 211H216V212H217ZM232 211H234V209H233ZM22 212H24V210H23ZM154 212H155V211H154ZM159 212H160V211H159ZM212 212H213V211H212ZM219 212H217V213H219ZM222 212L219 213V215H220V214L222 215V214H223ZM245 212H246V211H245ZM3 213H4V212H3ZM25 213H26V212H25ZM106 213H105V216L107 217ZM168 213H169V212H168ZM168 213H167V214H168ZM171 213H172V214H171ZM191 213H192V212H191ZM231 213H232V212H231ZM34 214H35V211H33V212L31 213V216H30L31 220H32V218L34 217ZM91 214H93V213H90V215H91ZM103 214H104V213H103ZM155 214H157V213H155ZM212 214H214V213H212ZM226 214H227V213H226ZM245 214H246V213H245ZM0 215H1V214H0ZM6 215H7V214H6ZM101 215H102V214H101ZM157 215H158V214H157ZM192 215L194 216V214H192ZM205 215L207 216V214H205ZM217 215H218V214H217ZM217 215H214V216L212 215V216H213V218H212L213 220H212V219H211V220H212L213 222H212L211 220H208L209 216H207V220H208V222H209V221L212 222V223H209V225L211 224V225L214 227V225L216 226V224L219 223V222H218V219L216 218V217H218L219 215H218V216H217ZM221 215H220V217H222ZM224 215H225V214H224ZM224 215H223V217H224ZM9 216H10V214H9ZM38 216H39V215H38ZM109 216H108V217H109ZM227 216H228V215H225V217H227ZM246 216H247V215H246ZM87 217H88V218H87ZM92 217H93V215H92ZM98 217H99V215H98ZM108 217H107V218H108ZM144 217H145V219H144ZM220 217H219V218H220ZM229 217H231L230 214H229ZM229 217H228V218H229ZM247 217H248V216H247ZM94 218H95V216H94ZM94 218H93V219H94ZM101 218H102V217H101ZM104 218H105V217H104ZM122 218H123V219H122ZM191 218H194V217L191 216ZM119 219H122V221L120 222ZM159 219H160V218H159ZM209 219H210V218H209ZM9 220H10V219H9ZM37 220H38V219H37ZM40 220H41V219H40ZM90 220H91V219H90ZM90 220L88 219V222H89ZM94 220H95V219H94ZM94 220H93V221H94ZM110 220H109V221H110ZM191 220H192V219H191ZM220 220H223V218H222V219L220 218ZM229 220H230V219H229ZM65 221H64V222H65ZM91 221H92V220H91ZM91 221H90V224L88 223L90 226H89V227L87 226V229H86V230H84V228L86 227V225H85V226L83 225L82 228H81V229H83V230L86 231V232H83V231L80 232V231H78L77 234L79 235V236H78L79 239H78V241H77V239L75 240V241H77V242H75V241H70V240H72L71 238L73 237L72 234L75 235L72 231H71L72 234H71V236L69 237L70 240H69V238H68L69 242H72V243L75 242V243H77V245L75 244V246H78V245H79L77 248L80 247V249L89 250L88 252H89V254H91V258H89L90 261H88V262L86 263V261L84 262V260L82 259V261H83L84 263H80L81 261H79V263H80V264H88V263H90V264H123L122 261H125V260H124V257H123L124 255H123L122 252H119V251L117 252V251L114 250V249H116V248H114L115 246L113 247L114 244H113V241H112L111 238H110L111 236L109 237V236H108L109 234H106L107 232L105 233V232L103 231L104 228H103V229L100 228V230H98V229H99V226L97 225L98 227H95L94 225H95L96 223L92 224L93 221H92V222H91ZM105 221H106V220H105ZM129 221H128V222H129ZM194 221H195V219H194ZM231 221H232V220H231ZM234 221H235V220H234ZM12 222H13V220H12ZM28 222H29V219H28ZM54 222H55V223H54ZM95 222H96V221H95ZM103 222H104V221H103ZM130 222H129V223H130ZM217 222H218V223H217ZM9 223H10V222H9ZM108 223H109V222H108ZM152 223H153V222H152ZM194 223H195V224L192 223V225H194V226L197 225L196 222H194ZM215 223H216V224H215ZM1 224H2V223H0V225H1ZM3 224H4V223H3ZM6 224H8V223H6ZM11 224H12V223H11ZM35 224H36V223H35ZM57 224H58V222H57ZM104 224H106V223H104ZM125 224H126V223H125ZM159 224H160V223H159ZM219 224H220V223H219ZM219 224H218V226H219ZM17 225H18V224H17ZM37 225H38V224H37ZM55 225H56V224H55ZM60 225H61V224H60ZM63 225H64V224H63ZM118 225L115 224L114 227H115V226H118ZM126 225H127V224H126ZM145 225H146V224H145ZM211 225H210V226H211ZM3 226L6 227L5 225H3ZM3 226H2V228H3ZM47 226H45V227H47ZM108 226H109V225H108ZM112 226H113V225H112ZM147 226H148V225H147ZM197 226H198V225H197ZM197 226H195V229H197V228H196ZM237 226H238V225H237ZM0 227H1V226H0ZM9 227H13V226L10 225ZM9 227H7V229H8ZM54 227L57 228V226H54ZM65 227H66V226H65ZM101 227H103V226L101 225ZM141 227H142V228H141ZM143 227H144V228H143ZM157 227H158V226H157ZM240 227H241V225H240ZM252 227H253V226H252ZM26 228H27V227H26ZM97 228H98V229H97ZM109 228H110V227H109ZM151 228H152V227H151ZM173 228H175L176 230L173 231V230H174ZM206 228H207V227H206ZM9 229H10V228H9ZM13 229H14V227L12 228V230H11V229H10V230L13 231ZM44 229H45V228H44ZM44 229H43V230H44ZM60 229H61V228H60ZM153 229H154V228H153ZM172 229H173V230H172ZM200 229H201V228H200ZM246 229H247V228H246ZM2 230L5 232L4 229H2ZM45 230H46V229H45ZM112 230H113V229H112ZM198 230H199V227H198V229H197L196 231H198ZM226 230H228L227 227H226ZM226 230H225V231H226ZM61 231H62V229H61ZM64 231H65V230H64ZM108 231H109V230H108ZM149 231H150V229H149ZM199 231H200V230H199ZM222 231L224 232V230H222ZM238 231H239V230H238ZM25 232H26V231H25ZM34 232H35V231H34ZM49 232H50V231H49ZM65 232H66V231H65ZM65 232H64V234H69V233H70V232H69V233H67V232L65 233ZM79 232L83 234L82 237H81V235H80ZM113 232H114V231H113ZM145 232H146V231H145ZM151 232H152V230H151ZM201 232H202V231H200L199 233H201ZM204 232H206V231L204 230ZM210 232H211V231H210ZM223 232H222V233H223ZM228 232H229V231H228ZM228 232H227V234H228ZM242 232H243V231H242ZM1 233H2V232H1ZM14 233H15V232H14ZM23 233H24V232H23ZM42 233H43V232H42ZM59 233H60V232H59ZM61 233H62V232H61ZM123 233H124V232H123ZM149 233H150V232H149ZM159 233H160V232H159ZM195 233H196V234H195ZM207 233H208V232H207ZM243 233H244V232H243ZM33 234H34V233H33ZM47 234H48V233H47ZM54 234H55V233H54ZM56 234H57V233H56ZM77 234H76V235H77ZM110 234H112V233H110ZM153 234H155V233H153ZM153 234H152V235H153ZM245 234H246V233H245ZM247 234H246V235H247ZM37 235H38V234H37ZM37 235H36V236H37ZM58 235H59V234H58ZM69 235H70V234H69ZM69 235H68V236H69ZM147 235H148V234H147ZM152 235H151V238H153ZM204 235H205V236H204ZM204 235L200 234L201 237L204 236V238H205L207 234H204ZM36 236H33V237H36ZM45 236H46V234H45ZM56 236H57V235H56ZM112 236H113V235H112ZM144 236H145V235H144ZM200 236H199V237H200ZM210 236H211V235H210ZM201 237H200V238H201ZM230 237H231V236H230ZM245 237L247 238V236H245ZM49 238H50V237H49ZM53 238H55V237H53ZM61 238H62V236H61ZM63 238H64V237H63ZM65 238H66V237H65ZM74 238H76V237L74 236ZM112 238H113V237H112ZM116 238H117V237H116ZM204 238H203V239L201 238L200 241H201V240L203 241ZM113 239H114V238H113ZM153 239H154V238H153ZM153 239H152V240H153ZM208 239H209V237H208ZM208 239H207V240H208ZM230 239H231V238H230ZM42 240H43V238H42ZM42 240H41V241H42ZM49 240H50V239H49ZM114 240H115V239H114ZM205 240H206V238H205ZM246 240H247V239H246ZM36 241L40 242V238L38 239V238L36 237ZM59 241H60V240H59ZM196 241L199 243V239H198V240L196 239ZM202 241H201V244L204 243V242H202ZM208 241H210V240H208ZM215 241H216V238H215ZM222 241H223V240H222ZM234 241H235V240H234ZM241 241H242V240H241ZM32 242H33V241H32ZM43 242H44V241H43ZM60 242H61V241H60ZM116 242H117V241H116ZM223 242H224V241H223ZM225 242H226V240H225ZM46 243H47V242H46ZM67 243H68V241H67ZM206 243H207V241H206ZM231 243H232V242H231ZM28 244H29V243H28ZM64 244H65V243H64ZM70 244H71V243H70ZM73 244H74V243H73ZM116 244H118V243H116ZM196 244H197V243H196ZM216 244H217V243H215V245H216ZM223 244H225V243H223ZM41 245H42V244H41ZM46 245H47V244H46ZM57 245H58V243H57ZM61 245H62V244H61ZM225 245H226V244H225ZM254 245H256V244H254ZM257 245H256V246H257ZM63 246H64V245H63ZM73 246H74V245H73ZM138 246H139V245H138ZM138 246H137V247H138ZM200 246H201V245H200ZM216 246L218 247V245H216ZM221 246H222V245H221ZM221 246H220V247H221ZM228 246H229V245H227L226 247H225V246H223V247L226 249V248H228ZM241 246H242V245H241ZM34 247H36L35 244H34ZM34 247H33V248H34ZM42 247H43V246H42ZM57 247H58V246H57ZM65 247H66V246H65ZM118 247H119V246H118ZM184 247H183V248H184ZM197 247H198V249H199V245H198ZM223 247H222V251H223ZM252 247H253V246H252ZM12 248H13V247H12ZM33 248H32V249H33ZM38 248H39V247H38ZM62 248H63V247H62ZM183 248H181V249H183ZM185 248H184V249H185ZM201 248H203V247H201ZM254 248H255V247H254ZM29 249H31V248H28V251H29ZM32 249H31V250H32ZM48 249H49V248H48ZM45 250H47V249H45ZM45 250H44V251H45ZM58 250H60V249H58ZM74 250H77V251H78V249H76V247H75V249H73V251H74ZM126 250H127V249H126ZM177 250H178V251H177ZM193 250H194V249H193ZM200 250H201V249H200ZM200 250H199V251H200ZM202 250H204V252H206V249H205V248L202 249ZM255 250H254V251H255ZM35 251H39V250H35ZM70 251H71V249H70ZM77 251H76V252H77ZM80 251H82V250H80ZM122 251H123V250H122ZM147 251H148V250H147ZM199 251H198V250H197V251L194 250L195 254H196V252H197V256H200V255H202V253H203V252L201 253V251H200L201 254L199 255V254H198ZM225 251L227 252V249H226ZM225 251H224V252H225ZM252 251H253V249H252ZM254 251H253V252H254ZM1 252H2V249H1ZM46 252H47V251H46ZM50 252H51V251H50ZM74 252H75V251H74ZM85 252H86V251H85ZM85 252H84V251L81 252V255L84 253V254H83V256H84V255H85ZM253 252H252V253H253ZM43 253H45V252H43ZM54 253H55V252H54ZM65 253H66V252H65ZM68 253H69V252H68ZM68 253H67V254H68ZM134 253H135V251H134ZM136 253H137V252H136ZM186 253H187V252H186ZM222 253H223V252H222ZM18 254H19V253H18ZM51 254H52V253H51ZM55 254H56V253H55ZM63 254H64V253H63ZM67 254H66V255H67ZM72 254H73V253H72ZM72 254L69 253V255H72ZM74 254H77V253H74ZM121 254H122L123 256H122ZM124 254H125V253H124ZM145 254H146V253H145ZM183 254H184V253H183ZM204 254H205V253H204ZM204 254H203V255H204ZM206 254H207V252H206ZM210 254H211V253H210ZM250 254H251V252H250ZM45 255H46V254H45ZM58 255H59V254H58ZM81 255H80V256H81ZM138 255H139V254H138ZM180 255H181V257H180ZM203 255H202V256H203ZM229 255H230V254H229ZM248 255H249V254H247V256H248ZM43 256H44V255H43ZM46 256H47V255H46ZM72 256H73V255H72ZM125 256H126V255H125ZM139 256H140V255H139ZM197 256H196V257H197ZM211 256H212V255H210V256L207 255V257H209L208 260H209V259H210V260L213 259ZM250 256H251V255H250ZM48 257H49V256H48ZM64 257L67 258V260H66ZM76 257H77L76 255H75V257L73 256V258H74V262L77 261V260L75 261V258H76ZM81 257H82V256H81ZM81 257H79V258L81 259ZM131 257H132V256H131ZM204 257L206 258V256H204ZM204 257H203V258H204ZM210 257H211V258H210ZM6 258H7V257H6ZM50 258H51V257H50ZM59 258H60V257H59ZM63 258H64L66 261H68V259H69L68 255H67V257H66V256H63ZM125 258H126V257H125ZM187 258H189V257H187ZM205 258H204V259H205ZM244 258H245V257H244ZM32 259H33V258H32ZM55 259H56V258H55ZM70 259H71V256H70ZM76 259H78V258H76ZM84 259H85V258H84ZM131 259H130V260H131ZM182 259H181V260H182ZM234 259H236V260L234 261ZM3 260H4V259H3ZM33 260H34V259H33ZM44 260H45V259H44ZM65 260H64V261H65ZM213 260H214V259H213ZM31 261H32V260H31ZM54 261H55V260H54ZM61 261H63V260L61 259ZM70 261H72V260H69V264H73V263H74V262H70ZM128 261H129V260H128ZM216 261H217V260H216ZM216 261H215V262H216ZM6 262H7V261H6ZM8 262H9V261H8ZM50 262H52V261H50ZM196 262H197V261H195L194 263H196ZM208 262H209V263H208ZM211 262H213V261H211ZM10 263H11V262H10ZM15 263H16V262H15ZM42 263H43V262H42ZM59 263H60V262H59ZM61 263H64V262H61ZM77 263H78V261H77ZM77 263H76V264H77ZM126 263H127V262H126ZM204 263H205V260H203V264H204ZM11 264H12V263H11ZM65 264H66V263H65ZM67 264H68V263H67ZM180 264H181V263H180ZM182 264H183V263H182ZM192 264H193V263H192ZM206 264H210V261H207V260H206ZM212 264H213V263H212ZM229 264H231V263H229ZM246 264H250V263L248 262V263H246Z\"/></svg>", "mask_w": 264, "mask_h": 264}]
</instances>
